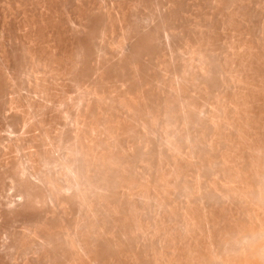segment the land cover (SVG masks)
Listing matches in <instances>:
<instances>
[{
    "label": "rangeland",
    "instance_id": "374dc122",
    "mask_svg": "<svg viewBox=\"0 0 264 264\" xmlns=\"http://www.w3.org/2000/svg\"><path fill=\"white\" fill-rule=\"evenodd\" d=\"M120 1V2H119ZM147 3H146V2ZM164 1V3H162ZM165 1H167V3L165 2ZM187 1V2H186ZM189 1V2H188ZM222 2V4H221V2ZM234 3H233V2ZM241 1V0H240ZM239 0H133L132 2H131V0H86V1H84L83 2V0L81 1V0H0V80L1 79H3V80H1V82L2 83H0V87L2 86V88H0V107L2 108H0V163L1 164H3V165H1L0 164V182H1V184L4 182V184H0V213H2L3 215H1L0 214V263L1 264H4L5 262H7L6 260H8V261H11V262H7V263H9V264H24V263H22V261H25V264H27V260L28 259H30V260H28V264L30 263V264H34L35 262H36V260H35V262H33L34 260L32 259L33 257L32 256H34L35 255V257H38V255L40 256V257H38L39 258V260H42V262L40 263V261L39 260H37V262L35 263V264H37L38 262H39V264H59L60 262V264H72V262H73V264H75V263H77V264H84V262H86V260H87V264H92V263H94V262H96V261H99L100 259L102 260V259H104V258H101V257H103V255H105L104 253V251H101L103 248L101 247V249H99L100 248V246H101V243H102V246H104V250L106 249L107 250V247H108V258H107V256H106V258L104 259V262L106 263V264H114L113 262H111L110 260H113L114 261V259L116 258V261H114V262H116L115 264H122L123 262V264H125V262L126 263H128V264H138V262H141L140 260L142 259L143 261L144 260H149V262L148 263H146V261H142L144 264H155L154 263V261H157L156 262V264L158 263V264H165V260H169L170 261V263L171 264H174V262H177L176 264H178L179 262V264H185L184 262L186 261V264H188V259L187 258H190V254L188 255L187 253H189L190 251H189V249H187L186 251H185V248H184V242L186 243V239L187 238H189V237H187L186 238V233L183 231L184 229V221H183V219L184 218H182L183 217V213H184V208H185V206L187 207V206H190V207H194V208H197V209H199V208H202V204H203V208H206V206L209 204V206H210V204H212L210 207H208V209L207 210H209V208H214V212H215V210H218V211H216V212H221V210H220V208L221 209H223L222 211H225L226 213L225 214H223L224 212H222V215H221V213H220V215H221V217L220 218H224V220L223 221H225L226 219H227V211H228V213L229 214H232L233 213V216H235V218H236V216H237V219H236V221L238 222V221H242L243 219L242 218H244V220L241 222L240 221V223L238 222V226H237V224H235L236 223V221L233 223V224H231V228L230 229H228L229 228V226H230V223L229 222H225V224L224 223H220V227H219V229H222V227L224 226V225H226L225 227H226V229H227V231H225V233H224V227H223V230H222V233L221 232H219V230L217 231V232H215V233H217L218 234V236L220 235H222L223 234V238H222V236H221V238L220 237H216L215 238V243H217L216 241H218V240H216V239H222V240H220V241H218V244L217 245H215L214 247H213V253H211V255L213 256V254H214V256H213V260H212V257H210V256H208V254H206V257H205V251H204V254H202L203 252H201L200 254H202L203 256H201V255H199V256H201V257H199V260H198V257H195V261L193 260V264H218V262H217V260H216V257L218 256V255H220L222 252H219L220 250H221V248L223 249V250H221V251H223V254L224 255H226V252L227 253H230L229 252V250L230 249H228V248H231V247H229V246H232V247H236L237 246V244H232V243H234V242H237L238 241V237L241 235L242 237L246 234V233H248V230H243L241 227H244L245 229H247L248 227H247V225H249V224H251V225H253L252 224V222L249 220V219H251V218H249L248 217V210H250V207L248 206L247 207V204H243V201L242 200H238L239 198H237L236 196H235V198H233L234 196L233 195H231V198L230 199H233V200H235L236 198H237V200H236V202L237 201H239L238 203H236L235 201L232 203V201L230 200V201H227V200H224V199H227L228 198V200H229V197H225L224 199L223 198H221V200L223 199V203H222V201H220V200H218V199H216L215 197H217L218 195H216V196H211L213 193L211 192V191H213V188L215 189L217 186V182L219 181V182H221L223 179L225 180V179H228L229 177L230 178H232L233 177V175L232 174H230V168H228V170H226L227 168L224 166L223 167V165L221 164V163H219L220 161H221V159H219L218 160V158H221V153L220 152H223V151H220V150H224V152L226 151V149H227V143H223V144H225V145H223V146H221V145H219L220 143H222L223 142V140H222V142H219V143H217L218 145V148L217 149H219V150H215L216 151V153H214L215 151H214V149H213V151H212V149H209V147H206L207 145L205 144V139H207V137L208 136H210L209 134H211L210 132H212V130H213V127H210V125L212 126V124H210L211 122L208 120V118L207 117H209L208 116V114L207 113H209L210 112V114L209 115H211V110L213 109V107H214V111H213V115H216V114H218V111H216L215 112V108H217V106L218 105H222L221 107L223 108V106H225V105H227L229 102L228 101H226V99H229L230 98V96L232 95V93H233V95L232 96H235L236 95V97H237V93H239L238 94V96L239 95H241L240 94V91L239 90H237V85L240 87V90H243V86L245 85V84H243L242 83V81L244 82V80L243 79H245L246 78V80L248 81V80H251V82H248V83H250V85L252 84V82H253V80H255L256 78H257V74H258V76H261V74L262 73H264V72H260L259 71V68L258 67H260V70H261V68H262V70L264 71V64H263V62H264V60H260V59H263L264 58V39H263V35H264V30H262L264 27V0H253V1H251V0H242L241 2H240ZM262 3V5H263V7H262V5H261V3ZM125 2V4H123ZM128 2V3H127ZM141 2H142V4H141ZM144 2V3H143ZM159 2V3H158ZM175 2V3H174ZM179 2L181 3V4H179ZM185 2V3H184ZM217 4H216V3ZM228 3V5H227V3ZM239 2V3H238ZM81 3V4H80ZM132 3V4H131ZM154 3V4H153ZM170 3V4H169ZM184 3V4H183ZM192 3V4H191ZM198 3H199V5H198ZM214 3V4H213ZM218 3H219V5H218ZM225 3V4H224ZM236 3V4H235ZM153 4V5H152ZM164 4V5H163ZM167 4V5H166ZM175 4V5H174ZM177 4V5H176ZM187 4H189V5H187ZM207 4V5H206ZM210 4V5H209ZM221 4V5H220ZM234 4H235V6H234ZM259 4V5H258ZM80 5V6H79ZM84 5H85V7H84ZM141 5V6H140ZM174 5V6H173ZM204 5V6H203ZM219 7H218V6ZM237 5V6H236ZM116 6H117V9H116ZM122 6V7H121ZM128 6H130V7H128ZM134 6H136V7H134ZM160 6V7H159ZM162 6H163V8H162ZM185 6H187V7H185ZM197 6H199V7H197ZM203 6V7H202ZM210 6V7H209ZM220 6H222V7H224V8H222V7H220ZM228 6H229V8H228ZM119 7V8H118ZM138 7H140L139 9H138ZM144 7V8H143ZM150 9V8H152V9H148V8ZM157 7V8H156ZM167 7V8H166ZM180 7H182V8H180ZM239 7H240V9H239ZM244 7V8H243ZM250 9H249V8ZM262 7V8H261ZM129 11H126V9ZM155 8V9H154ZM185 8H187V9H185ZM190 8V9H189ZM196 8V9H195ZM204 8V9H203ZM212 8V9H211ZM226 8V9H225ZM232 8V9H231ZM235 8H237L236 10H235ZM248 8V9H247ZM131 9V10H130ZM145 9V10H144ZM154 9V10H153ZM169 11H168V10ZM174 9V10H173ZM177 9V10H176ZM180 9V10H179ZM183 9V10H182ZM203 9V10H202ZM229 9V10H228ZM257 9V10H256ZM259 9V10H258ZM83 10V11H82ZM136 10V11H135ZM139 10V11H138ZM148 10V11H147ZM185 10V11H184ZM187 10V11H186ZM197 10V11H196ZM223 10V11H222ZM227 10H228V12H227ZM243 12H242V11ZM256 10V11H255ZM116 11V12H115ZM124 11V12H123ZM132 11H133V13H132ZM141 11H143V12H141ZM152 11H154V12H152ZM162 11H165V12H162ZM200 11V12H199ZM238 11V12H237ZM250 11V12H249ZM120 12L122 13V15L120 14ZM140 12V13H139ZM145 12H146V14H145ZM170 12H171V14H170ZM180 12V13H179ZM193 12V13H192ZM194 12H195V14H194ZM201 12H202V14H201ZM208 12V13H207ZM210 12V13H209ZM225 12V13H224ZM230 12V13H229ZM232 12V13H231ZM233 12H234V14H233ZM235 12H236V14H235ZM251 12H253V13H251ZM89 13H91L90 15H89ZM99 13V14H98ZM116 15H118V16H116ZM136 13V14H135ZM143 15H142V14ZM166 13V14H165ZM189 13V14H188ZM207 13V14H206ZM214 14V16H213V14ZM248 15H247V14ZM263 13V14H262ZM82 14V15H81ZM110 14H111V16H112V18L113 19H111V16H110ZM129 14V15H128ZM140 14V15H139ZM166 16H165V15ZM174 14V15H173ZM177 14V15H176ZM185 14V15H184ZM190 14H191V16H190ZM199 14H201V15H199ZM245 14V15H244ZM257 14V15H256ZM103 15H105V16H103ZM116 17H115V16ZM132 15V16H131ZM146 15V16H145ZM180 15V16H179ZM186 15H188V16H186ZM230 15V16H229ZM235 15V18L233 17ZM237 15V16H236ZM261 15H262V18H261ZM84 16V17H83ZM86 16V17H85ZM95 16V17H94ZM144 16V17H143ZM148 16H149V18H148ZM151 16V17H150ZM158 16V17H157ZM165 16V17H164ZM179 16V17H178ZM197 16V17H196ZM83 17V18H82ZM94 17V18H93ZM109 17H110V19L113 21V23L112 22H109ZM119 17V18H118ZM121 17H122V20L124 19V24H122V22H121ZM124 17V18H123ZM125 17H128V19L130 20H128L127 18H125ZM141 17H143L144 19H143V21H142V18ZM154 19H153V18ZM163 17H164V19H163ZM166 17H167V19H166ZM170 17H171V20H170ZM175 17V18H174ZM177 17V18H176ZM181 17V18H180ZM183 17V18H182ZM186 17V18H185ZM205 17H206V19H205ZM209 17V18H208ZM212 17V18H211ZM229 17V18H228ZM232 17V18H231ZM238 17V18H237ZM250 17V18H249ZM81 18H82V20H81ZM89 18V19H88ZM92 18V19H91ZM101 18V19H100ZM102 18H104V19H102ZM115 18V19H114ZM116 18H118L117 20H116ZM131 18V19H130ZM137 18V19H136ZM145 18H146V20H145ZM157 18H160V20L159 19H157ZM125 19H127V20H125ZM138 19H139V21H138ZM151 19H152V21H151ZM227 19H229V21L231 20V19H233V21L231 22V24L229 23V22H227ZM247 19V20H246ZM262 19V20H261ZM90 20H92V21H90ZM96 20V21H95ZM99 20H100V22H99ZM103 20H105V21H103ZM108 20V21H107ZM110 20V21H111ZM136 20V21H135ZM147 20H148V22H147ZM153 20H156V21H153ZM163 20V21H162ZM179 20V21H178ZM186 20H188L186 23H185V21ZM194 20H196L195 22H197V20H199V22H200V24H199V22H197V25H196V23L195 24H193V22L192 21H194ZM223 20V21H222ZM246 20V21H245ZM249 20V21H248ZM82 21V22H81ZM84 21V22H83ZM98 21V22H97ZM118 21V22H117ZM129 21V22H128ZM145 21V22H144ZM171 21V22H170ZM181 21V22H180ZM204 21V22H203ZM219 21H220V23H219ZM225 21H226V24H225ZM242 21V22H241ZM255 21V22H254ZM90 22V23H89ZM103 22V23H102ZM162 24H161V23ZM208 22V23H207ZM224 24H223V23ZM249 22V23H248ZM254 22V23H253ZM89 23V24H88ZM110 23V24H109ZM127 23V24H126ZM131 23V24H130ZM132 23H133V25H132ZM138 23H139V25H138ZM146 25H145V24ZM157 23V24H156ZM166 23H168V24H166ZM171 23V24H170ZM173 23L175 24V25H173ZM176 23H178V25L176 24ZM189 23V24H188ZM201 23H202V25H201ZM230 25H229V24ZM243 25H242V24ZM256 23V24H255ZM108 24V25H107ZM116 25V26H114V25ZM122 24V25H121ZM185 24V25H184ZM187 24V25H186ZM198 24L200 25L199 27H201V28H199L198 27ZM203 24H204V26H203ZM227 24H228V26L231 28H229L228 26H227ZM254 24V25H253ZM259 24V25H258ZM261 24V25H260ZM263 24V25H262ZM89 25V26H88ZM101 25V26H100ZM125 25V26H124ZM135 25V26H134ZM144 25H145V27H146V29L144 28ZM152 25H154V26H157V27H154V26H152ZM166 27H165V26ZM189 25V26H188ZM208 25H209V27H208ZM224 25H226V26H224ZM237 25V26H236ZM239 25V26H238ZM88 26V27H87ZM91 26V27H90ZM100 26V27H99ZM104 26V27H103ZM135 28H134V27ZM138 26H139V28H138ZM141 26V27H140ZM150 28H149V27ZM175 26V27H174ZM188 26V27H187ZM193 26V27H192ZM215 26V27H214ZM222 26H223V28H222ZM232 26H233V28L234 27H236V28H234V34L236 33L235 31H237V29H238V31L237 32H239V33H236L237 35H238V37L236 36V35H234L233 34V36H235V38H238L239 40H236V41H242L243 40V38H245L243 41H245L246 40V42H243V46H244V44L245 43H247V44H245V46L243 47V46H241L242 44H240V43H242V42H237V44L238 45H233V43L235 44V38L232 36V35H230V34H232L233 33V31H232ZM245 26V27H244ZM93 27H95V28H93ZM102 27V28H101ZM117 27V28H116ZM143 27V28H142ZM160 27V28H159ZM164 27V28H163ZM181 27V28H180ZM186 27H187V29H186ZM204 27H206L207 29H209V30H205V28ZM224 27H225V31L227 30V32H225L223 29H224ZM228 27V28H227ZM245 29H244V28ZM250 27V28H249ZM257 27H258V29H257ZM89 28V29H88ZM107 28V29H106ZM127 28V30H125ZM134 28V29H133ZM167 28V29H166ZM189 28V29H188ZM197 28V29H196ZM204 28V29H203ZM227 28V29H226ZM94 31V32H96V33H92L91 31L92 30ZM97 29V30H96ZM105 29V30H104ZM109 29V30H108ZM120 29V30H119ZM122 29H124V31L126 32H124ZM143 29H145L146 30V32H144L145 30H143ZM171 29H172V33H171ZM175 29V30H174ZM177 29V30H176ZM193 29L195 30V31H193ZM198 29H200V30H198ZM214 29V30H213ZM229 29V30H228ZM243 31H242V30ZM253 29V30H252ZM99 30V31H98ZM122 30V31H121ZM141 30H143V31H141ZM148 30V31H147ZM150 30V31H149ZM152 30V31H151ZM163 30V31H162ZM168 30H169V32H170V34L168 33ZM181 30H182V32H181ZM184 30V31H183ZM203 32H202V31ZM204 30H205V33H206V35H204ZM217 30V31H216ZM224 32H223V31ZM232 32H231V31ZM241 30V31H240ZM249 30H250V32H249ZM252 30V31H251ZM81 31V32H80ZM84 31V32H83ZM102 31V32H101ZM130 31V32H129ZM133 31V32H132ZM165 31V32H164ZM167 31V32H166ZM180 31V32H179ZM199 31H201V32H199ZM214 31V32H213ZM221 31V32H220ZM230 33H229V32ZM247 31V32H246ZM257 31V32H256ZM104 32V33H103ZM106 32H107V35H106ZM128 32V33H127ZM138 32V33H137ZM144 32V33H143ZM156 32H160L159 34H157ZM175 32V33H174ZM185 32L187 33V34H185ZM197 32H199V33H197ZM249 32V33H248ZM263 32V33H262ZM75 33V34H74ZM90 36V37H87L88 35ZM130 33H133V34H130ZM138 35H137V34ZM142 33V34H141ZM149 33V34H148ZM178 33V34H177ZM183 33H184V36H183ZM200 33H201V35H200ZM208 33H211L210 35H208ZM214 35H213V34ZM224 33V34H223ZM226 33V34H225ZM246 33V34H245ZM256 33V34H255ZM261 33V34H260ZM78 34V35H77ZM91 34V35H90ZM101 34V35H100ZM105 35V36H103V35ZM127 34V35H126ZM140 34V35H139ZM162 34H163V36H162ZM165 34H167V35H165ZM174 36H172V35ZM191 36H190V35ZM194 34V35H193ZM197 34V35H196ZM219 34H220V36H219ZM242 34V35H241ZM245 34V35H244ZM75 35V36H74ZM83 35V36H82ZM85 35V36H84ZM132 35V36H131ZM135 35H136V39H134L135 38ZM144 35H146V38H145V36ZM188 35V36H187ZM212 35V36H211ZM217 35V36H216ZM227 35V36H226ZM259 35V36H258ZM79 36V37H78ZM95 36V37H94ZM97 36V37H96ZM125 36V37H124ZM130 36V37H129ZM138 36V37H137ZM148 36H149V38H148ZM174 39H172L171 37ZM179 36H180V40H178L179 39ZM193 36V37H192ZM195 36L197 37H199V39H198V37H197V39L195 38ZM206 36V37H205ZM227 38H226V37ZM233 38H232V37ZM241 36V37H240ZM250 36V37H249ZM262 36V37H261ZM87 37V38H86ZM106 37V38H105ZM124 37V38H123ZM132 37V38H131ZM155 37V38H154ZM162 37H165V38H162ZM177 37V38H176ZM182 37V38H181ZM185 37V38H184ZM205 37V38H204ZM218 37V38H217ZM243 37V38H242ZM251 37H252V39H251ZM120 38V39H119ZM162 38V39H161ZM166 38H168V40L166 39ZM171 38V39H170ZM175 38H176V40H175ZM192 38V39H191ZM200 38H204V39H200ZM214 38V39H213ZM222 38V39H221ZM233 40H232V39ZM249 38H250V40H254L253 42L254 43H258V44H256V46H253V44L254 43H252V41H250L249 42ZM87 39V40H86ZM91 41H90V40ZM95 39V40H94ZM124 39H126V40H124ZM161 39V40H160ZM170 39V40H169ZM208 39H209V41H208ZM221 39V40H220ZM230 39H231V41H230ZM89 40V41H88ZM94 40V41H93ZM101 40V41H100ZM105 40V41H104ZM120 40V41H119ZM135 40V41H134ZM151 40V41H150ZM155 40V41H154ZM158 40V41H157ZM163 40L165 41V42H163ZM179 42H178V41ZM191 40H195L194 42L193 41H191ZM198 40V41H197ZM200 40L202 41L201 42V44L199 43L200 42ZM205 40V42H203ZM218 40V41H217ZM104 41V42H103ZM122 41V42H121ZM127 41V42H126ZM130 41H131V44H130ZM139 43H138V42ZM162 43H161V42ZM184 41V42H183ZM190 41V42H189ZM213 41H214V44H213ZM234 41V42H233ZM77 42L78 43H80V44H77ZM98 42V44H96V43ZM124 42V43H123ZM156 42H160V43H156ZM183 42V43H182ZM216 42V43H215ZM232 43V45L233 46H235L234 47V49H233V47H232V45L231 44H229V43ZM248 42H249V44H251V45H249L248 44ZM86 43H89V44H86L88 47H86V45L85 44ZM90 43H93V44H91L90 45ZM104 45H103V44ZM127 43V44H126ZM133 43H135V44H133ZM154 43H156V44H158V45H156V44H154ZM172 43V44H171ZM178 43V44H177ZM189 43V44H188ZM198 44V46L200 47H196V45ZM220 43V44H219ZM23 44H24V46H23ZM84 46H83V45ZM111 44H112V46H115V47H111ZM130 44V45H129ZM138 44V45H137ZM143 44V45H142ZM152 44V45H151ZM168 46H167V45ZM188 44V45H187ZM211 44V45H210ZM15 45V46H14ZM90 45V46H89ZM101 45V46H100ZM110 47H109V46ZM121 45H122V47H121ZM126 45V46H125ZM128 45H129V47H128ZM148 45V46H147ZM154 45V46H153ZM161 45H166L165 47H166V49H165V47L164 46H161ZM176 45V46H175ZM178 45V46H177ZM180 45V46H179ZM202 45H204L203 47H201ZM213 45V46H212ZM226 45H227V47H226ZM255 45V44H254ZM257 45H258V47H257ZM108 47V48H106V47ZM117 46H119V47H117ZM124 46V47H123ZM131 46V47H130ZM139 47V48H136V47ZM147 46V47H146ZM151 48H150V47ZM160 46V47H159ZM173 48H172V47ZM175 46V47H174ZM189 46V47H188ZM190 46H191V48H190ZM210 47V49H209V47ZM212 46V47H211ZM232 48V51H231V48ZM240 46L242 47V48H240ZM248 46H250V47H252V53H254V55L253 54H251V57L253 56H257L256 57V59L254 58V60H256V62H253L252 60H249V59H251V58H249L248 56H247V58H246V55H248L249 54V56H250V53H251V51L249 50V49H251V48H247ZM8 47H10V48H8ZM20 47H21V49H20ZM24 47V48H23ZM85 47V48H84ZM93 47V48H92ZM99 47V48H98ZM102 47V48H101ZM120 47L122 48V51H121V49H120ZM126 47V48H125ZM134 47V48H133ZM153 47V48H152ZM157 49H156V48ZM162 47V48H161ZM184 47H185V49H184ZM187 47V48H186ZM194 47V48H193ZM206 47V48H205ZM208 47V48H207ZM240 49H242V50H240ZM253 47H257L256 49L255 48H253ZM119 48V49H118ZM124 48V49H123ZM160 50H159V49ZM164 48V49H163ZM180 48V49H179ZM181 48H182V50H181ZM192 48H193V50H194V52H192L193 50H192ZM204 48V49H203ZM216 48V49H215ZM237 50H236V49ZM246 48V49H245ZM262 48V49H261ZM13 49V50H12ZM24 49V50H23ZM29 49V50H28ZM75 49V50H74ZM82 51H81V50ZM85 49V50H84ZM90 49V50H89ZM92 49V50H91ZM131 49V50H130ZM140 49V50H139ZM156 49V50H155ZM163 51H162V50ZM173 49V50H172ZM175 49H177V50H175ZM184 49V50H183ZM187 49V50H186ZM196 49H198V50H196ZM200 49V50H199ZM215 49V50H214ZM220 49V50H219ZM238 49H239V51H238ZM259 49V50H258ZM19 50V51H18ZM21 50V51H20ZM81 51V52H78V51ZM88 50V51H87ZM97 50V51H96ZM104 50V51H103ZM120 50V51H119ZM128 50V51H127ZM137 50V51H136ZM158 50V51H157ZM166 50V51H165ZM170 50H171V52H170ZM190 50V51H189ZM192 50V51H191ZM207 50H208V52L209 51H211L212 52V50H214L213 52H212V55H211V52H207ZM217 50V51H216ZM245 50V51H244ZM248 50L250 51V52H248ZM254 50V51H253ZM7 51V52H6ZM14 51V52H13ZM28 51V52H27ZM29 51H31V52H29ZM76 51H77V53H76ZM85 51H87V52H85ZM103 51V52H102ZM119 51V52H118ZM133 51H136V52H133ZM141 51V52H140ZM179 51H181V52H179ZM185 51H188V52H186L185 53ZM199 51V53H195V52H198ZM202 51V52H201ZM228 53V54H226V52ZM229 51V52H228ZM248 52V53H245V52ZM18 52V53H17ZM74 52V53H73ZM97 52V53H96ZM117 52V53H116ZM125 52H127V53H125ZM146 52V53H145ZM149 52V53H148ZM151 52V53H150ZM153 52V53H152ZM158 54H160V53H162V55L160 54V55H158ZM164 52V53H163ZM169 54H168V53ZM190 52H191V54H190ZM201 52V53H200ZM203 52H206V53H203ZM218 52V53H217ZM231 52V53H230ZM238 52H240V54H241V52H242V54L240 55V54H237ZM258 52H259V54H258ZM263 52V53H262ZM29 53V54H28ZM73 53V54H72ZM81 53H82V55L84 56H82L81 55ZM86 53V54H85ZM94 53V54H93ZM101 53V54H100ZM105 53V54H104ZM123 53V54H122ZM133 53V54H132ZM148 53V54H147ZM155 53V54H154ZM175 53H176V55H175ZM179 54V56H178V54ZM193 53V54H192ZM203 53V54H202ZM208 53V54H207ZM224 53H225V55H224ZM232 53H236L237 55H238V57L239 56H241L242 57V60H245V63L243 64L242 62H244V61H242L241 60V58H239V63H241V64H243V65H245L246 63V65L245 66H247L248 65V62H250L251 61V64L253 65V63L255 64H257V61L259 60V62H261V63H259L258 62V64H257V66H256V64H255V66L256 67H254V66H249L250 68H252V69H250V68H248L247 67V69H248V71H247V69L244 71V69L245 68H243V65H241V64H239V65H241L239 68H241V69H243L242 71L238 68V70H240L241 71V73H242V75H243V71H244V73L247 71V75H249V76H247V77H244L245 76V74H244V76H242L241 78H243V79H241V83L243 84H241L240 83V80L237 78V77H240V71H239V75L238 74H235V72L237 71V69H236V67L234 66L235 65V61H234V59L233 58H231L230 56V54H232ZM243 53H245L246 55L245 56H243ZM19 54V55H18ZM75 54V55H74ZM77 54V55H76ZM100 54V55H99ZM105 56H104V55ZM117 56H116V55ZM119 54V55H118ZM145 54V55H144ZM147 54V55H146ZM157 54V55H156ZM166 54V55H165ZM185 54V55H184ZM200 54V55H199ZM206 54V55H205ZM216 54H217V56H216ZM218 54H220V55H218ZM236 54H233V55H235V57L237 56ZM258 54V55H257ZM262 54V55H261ZM15 55H18L17 57L15 56ZM68 55V56H67ZM87 55V56H86ZM101 55H103V56H101ZM115 55V56H114ZM123 55H125V56H123ZM127 55V56H126ZM137 55V56H136ZM140 56V58H139V56ZM155 55V56H154ZM169 55V56H168ZM203 55V56H202ZM208 55H210V56H208ZM213 55L214 56H216L217 57V59H216V57H213ZM226 55H228L227 57L228 58H231L232 59V61H234V63L232 64L231 62V59L230 60H228L227 61V58H226V60L224 59V57H226ZM100 56V57H99ZM108 56V57H107ZM121 56V57H120ZM147 58H146V57ZM154 56V57H153ZM160 56V57H159ZM161 56H162V58H163V60H162V62H160V60H158V59H162L161 58ZM166 56H168V57H166ZM184 56V57H183ZM192 56V57H191ZM202 56V57H201ZM221 58H220V57ZM86 57V58H85ZM110 57V58H109ZM113 57H115V58H113ZM118 57H119V59H121V60H119L118 59ZM130 57V58H129ZM136 57V58H135ZM158 57V58H157ZM179 57V58H178ZM183 57V58H182ZM190 57V58H189ZM211 57H213L212 58V60H211ZM234 57V58H235ZM245 57V58H244ZM51 58V59H50ZM58 58V59H57ZM65 58H66V60H65ZM79 58H81V59H79ZM94 58H96V59H94ZM108 58V59H107ZM123 58V59H122ZM140 60H139V59ZM150 60H149V59ZM153 58H155V59H153ZM185 58V59H184ZM195 58H197V59H195ZM203 58V59H202ZM220 58V59H219ZM237 58V57H236ZM244 58V59H243ZM249 58V59H248ZM258 58V59H257ZM76 59H77V61H76ZM100 61H99V60ZM106 59V60H105ZM114 59H115V61H114ZM118 61H117V60ZM126 59V60H125ZM131 61H130V60ZM134 59V60H133ZM145 59H147V60H144ZM170 59V60H169ZM180 59V60H179ZM182 59H183V61H182ZM187 59H188V61H187ZM191 59V60H190ZM248 61H247V60ZM17 60V61H16ZM20 60V61H19ZM33 60V61H32ZM34 60H35V62H34ZM83 60V61H82ZM85 60H87V61H85ZM110 60V61H109ZM166 60H168V61H165ZM176 60V61H175ZM177 60H178V63L180 62V64L178 65V63H177ZM194 60V61H193ZM211 60V61H210ZM222 60V61H221ZM27 61V62H26ZM59 63H58V62ZM62 61H64V62H62ZM67 61V62H66ZM93 61V62H92ZM102 61V62H101ZM112 61H114V62H112ZM127 61H128V63H127ZM165 62V67L167 68H165V70H161V68H163V65H162V63H164ZM190 61H192V63L190 62ZM197 61V62H196ZM200 61V62H199ZM202 61V62H201ZM221 61V62H220ZM223 61H226V62H223ZM229 61H231L229 64L227 63V62H229ZM247 61V62H246ZM29 62H31L30 64H29ZM71 62V63H70ZM82 62H83V64H82ZM106 62V63H105ZM150 62V63H149ZM152 62H154V63H152ZM172 62V63H171ZM184 62V63H183ZM189 62V63H188ZM199 62V63H198ZM215 62H216V65L217 66H219V68L215 65ZM253 62V63H252ZM27 63V64H26ZM35 63V64H34ZM47 63V64H46ZM63 63V64H62ZM67 63V64H66ZM70 63V64H69ZM75 63V64H74ZM88 64L87 65V67H86V64ZM99 63V64H98ZM103 63V64H102ZM108 63V65H106ZM109 63H111V64H113V65H111V64H109ZM121 63V64H120ZM124 63H126V64H124ZM141 63V64H140ZM143 63H145V64H143ZM159 63H161V65L159 64ZM169 63V64H168ZM176 63V64H175ZM195 63V64H194ZM225 63H227V64H225ZM33 64L36 66H34L33 67ZM66 65V69H65V65ZM94 64V66H92ZM101 64V65H100ZM124 64V65H123ZM129 64V65H128ZM134 64V65H133ZM155 64V65H154ZM157 64H159V65H157ZM172 64V65H171ZM184 64H186L185 66H183ZM206 64H207V66H206ZM214 64V65H213ZM230 64H232L234 67L232 68V70H233V72H234V78L236 77L238 80H239V82H238V80H237V82L239 83V84H237V85H235L236 84V82H235V84L232 82V81H234L235 79H232V78H229V76H230V74H233L232 72H230L229 71V69H230V67H231V65ZM238 64H236V66L238 65ZM250 64V63H249ZM26 65H28V66H26ZM30 65V66H29ZM72 65V66H71ZM78 65V66H77ZM104 66V67H100V66ZM110 65L112 66L111 68H110ZM116 65V66H115ZM119 65V66H118ZM123 65V66H122ZM126 65V66H125ZM139 65V66H138ZM148 65V66H147ZM156 65L159 67L160 66V68H159V70L157 69L158 67H156ZM166 65H169V66H166ZM171 65V66H170ZM176 65V66H175ZM182 65V66H181ZM195 65V66H194ZM204 65V67H206L205 69V74H207L206 76H208L209 77V79L208 78H206V80H205V78L204 77H206V76H202L203 74H204V72H201L202 71V69H200V67H202ZM209 65H211V66H209ZM224 65H226L225 67H224ZM230 65V67H227V66H229ZM64 66V67H63ZM85 66V67H84ZM133 68H132V67ZM142 66V67H141ZM147 66V67H146ZM153 66H155V67H153ZM178 66H180L179 68H178ZM199 66V67H198ZM213 66H215V67H213ZM224 67V69H223V67ZM244 66V67H245ZM79 68V70H76V69H78ZM115 67V68H114ZM151 67V68H150ZM170 67H172V68H170ZM183 67V68H182ZM184 67H186L185 69H184ZM188 67V68H187ZM226 67L227 68H229L228 69V71L230 72H228V73H226L227 72V69H226ZM71 68V69H70ZM74 69V72H73V69ZM82 68V69H81ZM107 68V69H106ZM113 68V69H112ZM117 68V69H116ZM120 68H121V70L122 71H120ZM126 68V69H125ZM143 68H144V70H143ZM150 68V69H149ZM182 68V69H181ZM199 68V69H198ZM208 68V69H207ZM213 68V69H212ZM218 68V69H217ZM27 69V70H26ZM33 69H35V70H33ZM124 69V70H123ZM137 69V70H136ZM154 71H153V70ZM156 69V70H155ZM171 70V72H168V70ZM174 69V70H173ZM188 69H189V71H188ZM209 69H211V70H209ZM217 69V70H216ZM221 69V70H220ZM234 69H236V71L234 70ZM253 69H254V73L252 72L253 71ZM256 69H257V72H256ZM21 70V71H20ZM31 70V71H30ZM59 70V71H58ZM99 72H98V71ZM109 70V71H108ZM126 70V71H125ZM133 70V71H132ZM135 70V71H134ZM142 70V71H141ZM149 70V71H148ZM153 72H152V71ZM166 70H167V72H168V74H167V72H166ZM169 70V71H170ZM175 70H176V72H175ZM180 70V71H179ZM189 72V73H186L187 71ZM223 70H226V72L225 71H223ZM250 70H251V72H250ZM28 73H27V72ZM35 71V72H34ZM57 71V72H56ZM85 71V72H84ZM96 71V72H95ZM106 71H108V72H106ZM116 71V72H115ZM119 71V72H118ZM124 71V72H123ZM140 71V72H139ZM144 71V73H142L141 74V72H143ZM148 73H147V72ZM159 71V72H158ZM161 71V72H160ZM193 71V72H192ZM217 73H216V72ZM221 71H223V72H221ZM22 72V73H21ZM55 72V73H54ZM61 72V73H60ZM63 72V73H62ZM78 74H77V73ZM98 72V73H97ZM131 72V73H130ZM151 72V74H149ZM159 73L161 76H162V74H163V76L162 77H160V75L157 73V74H155V75H153L154 73ZM163 72V73H162ZM166 72V73H165ZM192 72V73H191ZM214 75V73H216V75H212L211 73ZM221 72V73H220ZM238 72V71H237ZM236 72V73H237ZM19 73V74H18ZM27 73V74H26ZM32 73V74H31ZM47 73V74H46ZM59 73V74H58ZM65 73V74H64ZM71 73V74H70ZM74 73V74H73ZM92 73H94V74H92ZM100 73H101V75H100ZM106 73V74H105ZM121 73V74H120ZM134 75H133V74ZM146 73H147V75H146ZM181 73V74H180ZM203 73V74H202ZM257 73V74H256ZM261 73V74H260ZM23 74V75H22ZM24 74H26V75H24ZM31 76H30V75ZM36 74V75H35ZM109 74V75H108ZM134 76H132V75ZM139 74V75H138ZM169 74H171V75H169ZM173 74V75H172ZM177 74H180V76H183V77H185V76H187V77H185L184 79H183V77H178L179 75H177ZM183 74H185V76L183 75ZM189 74V75H188ZM191 74V75H190ZM194 74V75H193ZM196 74V75H195ZM223 74H224V76H223ZM227 74H229V76L227 75ZM250 74H254L253 76L252 75H250ZM260 74V75H259ZM35 75V76H34ZM38 75V76H37ZM43 75V76H42ZM48 75V76H47ZM59 75V76H58ZM99 77H97V76ZM123 77H122V76ZM126 75H127V77H126ZM156 75H157V78H156ZM165 75V76H164ZM200 75H201V78H199L200 77ZM210 75H211V77H210ZM263 76H264V74H262ZM19 76H20V78H19ZM22 76H24V77H22ZM26 76V77H25ZM33 76V77H32ZM41 76H42V78H41ZM45 76V77H44ZM108 76V77H107ZM110 76V77H109ZM136 76V77H135ZM142 76V77H141ZM148 76V77H147ZM149 76H150V78H149ZM166 76H169L168 78L166 77ZM180 79V80H178V78ZM192 78H191V77ZM199 76V77H198ZM233 76V75H232ZM252 76V77H251ZM35 77V78H34ZM47 77V78H46ZM60 77V78H59ZM80 77V78H79ZM89 77V78H88ZM94 77V78H93ZM125 77V78H124ZM165 77V78H164ZM175 77V78H174ZM192 79H190V78ZM195 77V78H194ZM204 79H203V78ZM222 77V78H221ZM223 77H225L224 79H223ZM227 77V78H226ZM248 77H249V79H248ZM18 78H19V80H18ZM24 78V79H23ZM40 78V79H39ZM71 80H70V79ZM76 80H75V79ZM108 78H109V80H108ZM112 78V79H111ZM124 78V79H123ZM137 78V79H136ZM152 78V79H151ZM160 78H162V79H160ZM173 78V79H172ZM194 78V79H193ZM218 78V79H217ZM260 78H262V77H259L258 79H260ZM264 78V77H263ZM49 80V81H47V80ZM54 79H55V81H54ZM69 81H68V80ZM87 79H89L90 80V82L88 83V81H87ZM118 79V80H117ZM123 81H122V80ZM132 79V80H131ZM136 79V80H135ZM149 79V80H148ZM156 79V81L154 82V80ZM158 79H160V80H158ZM176 79V80H175ZM182 79V80H181ZM188 79H190V81L188 80ZM197 79V80H196ZM202 81H201V80ZM210 79H211V81H210ZM230 79V80H229ZM232 79V80H231ZM5 80V81H4ZM10 80V81H9ZM35 80V81H34ZM56 80H58V81H56ZM63 80V81H62ZM66 80L68 81V82H66ZM82 80H83V82H82ZM91 80H92V82H91ZM115 80V81H114ZM135 80V81H134ZM147 80L149 81V84H148V82H147ZM151 80H152V82H151ZM186 80H188V81H186ZM194 80V81H193ZM199 80V81H198ZM214 80V81H213ZM226 80L227 81H229V82H227L228 83V85H227V83H226ZM4 81V82H3ZM31 81L33 82V83H31ZM38 81V82H37ZM51 81V82H50ZM118 81V82H117ZM121 81V83L119 84V82ZM146 81V82H145ZM168 82V84H169V87H168V85H167V82ZM174 81V83L173 84H176L177 83V81H178V83H177V89H173V86L174 85H172V82ZM182 81L184 82V83H182ZM188 83H186V82ZM194 83H193V82ZM206 81H208V82H206ZM215 81H219L220 83H218V82H215ZM236 81V80H235ZM255 81H258L257 79L255 80ZM254 81V82H255ZM260 81V80H259ZM27 82H29V83H27ZM55 84H54V83ZM61 82H63V83H61ZM103 82V83H102ZM129 84H127V83ZM143 82V83H142ZM152 84H151V83ZM159 82V83H158ZM161 82H162V84H161ZM192 82V83H191ZM196 82V83H195ZM201 82H202V84H201ZM226 83L225 85H224V83ZM253 82V83H254ZM5 83V84H4ZM14 83V84H13ZM31 83V84H30ZM49 83H51V84H49ZM131 83V84H130ZM153 83H154V85H153ZM156 83V84H155ZM163 83H165V85H163ZM171 83V84H170ZM208 83H209V85H208ZM221 83H223V84H221ZM245 83V82H244ZM248 83H246V85H247V87H249V85H248ZM4 85V87H3V85ZM11 84V85H10ZM13 84V85H12ZM32 86V88H31V86ZM32 84H34V85H32ZM39 84V85H38ZM61 84V85H60ZM67 84V85H66ZM80 84V85H79ZM101 84V85H100ZM103 84H106V85H103ZM122 84V85H121ZM127 84V85H126ZM134 84V85H133ZM136 84V85H135ZM144 84H145V86H144ZM146 84H147V86L149 87V88H147L146 87ZM158 84V85H157ZM161 84V85H160ZM181 84V85H180ZM182 84H184V86H185V88H187V89H185L184 88V86L182 85ZM191 84H193V85H191ZM206 84V85H205ZM229 84H231V85H229ZM233 84V85H232ZM254 84H259V83H257V82H255ZM254 84H252L251 86H253ZM52 85V86H51ZM55 85V86H54ZM66 85V86H65ZM71 85H72V87H74V88H72L71 87ZM79 85V86H78ZM81 85H83V86H81ZM88 85V86H87ZM108 85V86H107ZM116 85V86H115ZM130 85H132V86H135V87H133L134 88V90H133V88H132V86H130ZM152 85V86H151ZM157 85V86H156ZM160 85V86H159ZM171 85V86H170ZM198 85H199V87L200 88H198ZM208 85V86H207ZM214 85V86H213ZM218 85V86H217ZM224 85V86H223ZM236 86V89H235V86ZM241 85V86H240ZM44 88H43V87ZM76 86V87H75ZM81 86V87H80ZM89 86H90V88H89ZM93 86V87H92ZM96 86V87H95ZM107 86V87H106ZM124 86V87H123ZM136 86H137V88H136ZM159 86V88H157ZM165 86V87H164ZM181 86V87H180ZM210 86V87H209ZM214 88H216V89H214ZM219 86H221V88L219 87ZM226 86V87H225ZM229 86V88L231 87V86H233L234 87V91H236L235 93H234V91H232L233 90V88L231 89H229V88H227ZM250 86V87H251ZM11 87V88H10ZM46 87V88H45ZM62 87V88H61ZM68 87V88H67ZM78 87H80L79 89H78ZM84 87V88H83ZM110 87V88H109ZM142 87H143V89H142ZM144 87H146V88H144ZM155 87V88H154ZM197 88V89H195V88ZM204 87V88H203ZM224 87V88H223ZM242 87V88H241ZM246 87V86H245ZM245 87H244V89H245ZM246 87V91L248 90V88ZM35 88V89H34ZM70 88H71V90L73 91H71L70 90ZM105 88V89H104ZM131 88H132V91H131ZM154 88V89H153ZM166 88V89H165ZM169 88H170V90H169ZM180 88V89H179ZM188 88H189V90L190 91H192V93L191 92H189V90H188ZM206 88H208L209 89V93H208V91H206V90H208V89H206ZM220 88V89H219ZM228 90H226V89ZM33 89V90H32ZM46 89H48V90H46ZM51 89V90H50ZM75 89V90H74ZM77 89V90H76ZM82 89V90H81ZM85 91H84V90ZM91 89V90H90ZM113 89H114V91H113ZM128 92V93H126V91ZM136 89H138V90H136ZM150 89V90H149ZM159 89V90H158ZM165 89V90H164ZM182 89H184V90H182ZM201 89H203V90H201ZM204 89H206L205 91H204ZM212 89V90H211ZM214 89V90H213ZM239 89V88H238ZM250 90L252 89V88H249ZM255 89V88H254ZM254 89H252V90H254ZM3 90V91H2ZM6 90V91H5ZM10 90H12V91H10ZM34 90H36V92L34 93L33 91ZM42 90V91H41ZM55 90V91H54ZM90 92V93H88V91ZM121 91L120 93H119V91ZM138 92V91H140V92H146V93H140V92H136V91ZM153 90V91H152ZM157 90H158V92H157ZM174 90V91H173ZM179 92H178V91ZM186 90V91H185ZM194 90H196V91H194ZM199 91V93H198V91ZM201 90V91H200ZM219 90H222V92L220 91V92H218ZM249 90V92H251ZM5 91V92H4ZM40 91V92H39ZM71 91V92H70ZM78 91V92H77ZM87 91V92H86ZM124 91V92H123ZM165 91H168V94H167V92H165ZM171 91H173V92H171ZM177 91V93L174 95V93ZM183 91H184V94H183ZM189 93H191V94H193V91L197 94V96H194L195 95V93L193 94V97L191 98V94H189ZM203 91V92H202ZM229 91H231V92H229ZM245 91V92H246ZM255 91V93H257L258 91H257V89L256 90H254ZM254 91H253V93H254ZM53 92V93H52ZM61 92V93H60ZM76 92V93H75ZM80 92V93H79ZM84 92V93H83ZM86 92V93H85ZM92 92V93H91ZM101 92V93H100ZM106 92V93H105ZM110 92V93H109ZM116 92H117V94H116ZM134 92V93H133ZM153 92V93H152ZM160 92V93H159ZM170 92V93H169ZM182 92V93H181ZM187 92V93H186ZM202 92V93H201ZM223 92H227V95H228V97L225 95V93H223ZM5 93V95H3ZM45 93V94H44ZM50 93V94H49ZM71 93V94H70ZM94 93H96L97 95H95ZM119 93V94H118ZM125 93L126 94H128L127 96H125V97H123V95H125ZM130 93H132V94H130ZM136 93V94H135ZM148 93V94H147ZM205 93V94H204ZM206 93L208 94V96H210V97H208V96H206ZM210 93L211 94H213V95H210ZM215 93V94H214ZM221 93H223V94H221ZM241 93H243V91L241 92ZM252 93V92H251ZM252 93V94H253ZM54 94H56V95H54ZM57 94H59L58 96H57ZM65 94V95H64ZM79 94V95H78ZM91 94H93V95H91ZM110 94H111V96H112V98H111V96H110ZM137 94H139V95H137ZM142 94V95H141ZM143 94H144V96H143ZM151 94H153V95H151ZM155 94V95H154ZM171 94V95H170ZM178 94V95H177ZM187 94V95H186ZM188 94H189V96H188ZM203 94H204V96H203ZM247 96H248V93H245ZM71 95V96H70ZM114 95V96H113ZM130 95V96H129ZM137 95V96H136ZM163 97H162V96ZM172 95H173V97H172ZM220 95L221 96H223V98H225V99H223L222 97H220ZM230 95V96H229ZM6 96V98H4ZM93 96H96V97H93ZM105 96V97H104ZM119 96H121L122 97V99L124 98L125 100L127 99L128 100V102H131V101H133L134 99V103H136V105H137V107H136V105H134V104H132V103H128L127 102V100L125 101L124 99L122 100H119V99H117V98H119ZM143 97V98H141V97ZM148 96V97H147ZM155 96V97H154ZM157 96V97H156ZM158 96H159V98H158ZM165 96V97H164ZM167 96V97H166ZM175 96H177V97H175ZM184 98H186V99H184V100H182L183 99V97ZM186 96V97H185ZM203 98H202V97ZM207 98H206V97ZM212 96V97H211ZM215 96L220 100V101H218V99H216L215 98ZM246 96V97H247ZM250 96L251 97H249V100H251L252 99V95L250 94ZM45 97V98H44ZM51 97V98H50ZM53 97V98H52ZM58 97V98H57ZM84 97V98H83ZM87 97V98H86ZM101 97V98H100ZM117 97V98H116ZM134 97V98H133ZM139 98V101H138V98ZM145 97V98H144ZM151 97V98H150ZM161 97V98H160ZM189 97V98H188ZM197 97V98H196ZM201 97V99H203V100H201V99H199ZM220 97V98H219ZM3 100H2V99ZM39 98H41V99H39ZM49 98V99H48ZM67 98V99H66ZM79 98H81V99H79ZM98 98V100L99 101H97L96 99ZM100 98V99H99ZM102 98H103V102H102ZM130 98V99H129ZM132 98V99H131ZM165 98H166V100H165ZM171 98V99H170ZM176 98V99H175ZM179 98V99H178ZM188 98V99H187ZM192 100H191V99ZM196 98V99H195ZM205 98V99H204ZM209 98V99H208ZM210 98H212L213 99V101H211L210 100ZM238 98V97H237ZM240 98V97H239ZM242 98V97H241ZM240 98V99H241ZM244 98H245V96H244ZM243 98V99H244ZM56 99V100H55ZM65 99V100H64ZM90 99V100H89ZM105 99H106V101H105ZM111 99L113 100V102H114V104H113V102L111 101ZM136 99H137V101H136ZM146 99V100H145ZM156 99V100H155ZM162 101H161V100ZM164 99V100H163ZM170 99V100H169ZM208 99V100H207ZM216 99V100H215ZM222 99V100H221ZM230 99H232V97L230 98ZM229 99V100H230ZM263 99H264V97H263ZM6 100V101H5ZM51 100V101H50ZM55 100V101H54ZM68 100V101H67ZM80 100V101H79ZM84 100V101H83ZM110 100V101H109ZM115 100H117V101H115ZM143 101V103H142V101ZM152 100V101H151ZM153 100H154V102H153ZM171 100H174V101H171ZM179 100L181 101V102H179ZM189 100V104L191 105V104H195V106H197V105H201V107L203 108V107H205L206 105V109L204 108V109H202V112L199 114V111L201 110V109H199V111L198 110H195V111H192V112H194V113H192L191 111V113L188 111H185V110H182L181 108H179V107H182V105L184 104V102H185V104H186V102ZM194 100L197 102H194ZM201 100V102L202 103H205V106H203V104L201 103V102H199ZM207 100V102H205V101ZM214 100L215 101H217V102H215L214 103ZM233 100H235L234 98H233ZM232 100V102L234 103V101ZM46 101V102H45ZM86 101V102H85ZM91 103H90V102ZM94 101V102H93ZM97 103H96V102ZM136 101V102H135ZM145 101H147V103L145 102ZM158 101H160L159 103H161V104H159L158 103ZM169 101V102H168ZM173 102V103H171V102ZM184 101V102H183ZM191 101V102H190ZM204 101V102H203ZM222 101V102H221ZM252 101V100H251ZM45 102V103H44ZM52 102H54V103H52ZM64 102V103H63ZM75 102H76V104H75ZM83 102V103H82ZM102 102V103H101ZM118 102H120V103H118ZM149 102V103H148ZM180 104H182V105H180L179 106V103ZM192 102H194V103H192ZM209 102V103H208ZM211 102V103H210ZM213 102V103H212ZM219 102H220V104H219ZM223 102H228L227 104H222ZM232 102L231 103H229L230 104V106L232 105ZM236 102V101H235ZM255 102V101H254ZM264 103V100L263 101H261V103ZM3 103V104H2ZM61 103V104H60ZM63 103V104H62ZM99 103L101 104V105H99ZM110 103V104H109ZM144 103H146V104H148V105H145ZM157 103V104H156ZM164 103H166V105L164 104ZM171 103V104H170ZM200 103V104H199ZM216 103H218V105L215 107V104ZM257 103V104H256ZM258 103H260V102H255V103H253V104H255L256 105V107L254 108V107H252L253 109V111H251L250 112V114L252 113V112H254L253 114H259L260 113V111H261V113H262V111H264V109L262 110L261 108H262V104L259 106L258 105ZM40 104V105H39ZM52 104H54V105H52ZM60 104V105H59ZM81 104V105H80ZM102 104H104V105H102ZM113 104V105H112ZM119 104V105H118ZM123 104H126V105H123ZM130 105L131 106V108L132 109H136V111L135 110H133L132 111V113H130L129 111L128 112H126L127 110H128V105ZM140 104V105H139ZM152 105V106H150V105ZM156 106H155V105ZM167 104H170V105H167ZM172 104H174V105H172ZM188 104V103H187ZM197 104V105H196ZM213 105V107H212V105ZM252 104V103H251ZM2 105V106H1ZM59 107H57V106ZM78 105V106H77ZM132 105H134V106H132ZM143 105H145V106H143ZM163 107V110H164V108L166 107L167 109H169V110H167L166 108H165V110L163 111L162 110V107ZM175 105H178V106H176L175 107ZM254 105V106H255ZM46 106V107H45ZM54 106V107H53ZM81 106H83V107H81ZM90 106V107H89ZM97 106H98V108H97ZM102 106V107H101ZM106 107V109L104 108V107ZM108 106V107H107ZM113 106V107H112ZM116 106H118V107H116ZM123 106V107H122ZM127 108H126V107ZM129 106V107H130ZM139 106H141L142 108L140 109V107ZM149 106V107H148ZM157 106H158V109H157ZM169 106V107H168ZM172 106V107H171ZM187 106V105H186ZM185 106V107H186ZM209 106H211V107H209ZM219 106V107H220ZM260 108H259V107ZM263 106H264V104H263ZM44 107V108H43ZM86 107V108H85ZM89 108V110H87L88 108ZM100 107V108H99ZM122 108V110H120L121 108ZM139 107V108H138ZM145 107V108H144ZM148 107V109H150V110H148V109H146ZM156 109H155V108ZM183 108V109H186V108ZM199 106H197V108H198ZM207 107H209V108H207ZM231 107H233V106H231ZM231 107H230V110H231ZM39 108V109H38ZM56 108V109H55ZM61 108H63V109H61ZM82 108V109H81ZM91 108H93V109H91ZM104 108V109H103ZM118 110H120V111H118ZM124 108V109H123ZM130 108V109H131ZM153 108V109H152ZM160 108V109H159ZM179 108V109H178ZM224 108H229V106L227 107H224ZM223 108V109H224ZM37 109H38V111H37ZM40 109H42V110H40ZM55 109V110H54ZM58 109V110H57ZM60 109V110H59ZM73 109H75V110H73ZM101 109V110H100ZM103 109V110H102ZM110 109V110H109ZM131 109V110H132ZM155 109V110H154ZM172 109V110H171ZM174 109V110H173ZM177 109L178 110H180L181 111V113H182V115L183 116H181V114L177 111ZM211 109V110H210ZM2 110V111H1ZM49 110V111H48ZM51 110V111H50ZM68 110V111H67ZM84 110H86V111H84ZM114 112H113V111ZM116 110V111H115ZM124 110V112H122ZM138 110V111H137ZM141 110H143L142 112L143 113H145V114H143L142 112H140ZM157 110V111H156ZM172 112H171V111ZM175 110H176V112H175ZM205 110V111H204ZM209 111V112H207V111ZM217 110H218V108H217ZM219 110H222L221 108H219ZM255 110V111H254ZM257 110H260V111H257ZM57 113H56V112ZM59 111V112H58ZM71 111V112H70ZM81 112V114H80V112ZM84 111V112H83ZM89 111V112H88ZM92 111V112H91ZM98 111V112H97ZM102 111V112H101ZM105 111V112H104ZM112 111V112H111ZM117 111L119 112V114H117ZM147 111V112H146ZM149 111V112H148ZM151 111V112H150ZM157 112V114L156 113H153V112ZM167 111H170V112H168L167 113ZM183 111V112H182ZM198 111V112H197ZM204 111V112H203ZM37 114H35V113ZM54 112V113H53ZM61 112V113H60ZM68 112H70V113H72V115L71 114H69ZM74 112V113H73ZM76 112V113H75ZM83 112V113H82ZM87 112V113H86ZM91 112V113H90ZM100 112V113H99ZM214 112L216 113V114H214ZM220 112V114H218L219 116L221 115V113L223 112V110L222 111H219ZM258 112V113H257ZM24 113V114H23ZM28 115H27V114ZM98 113V114H97ZM109 113V114H108ZM114 113V114H113ZM123 114V116H121L120 117V115H122ZM128 113H130L129 115H128ZM140 113V114H139ZM148 113V114H147ZM153 113V114H152ZM160 113V114H159ZM165 114L166 116L164 117V115L163 114ZM171 115H170V114ZM172 113H174V114H172ZM184 113V114H183ZM186 113H188V114H186ZM189 113H190V115H189ZM199 114V116L198 115H196V114ZM206 113V114H205ZM32 114V115H31ZM35 114V115H34ZM53 114V115H52ZM60 114L62 115L61 117H60ZM86 114V115H85ZM91 114L92 115H94V116H92V118L95 120V122L97 123H95L94 122V120L91 118ZM102 114V115H101ZM126 114V115H125ZM137 114V115H136ZM150 114V115H149ZM162 114V115H161ZM178 114V115H177ZM193 114V116H191ZM201 114H203V115H201ZM25 115V117H23ZM48 115V116H47ZM85 117H84V116ZM97 115V116H96ZM148 115H149V117H148ZM155 115V116H154ZM157 115H160V116H157ZM172 115H174V116H172ZM176 115V116H175ZM187 115H189V116H187ZM196 115V116H195ZM206 115V116H205ZM263 115H264V112H263ZM34 116V117H33ZM37 118H36V117ZM78 116V117H77ZM107 117V118H105V117ZM108 116H110V118H112V119H114V120H112V119H109L108 118ZM125 116V117H124ZM133 116V117H132ZM144 118H143V117ZM147 117V119H145L146 117ZM151 116V117H150ZM154 116V117H153ZM168 116H170V117H168ZM181 116V117H180ZM186 116H187V118H186ZM2 117V118H1ZM28 117V118H27ZM77 117V118H76ZM120 119H119V118ZM131 117H132V121H133V123H131V126L130 127H128L129 125H130V123L129 122H131L130 121V119H131ZM135 117H137V119L135 118ZM155 117L157 118V120H160L159 122L157 121L156 122V119H155ZM162 117V118H161ZM173 117V118H172ZM189 117H192L191 119L189 118ZM196 117V118H195ZM203 117V118H202ZM23 118H27L28 120L29 119H31L30 120V126L28 127V124H26V123H29L28 121H27V119H26V121H25V119H23ZM33 118V119H32ZM35 118V119H34ZM40 118V119H39ZM49 118V119H48ZM57 118V119H56ZM59 118V119H58ZM104 118L106 119V120H104ZM123 118V119H122ZM130 118V119H129ZM142 120H141V119ZM152 120H151V119ZM160 118V119H159ZM164 118V119H163ZM167 118H170V119H168L167 120ZM180 118V119H179ZM182 118V119H181ZM203 120H202V119ZM205 118V119H204ZM264 118V117H263ZM51 119V120H50ZM68 119V120H67ZM74 119V120H73ZM110 120V121H108V120ZM116 119V120H115ZM125 119V120H124ZM136 119V120H135ZM144 119V120H143ZM148 119L150 120V121H148ZM154 119V120H153ZM188 119H189V121H188ZM193 119V120H192ZM195 119V120H194ZM76 120L78 121V122H76ZM86 120V121H85ZM89 120V121H88ZM93 120V121H92ZM117 120H119V123H118V121ZM121 120H122V122H121ZM126 120H128V121H126ZM145 120H146V122H145ZM166 120V121H165ZM193 122H192V121ZM202 120V121H201ZM207 120V121H206ZM4 123H3V122ZM24 121H25V123H24ZM66 121V122H65ZM85 121V122H84ZM88 121V122H87ZM100 121H101V123H100ZM105 121H106V123H105ZM108 121V122H107ZM112 121V122H111ZM114 121H117V122H114ZM137 121V122H136ZM139 121V122H138ZM141 121H142V123H141ZM181 121V122H180ZM182 121H184V122H182ZM191 121V122H190ZM195 121V122H194ZM197 121V122H196ZM198 121H201V124H200V122L198 123ZM45 123V125H47V126H45L44 125V123ZM63 122V124H60V123H62ZM73 122V123H72ZM91 122V123H90ZM94 122V123H93ZM114 123V124H112L111 125V123ZM122 123V125H124V124H128L125 128H127V129H125V130H127L126 131V133H125V130L123 129V127H122V125H121V123ZM123 122H126V123H123ZM135 122V123H134ZM144 122V123H143ZM149 122H151V123H149ZM155 122V123H154ZM163 122V123H162ZM166 122V123H165ZM175 122V123H174ZM179 122V123H178ZM264 121H262V123H263ZM22 123H24V124H22ZM56 123V124H55ZM66 123V124H65ZM70 123V124H69ZM78 123H79V125H78ZM117 123H118V125L119 126H121V129H123V130H120V131H118V136H119V134H127V135H123L122 137H121V135H120V139H119V137H118V140H117V134H116V130L115 129H118L119 130V126L117 125ZM148 123H149V125H148ZM183 123H184V125H183ZM192 123V124H191ZM206 123H208L207 125H206ZM26 124V125H25ZM81 124V125H80ZM88 124H90L89 126H88ZM95 124V126L94 127H96L97 126V129L96 128H93V129H96V130H98V131H100V132H97L96 130L94 131L93 129H92V126ZM106 124V125H105ZM109 124V125H108ZM135 124V125H134ZM140 124V125H139ZM157 124H159V125H157ZM162 124V125H161ZM166 124H167V126H166ZM169 124V125H168ZM173 124V125H172ZM1 125H3V126H1ZM7 125H8V127H7ZM63 125H65V126H63ZM87 125V126H86ZM108 125V126H107ZM133 125L135 126V128L133 127ZM136 125H138V127H136ZM143 125V126H142ZM147 125V126H146ZM153 125H155V126H153ZM173 127H175L176 129H177V132H175L176 130H175V128L173 129V128H171V129H173V130H171L170 129V127L171 126ZM182 125H183V128L181 129V127H182ZM186 125V126H185ZM188 125V126H187ZM193 125V126H192ZM201 128H199L198 126ZM10 126V127H9ZM27 126V127H26ZM78 126V127H77ZM81 126H83L84 127V129L86 128V130H88V129H92L93 130V132L94 133H92L91 131H83L84 129H83V127H81ZM101 126H102V128H101ZM109 126H112L113 127V129H114V126H118V128L116 127L114 130H112L111 129V131H109L108 129H109ZM142 126V127H141ZM146 126V128H144ZM150 126V127H149ZM163 126H165L164 128H163ZM179 126V127H178ZM185 126V127H184ZM190 126H192V127H190ZM194 126H196V127H194ZM87 127H88V129H87ZM91 127V128H90ZM162 127V128H161ZM168 129H167V128ZM198 127V128H197ZM206 127V128H205ZM24 128H26V129H24ZM34 128V129H33ZM42 128V129H41ZM47 128V129H46ZM59 128V129H58ZM75 128V129H74ZM81 128H82V130H81ZM108 128V129H107ZM131 128H134V129H132L131 130ZM137 128H139V129H137ZM157 128V129H156ZM185 128V129H184ZM204 128H205V130H204ZM208 128H210V130L208 129ZM211 128H212V130H211ZM40 129V130H39ZM52 129V130H51ZM53 129H55V130H53ZM61 129V130H60ZM69 129V130H68ZM78 129V130H77ZM136 129V130H135ZM146 129H147V132H146ZM156 129V133H155V130ZM197 129V130H196ZM25 130V131H24ZM42 130V131H41ZM48 130V132H46V131ZM50 130H51V132H50ZM65 130V131H64ZM70 130H71V133H70ZM73 130V131H72ZM76 130V131H75ZM109 131V133L108 132H106L105 133V131ZM153 132H151V131ZM178 130L180 131V133L178 132ZM193 130V131H192ZM202 131V132H204V131H206V132H204V133H201L200 131ZM204 130V131H203ZM229 130V132L228 133H230V131L232 130V129H227V131ZM36 131H38V132H36ZM41 131V132H40ZM45 133H44V132ZM52 131H55V132H52ZM57 131V132H56ZM58 131H59V133H58ZM78 131V132H77ZM102 131V132H101ZM128 131H130V132H128ZM133 131V132H132ZM158 131H160V132H158ZM167 131H169L167 134H166V132ZM171 131H173V132H175L174 134H173V132H172V136H173V142L175 143V141H176V145H174V147L175 146H177V144H179L180 146H179V150H181L182 152H186L187 153V151L189 152L188 153V155H192V158L191 159H187L186 157H184L185 158V160H184V158H182V164L184 165V168H182L183 167V165L182 166H180L181 167V171H178L179 173L181 172V174H183L182 176H181V174H180V176L178 175L179 173H177V175H178V177L177 178H179L180 179V177H181V179L183 180H181L180 179V181H179V179H177V178H175L174 180V182H173V184H172V187H171V191H170V193L168 194V195H166L165 196V193L162 191V186H163V183L162 182H160V180L158 179L159 177H158V175L159 174H156L155 175V177H153L152 178V175L154 176V174L157 172V173H159L160 171H158V170H160V164L162 163L163 165L164 164H166V163H168L170 160L172 161V159H171V157H170V154L171 155H173V152H172V150L170 151L167 147H165L164 148V146H166L165 145V143L162 141V140H164V139H162L163 138V136H164V134H165V136H170V132ZM183 131V132H182ZM190 131H192V132H190ZM195 131V132H194ZM198 131H199V133L200 134H198ZM210 131V132H209ZM226 131V132H227ZM25 132V133H24ZM32 132V133H31ZM35 132H36V136H35ZM43 132V133H42ZM66 134H65V133ZM81 132H83V133H81ZM84 132L86 133V134H84ZM99 133V134H101V136H95L96 138L94 139V140H96L97 139V137H100V141H102V142H100L99 140H97V141H95V142H92V144H95V143H101V144H99L100 146H101V148H100V146L97 148V147H95L94 145V147L96 148V150H94V151H90L91 153H89L88 152V149L90 150V148H91V143L90 142H87V143H89V144H87L86 142H85V140H87L88 141V139H86L88 136V134H89V137L91 136V134L93 135H95V133ZM120 132V133H119ZM139 133L140 132V135H138L137 133ZM144 132V133H143ZM146 132V133H145ZM158 132V133H157ZM164 132V134H162ZM193 132H194V134H193ZM23 133V134H22ZM28 133V134H27ZM34 133V134H33ZM39 133V134H38ZM47 133V135H45ZM56 133V134H55ZM70 133V134H69ZM77 133H81V134H84V135H86V136H84L85 138V140L84 139H82L83 137H81V134H79L80 135V139L78 138L79 137V135H76ZM96 133V134H97ZM115 133L116 134V136H113V134ZM135 133V134H134ZM142 133V134H141ZM187 133V134H186ZM189 133V134H188ZM191 133H192V135H191ZM231 133H232V131H231ZM42 134V135H41ZM75 136H73V135ZM98 134V135H99ZM106 134V135H105ZM107 134H109V135H111L112 134V139L109 137V138H107L106 136H109V135H107ZM148 134H149V136H148ZM152 134H153V136H152ZM162 134V135H161ZM177 134H178V136H177ZM179 134H180V136H179ZM204 134V136H202ZM233 134H234V130H233ZM26 135V136H25ZM49 135V136H48ZM51 135H52V137H51ZM55 135H58L57 137L59 138H57ZM65 135L67 136V137H65ZM72 135V136H71ZM132 135V136H131ZM135 137H134V136ZM143 135V136H142ZM184 135V136H183ZM201 137H200V136ZM207 135V137H205ZM44 136H45V138L46 139H44ZM50 137V138H48V137ZM59 136H61V137H59ZM78 136V137H77ZM83 136V135H82ZM128 136V137H127ZM141 136V137H140ZM148 136V137H147ZM151 136V137H150ZM159 136V137H158ZM162 136V137H161ZM172 136H170L171 138H172ZM177 137V138H175V137ZM188 136V137H187ZM38 137H39V139H38ZM94 137V136H93ZM107 139H106V138ZM123 137H125V138H123ZM127 137V138H126ZM130 137V138H129ZM131 137H132V139L133 140H131ZM143 137H145V138H143ZM158 137L159 139H156V138ZM181 137H182V139H181ZM189 139H187V138ZM190 137V138H189ZM194 137V138H193ZM197 137V138H196ZM198 137H200V138H198ZM203 137V138H202ZM43 138V141L41 140ZM48 138V139H47ZM54 138H56V139H54ZM61 138V139H60ZM63 138V139H62ZM71 138V140L69 141V139ZM72 138H73V140H72ZM76 138V139H75ZM92 138V137H91ZM91 138H90V140H91ZM122 138V139H121ZM128 138H129V140H128ZM137 138V140H135L134 141V139H136ZM139 138H140V140L142 139H146V142H149V143H146L144 140L142 141V142H140V140H139ZM154 138V139H153ZM186 140H185V139ZM202 138V139H201ZM209 138V137H208ZM37 139V140H36ZM50 139V140H49ZM51 139H52V141H51ZM67 139H68V141H67ZM80 140L81 141V139H82V143H84V144H82L81 142H75V141H77V140ZM109 139H111V141H113L112 143L110 142V140ZM153 141H151V140ZM175 139H177V140H175ZM191 139H194V141L193 140H191ZM47 140V141H46ZM49 140V141H48ZM56 140V141H55ZM103 140H105V141H103ZM107 140H109V141H107ZM115 140V141H114ZM119 140H120V142H119ZM121 140H122V142H123V144H120V143H122L121 142ZM149 140V141H148ZM159 140H161L162 141V143H160L161 141H159ZM183 140V141H182ZM200 140V141H199ZM41 141H42V143H41ZM55 141V142H54ZM63 143H62V142ZM72 141H74L76 144L77 143H79V147H80V144H81V147L79 148L74 142H72ZM92 141H93V138H92ZM117 141H118V143L121 145V147H122V145L124 146V144H126V146H127V149H125V147L126 146H124V148H121L120 147V145H118V143H117ZM124 141L126 142V143H124ZM157 141L159 142V143H157ZM180 143H179V142ZM182 141V142H181ZM186 143H185V142ZM190 141V142H189ZM197 142V143H195V144H197L196 146H195V144H193V142ZM204 141V142H203ZM220 141V140H219ZM50 142V143H49ZM52 142V143H51ZM66 142H68V144L66 143ZM106 143L107 144V142H109L108 144V147H107V145H106V149L104 148V151L106 152V150H108V149H111L108 153L109 154H112L114 151V154L116 153V155L117 154H122V155H117L116 157H114V156H112V155H109V156H111V157H108V158H106V154L105 153H103L104 151L103 150H98V149H102V147H103V143ZM140 144L139 146H138V150H136V147H137V144L138 143ZM156 142V143H155ZM192 142V143H191ZM201 142V143H200ZM204 144H203V143ZM227 142V141H226ZM39 143V144H38ZM61 143V144H60ZM71 143V144H70ZM76 145L75 147H78V148H75V147H72L71 148V146L72 145H74V144ZM104 143V144H105ZM115 143V144H114ZM117 143V144H116ZM130 143H131V146H133V150H134V146H136L135 147V150H136V152H135V150L133 151L134 153H131L132 151H128V149L130 148L131 149V147H129L130 146ZM133 143H135L134 145H132ZM190 144V148H188L187 147V144ZM41 144V145H40ZM50 144V145H49ZM55 146H54V145ZM60 146H59V145ZM70 144V145H69ZM111 144V145H110ZM128 144H129V146H128ZM148 144V145H147ZM154 144V145H153ZM158 144L160 145V146H158ZM164 144V145H163ZM181 144H182V147H181ZM186 144V145H185ZM188 144V145H189ZM194 146H193V145ZM43 145V146H42ZM46 145V146H45ZM56 145H58V146H56ZM67 145H69L68 147H67ZM83 145H87V146H83ZM90 145V146H89ZM97 145V144H96ZM116 145V146H115ZM145 145L146 147L144 148L143 146ZM149 145H153V147L155 146V145H157V146H155L154 148L152 147V150L150 149L151 147L149 146ZM50 146V147H49ZM65 146V147H64ZM109 146H111L110 148H109ZM112 146H115V147H117V149H113V147ZM118 146H119V148H118ZM193 147V149H192V147ZM204 146L206 147V148H208V149H206V148H204ZM224 146H226L225 147V149L223 148ZM39 147H41V148H39ZM64 147V148H63ZM67 147V148H66ZM84 147H87L85 150H84ZM93 147V148H94ZM114 147V148H115ZM150 147V148H149ZM178 147V146H177ZM182 149H181V148ZM194 147H195V149H194ZM46 148V149H45ZM62 148V149H61ZM76 149V152H74V154H75V158H77V160H75L74 162H73V160H74V157H72L74 154H73V152H72V150L71 149ZM82 148V149H81ZM121 148V149H120ZM147 148V149H146ZM159 148H160V150H159ZM162 148V149H161ZM164 148V149H163ZM167 148V149H166ZM200 148V149H199ZM221 148V149H220ZM26 149H27V151H26ZM49 149V150H48ZM52 149V150H51ZM53 149H55L56 151H54ZM66 149V150H65ZM74 149V150H75ZM81 151H80V150ZM123 149H125V150H123ZM131 149V150H132ZM141 149V150H140ZM155 149V150H154ZM156 149H157V151H156ZM166 149V150H165ZM186 149V150H185ZM188 149V150H187ZM189 149H191V150H189ZM216 149V148H215ZM47 150V151H46ZM62 150H64L63 152H62ZM69 150V151H68ZM80 152L79 154H78V151ZM93 150V149H92ZM99 151V152H101L100 154H102L103 156H105V158L103 157V156H101L100 157V161L98 160L97 162L96 161H94L93 162V160H92V163L93 164H99V162H101L100 164H101V166L102 167H109V169L107 168H100L101 166H100V164L98 165L99 167H95V165H93L94 167H95V169H96V171H94V167L92 168L91 166H90V164H88L89 162H90V160H91V158H90V156H92V154L95 152V151ZM112 150H114V151H112ZM125 151V152H122V151ZM127 150V151H126ZM143 150V151H142ZM145 150V151H144ZM168 150H169V152H168ZM195 152H194V151ZM201 150V151H200ZM207 152H206V151ZM210 150V151H209ZM44 151H46V152H44ZM48 151L51 153V155H50V153H48ZM54 151V152H53ZM59 151V152H58ZM61 151V152H60ZM83 151V152H82ZM85 151H87L88 152V154H90V156H89V161H88V159H86L85 157H82L83 155H81V153H84ZM97 151V152H98ZM103 151V152H102ZM121 151V152H120ZM150 151V152H149ZM152 151V152H151ZM167 151V152H166ZM178 151V150H177ZM204 153H203V152ZM211 151H212V153H211ZM217 151H218V153H217ZM220 151V152H219ZM68 152V153H67ZM87 152H85V153H87ZM97 152H95V153H97ZM118 152V153H117ZM129 154H132V155H129ZM142 152H143V154H142ZM154 152V153H153ZM157 152V153H156ZM159 152V153H158ZM163 152V153H162ZM165 152V153H164ZM170 152H172V153H170ZM198 152V153H197ZM47 153V154H46ZM70 153V154H69ZM95 153H94V155H95ZM107 153V154H108ZM123 153H126L127 155H125V154H123ZM137 153V154H136ZM139 153H141V154H139ZM150 153V154H149ZM152 153H153V155H152ZM186 153H184L183 155H185ZM194 153H195V155H194ZM220 153V154H219ZM39 154V155H38ZM63 156H62V155ZM76 154H77V156H79V157H76ZM99 153H97L96 154V156L98 155ZM139 154V155H138ZM144 154L146 155V156H144ZM148 154V155H147ZM161 154H162V156H161ZM217 154V155H216ZM37 155H38V157H37ZM48 156L49 158H47V157H45V156ZM53 155H55V159H57L58 161H56L54 158H53ZM57 155V156H56ZM59 155V156H58ZM61 155V156H60ZM68 155V156H67ZM123 155H125V156H128V157H125V156H123ZM151 155V156H150ZM156 155L158 156V157H156ZM168 155V156H167ZM202 155V156H201ZM207 156V157H204V156ZM208 155H211V156H208ZM43 156V157H42ZM85 156V155H84ZM118 156H119V159H118ZM122 156V157H121ZM133 156H135V158L133 157ZM136 156H138L137 158H136ZM143 156V157H142ZM161 156V157H160ZM165 156H167V157H165ZM195 156V157H194ZM198 156V157H197ZM200 156H201V158H200ZM59 159H58V158ZM63 157V158H62ZM68 157V158H67ZM84 158V160H82V158ZM87 157V156H86ZM104 158V160L105 161H111V162H105L104 160L103 161H101L102 159L101 158ZM125 159H124V158ZM130 157V158H129ZM133 157V158H132ZM140 157H142V158H140ZM202 157H204V158H202ZM210 157V158H209ZM214 157V158H213ZM215 157H216V159H215ZM21 158V159H20ZM29 160H27V159ZM33 160V161H31V159ZM38 158V159H37ZM41 158V159H40ZM46 158V159H45ZM50 158H52V159H50ZM63 159V161H62V159ZM67 158V159H66ZM70 158H72V159H70ZM81 158V159H80ZM88 158V157H87ZM109 158H112L113 160H117V162L116 163H114V161L113 160H111V159H109ZM117 158V159H116ZM124 159L123 161H121V159ZM126 158H128V159H130V160H133L134 162H130V161H128V159H126ZM150 158V159H149ZM151 158H152V161H151ZM161 158H163V160H161ZM168 158V159H167ZM197 158V159H196ZM208 158L209 159H213V161H207L208 160ZM20 159V160H19ZM22 159H26L27 161L25 162V160L24 161H22L21 162V160ZM81 160V162L83 161H85V160H87L88 161V163H87V161H85L84 163L82 162V164H81V162H78V161H80ZM108 159V160H107ZM135 159H137V160H135ZM170 159V160H169ZM199 159V160H198ZM203 160V161H201V160ZM215 159V160H214ZM36 160H38L37 162H36ZM40 160H43V161H40ZM44 160H45V162H44ZM46 160H48V161H46ZM125 160H126V162H125ZM154 160V161H153ZM159 160V161H158ZM160 160L162 161V162H160ZM181 160V159H180ZM186 160H187V162H186ZM191 160H194V161H192V162H190ZM197 160H198V162H197ZM218 160V161H217ZM11 161H13V162H11ZM15 161V162H14ZM52 161V162H51ZM64 163V165H66L65 166V168L64 167H62L63 166V163ZM68 161H70V163H68ZM127 161L130 163V165H132L133 167H129L130 165H129V163H127ZM157 161V162H156ZM168 161V162H167ZM170 161V162H171ZM201 161V162H200ZM207 161V162H206ZM25 162V163H24ZM32 162V163H31ZM41 162V163H40ZM43 162V163H42ZM48 162V163H47ZM61 162V163H60ZM67 162V163H66ZM72 162H73V164L75 163V166L78 164V166H81V167H78V166H76L77 168H79V169H77L73 164H72ZM106 163L105 165H104V163ZM123 162V163H122ZM138 163V164H140L141 162V164H144V166H143V168L142 167H140V166H142V165H138V164H136V163ZM145 162V163H144ZM164 162V163H163ZM205 162V163H204ZM214 162H215V164H214ZM216 162H218L219 163V165L218 164H216ZM13 163V164H12ZM16 163V164H15ZM34 163V164H33ZM38 163V164H37ZM52 163V164H51ZM59 167H61V169H63V170H61L60 169V167L59 168H55V164ZM59 163H60V165H59ZM66 163V164H65ZM103 163V164H102ZM108 163H109V165H108ZM113 163V164H112ZM128 165H127V164ZM149 163V164H148ZM190 163L192 164H195V166L193 165V168L191 167V165H190ZM199 165H198V164ZM201 163V164H200ZM207 163V164H206ZM211 163H212V166H210L211 165ZM8 164V165H7ZM23 164H26V165H23ZM32 164V165H31ZM41 164V165H40ZM43 164V165H42ZM47 164V166H45ZM68 164H70V166L68 165ZM86 164V166H84ZM113 165L112 166V169L110 168L111 167V165ZM118 164V165H117ZM121 164V165H120ZM122 164H125V167H123V165ZM146 164H148V166H146ZM159 164V165H158ZM161 164V165H162ZM210 164V165H209ZM17 165V166H16ZM21 165H23V167L20 166ZM29 165V166H28ZM30 165H31V167H30ZM34 165H36V166H34ZM40 165V166H39ZM54 165V166H53ZM71 165H73V167L71 166ZM96 165V166H97ZM104 165V166H103ZM115 165H117L116 166V168H115ZM127 165V166H126ZM135 165H137V166H139L138 168V171H136V169H134V168H136L135 167ZM157 166V167H154V166ZM190 165V166H189ZM205 165V166H204ZM206 165H207V167L208 166H210V167H212V168H209L208 167V169H207V167H206ZM217 165V166H216ZM4 168H3V167ZM9 168H8V167ZM10 166H11V168H10ZM13 166V167H12ZM27 166V167H26ZM32 166H34V167H32ZM43 166V167H42ZM50 166V168H48ZM71 168V170L69 169V167ZM89 166H90V168H89ZM189 166V167H188ZM198 166L200 167V170H199V168H198ZM201 166H203V167H201ZM220 167V170L222 169V170H224V171H220V170H218L219 169V167ZM6 167V168H5ZM30 167V168H29ZM39 169V171L38 170H36L37 168ZM42 167V168H41ZM45 167H46V169H47V172H46V169H45ZM54 167V170H52V168ZM66 167H68L67 169H69L68 171H66L67 169H66ZM89 169H88V168ZM119 167V168H118ZM124 168V170L126 169V167H127V170H125V171H127V172H125L124 170L122 171V169ZM128 167H129V169H128ZM148 167V168H147ZM150 167H153V171L155 172H153L152 171V168L151 169H149ZM158 167H160V168H158ZM189 169H188V168ZM215 167V168H214ZM218 167V168H217ZM12 168H14L13 169V172H16V174L15 173H13L12 172ZM20 168V169H19ZM25 168V169H24ZM29 168V169H28ZM33 168L35 169V170H33ZM75 168H76V171H75ZM84 168V169H83ZM86 168H87V170H88V172L90 173V175H95L94 176V178L92 177V176H90L88 173L86 174ZM100 168V169H99ZM113 168L115 169V170H117V169H120V168H122V169H120V170H117V171H115V170H113ZM131 168H133V170H131ZM143 170H142V169ZM156 168H157V170H156ZM196 168H197V170H196ZM202 168V169H201ZM224 168V169H223ZM3 169H4V171L5 172H3ZM11 169V171L9 172V170ZM42 169H44L43 170V172H42ZM51 169V170H50ZM64 169H65V171H64ZM90 169H92V171H94L95 173H93ZM106 169V170H105ZM149 169V170H148ZM194 169V171H192ZM205 169V171H203ZM206 169H207V171H206ZM212 169V170H211ZM2 170V171H1ZM14 170H16V171H14ZM25 171V172H21V171ZM59 170V171H58ZM130 170V171H129ZM136 172H135V171ZM141 170L143 171L142 173H141ZM151 170V171H150ZM179 170H180V168H179ZM182 170H184L185 172H186V174H185V172H183ZM191 170V171H190ZM197 172H196V171ZM198 170H199V173H198ZM202 170V173H204V174H202V173H200V171ZM208 170H209V172H208ZM212 172H211V171ZM215 170H217V172H219V173H216V171ZM50 171V172H49ZM54 171V172H53ZM61 171V172H60ZM70 171L72 172L71 174H69L70 173ZM73 171H75V172H73ZM84 171V172H83ZM97 171H98V173L99 174H101L100 176H101V178H100V176L98 175V173H97ZM99 171H102L101 173L99 172ZM103 171H105V172H103ZM109 171V172H108ZM120 171V172H119ZM144 171H145V173H144ZM151 172L152 174H148L149 172ZM190 171V172H189ZM213 171H214V173H213ZM225 171L227 172V171H229L228 173H226L225 174ZM248 171V172H247ZM7 172V173H6ZM31 174H30V173ZM37 172H39V174L37 173ZM46 172V173H45ZM53 172V173H52ZM57 172V173H56ZM58 172H60L59 174H58ZM63 172V173H62ZM67 172H69V173H67ZM106 172H107V174H106ZM119 172V174L121 173V176L119 175V177H124L125 176V174H127L126 175V177L128 178H126L125 180H124V183H125V181L126 180H128V181H126V183H128L129 181V184H130V186H129V184H124V183H122V180H121V178H119L118 176H117V173ZM137 173V177L135 176V174ZM175 172V171H174ZM183 172V173H182ZM188 172H189V174H188ZM191 172H192V174H191ZM246 172L247 173H249L248 175H250L251 173H253V174H251L250 175V182H251V180L253 179L252 177V175H254V172H252L250 169H248V170H246ZM10 173V174H9ZM25 173V174H24ZM26 173L27 174H29L28 175V177H27V175H26ZM34 173V174H33ZM50 173H51V176H50ZM68 176V178H67V176H65V174ZM76 173H78L77 174V176H76V174L74 175V174ZM83 173V174H82ZM93 173V174H92ZM103 173H105L106 174V177H105V175L103 174ZM110 175H113V178L117 181V179L116 178H118V179H120V180H118V181H120L119 182V184L120 183H122V184H124L125 186L126 185H128V186H126V189H125V186H123L122 184V186L120 187V189L122 188V187H124V188H122V189H125V190H122L121 189V191H124V193H122V192H120V189H119V194H121L122 196H124V197H122L121 195L119 196V194L118 193H116V195H115V193H114V191H116L115 189L113 190V188L115 187H117V189H118V187L120 186L119 184H118V181H117V183H115L116 181L115 180H113V179H111L112 178V176H109V174ZM124 173V174H123ZM139 173V174H138ZM145 175H144V174ZM206 173H207V175H209V176H211V177H207V175H206ZM218 174V175H216V174ZM222 173V174H221ZM12 175V174H14L12 177L11 176H8V175ZM41 174H42V177H41ZM52 174H54L55 176H52ZM57 174V175H56ZM73 174V175H72ZM102 174H103V177H102ZM148 174V175H147ZM193 174H195V176H192ZM197 174V175H196ZM199 174H200V176L202 177L203 175L205 176H203L202 178H201V181L202 182H200L199 184L197 183H194L195 181H196V179H193V180H195L194 182L190 179V177H197L198 176V178L200 177L199 176ZM211 174V175H210ZM213 174H215L216 175V178L214 177V175ZM230 174V175H229ZM3 175V176H2ZM23 175V176H22ZM33 175V176H32ZM34 175H37V176H34ZM50 177H49V176ZM80 175H81V177H80ZM84 175H86V176H90V177H92L91 179H89L90 177H86V179H85V177H84ZM109 176V178H108V176ZM124 175V176H123ZM131 175V176H130ZM139 175H144L143 177L141 176H139ZM147 175V176H146ZM185 175H187V178L185 177ZM213 175V176H212ZM221 175H223L222 177H221ZM1 176H2V178H1ZM6 176V177H5ZM15 176H16V178H15ZM26 176V177H25ZM47 177V179H44V178H46ZM62 176H63V178H62ZM74 176V177H73ZM99 176V177H98ZM130 176V177H129ZM146 176V177H145ZM149 176V177H148ZM151 176V177H150ZM228 176V178H226V177ZM10 177V179H8ZM31 177V178H30ZM53 177V179H51ZM65 177V178H64ZM71 179H70V178ZM75 177H76V179H75ZM96 177H98V178H96ZM105 177V178H104ZM145 177V178H144ZM151 178L152 180V182L151 181H149V180H146V178ZM156 177H157V179H156ZM208 179H210L211 181H212V183L214 184L213 185V187H212V190H211V184H210V182H207V183H209V184H207L206 185V182L205 181H210V180H208ZM219 177V178H218ZM4 178H6V181H8V182H6L5 181V179ZM14 179V182H13V179ZM28 178H30V179H28ZM33 178H35V179H33ZM38 178L40 179L41 178V182H40V180H38ZM50 178V179H49ZM58 178V179H57ZM79 178V179H78ZM102 178H104V185H106V187L103 185V184H100L101 182H102ZM106 178L107 179H109V180H111V181H107V183L105 184V181H106ZM132 179V180H130V179ZM133 178H135L134 180H133ZM140 178H141V180H143V183L141 182V180H140ZM147 178V179H148ZM155 178V179H154ZM212 178L214 179V180H212ZM222 178V179H221ZM252 178V179H251ZM22 181H21V180ZM26 179V180H25ZM42 179L44 180V182L42 181ZM62 179V180H61ZM65 179H67V180H65ZM71 180V182H73L74 180H76V181H74L73 183H75V182H77L78 183V185H76V184H73V183H70L69 181ZM81 179V180H80ZM85 179V180H84ZM87 179H89L88 181H89V183L91 182V183H93V182H95V180L96 181H98L99 183H97V182H95V183H93V184H91V185H93V188H91L92 189V191H93V189H95V188H97V185L99 186L98 188H99V191H100V189L102 190L103 188H101L100 187V185L103 187L104 186V188L106 189H108V187H107V185H109V187H111V190L113 191H111L110 190V188H109V190L107 191L108 192V194L110 193V196H111V194H113V196L115 197H113L114 198V200H115V202H114V200H113V198L111 197L110 198V196L108 195V194H106L105 195V193H106V191H105V189H103V191H105V193L104 194H102L103 193V191H101L102 193H100V196H104V198L102 197H100L101 198V200L102 199H104V201L106 200H109V198L110 199H112V200H110L108 203H110V204H108L107 203V205H106V203L102 200V203L104 202V204L106 205V207L109 209L110 208V212H111V208L113 207V205H115V204H117L118 205V207H117V210L114 212L113 211V209L114 208H116V206L117 205H115L113 208H112V211H113V214L114 213H117L118 212V209L119 210H121V207L123 208L124 206H122L121 204H123V202L124 201H127L126 203H124L123 205H128L126 208H128V207H131L130 209H132V210H130L129 209V211H128V209H127V212H130V211H134V212H138L139 211V213H137V215H140L141 216V218H140V216L139 217H136V219L138 220V218H140L141 219V221L140 220H138V221H140V222H136V219L134 218V220H132V218H131V216L132 215H130L129 213L127 214V216H126V208L124 207L123 209L125 210H123V212H119V213H117V215H116V217L118 218V220L120 221V219H122V214H124L125 212V214H124V216H126L125 218L127 219V220H129V225H132L131 227H135L136 228V226H138V227H141L143 224H145V221L146 220H144V221H142L143 219H144V217L147 219V223H146V225H148V223H149V225H151V226H148V227H146V228H148V229H150V230H148V234H146L148 237H150L151 235H153V233L152 232H154V234H156V236L155 235H153L152 237H150V238H148L147 236H146V239L148 238L149 240H150V242L148 241V239L146 240V239H144V237H145V233L147 232V231H145L146 230V228H145V225L144 226H142L141 228H145V230H143L142 229V232H141V229L140 228H138V230H137V228H136V230H135V228H131L128 224H127V222L125 221L126 219H124L123 218V221L121 222L120 221V223H122L121 225H122V227L120 226V229L123 231L124 230V226H126L127 227V225H128V229H127V231H129V234H131V236H132V234L133 233H136V231L137 232H139L138 234L140 235H138L137 237H134V236H129V235H126V234H128V232H126L125 230H126V228H125V230H124V232H122L120 229H118V227H119V225H117V224H119L118 222L119 221H117V220H115L116 218H114L113 217V215H111V216H109L110 215V213H108L107 211H108V209L106 210L105 208H104V210H103V208L102 207H105V205L104 204H101V200H100V198L98 197V189H97V191H95V193L94 192H92L91 190V192L92 193H94V194H91V192L89 193V190H88V187H90V186H88V184H87V186L85 185V187H84V185L83 184H85V183H87L88 181H87ZM92 179H93V181H92ZM98 179V180H97ZM101 179V180H100ZM154 179V180H153ZM184 179H187V181H185ZM200 179V178H199ZM220 179V180H219ZM2 180H3V182H2ZM17 180V181H16ZM21 182H20V181ZM33 182H32V181ZM37 180V181H36ZM61 180V181H60ZM84 181V182H82L81 184H79L80 182H78V181ZM113 180V181H112ZM138 180V181H137ZM139 180H140V182L142 183V184H140V186H139ZM145 180V181H144ZM188 180H191V183H188V182H190V181H188ZM224 180L221 182V183H219L218 182V190H219V192L221 191V188L223 189V191H221L222 192V194H225V195H228V193L230 192V190H229V188L226 186V184H225V186H223L224 184ZM230 180V179H229ZM36 181V182H35ZM38 181H39V183H38ZM50 182V185L51 184H54V186L53 185H51V188H49L50 187V185H48V183ZM60 181V182H59ZM87 181V182H86ZM137 181V182H136ZM150 183L151 182V186L153 187L155 184H156V182L158 183V185H157V189L155 188L156 187V185H155V187H153L152 189H151V186H150V184L148 183V182ZM204 181V182H203ZM214 181H215V183H214ZM14 184H13V183ZM23 182V183H22ZM25 182V183H24ZM29 183V185H28V183ZM45 182L47 183V184H45ZM63 182V183H62ZM67 182V183H66ZM110 182H112L111 183V185L109 184ZM113 182L115 183L114 184V187H113ZM134 182L135 184H132V183ZM176 182V183H175ZM180 182H182V184H180ZM183 182L185 183V185L183 184ZM198 182V181H197ZM252 182L254 183V181L252 180ZM41 183H44L43 185L41 184ZM56 183V184H55ZM64 183H66V184H64ZM103 183V182H102ZM147 183L149 184V187H146L147 186ZM154 183V184H153ZM194 183V184H193ZM206 185V187L204 186V184ZM7 184V186H8V184H9V188L8 187H6L5 185ZM13 184V185H12ZM20 184V185H19ZM25 184V185H24ZM27 184V185H26ZM34 186H33V185ZM38 184V185H37ZM58 184V185H57ZM62 184H64V185H62ZM68 184V185H67ZM71 184H73V186L71 185ZM100 184V185H99ZM146 186H145V185ZM174 184H176L175 186H174ZM181 185V187L179 186V189H178V185ZM187 184H189V185H187ZM190 184H192V185H190ZM201 184H203V187H205V189H201L202 188V185ZM216 184V185H215ZM11 185V186H10ZM16 185V187L14 188V186ZM22 185V186H21ZM42 185V186H41ZM49 187H48V186ZM57 185V192L59 191V189H60V187H63V190H62V192H61V190L59 191V192H61V194H56L54 191H56V186ZM61 185V186H60ZM65 185H67V187H65ZM70 185V186H69ZM82 185V187H84L85 189H84V191H83V188L81 187V190L83 191L82 192V194H81V190H79L80 188H78V186H81ZM94 185H96V187L94 186ZM118 185V186H117ZM133 187H132V186ZM144 185V186H143ZM228 185V184H227ZM12 186H13V188L15 189L14 190V192H15V195H14V192H11L12 191ZM27 186V187H26ZM38 186V187H37ZM40 186H41V188H40ZM44 186V187H43ZM58 186H60V187H58ZM69 186V187H68ZM71 186H72V188L75 190H72V188H71ZM75 186V187H74ZM142 186V187H141ZM189 187V189L188 190H186L188 187ZM194 186H198L197 188L198 189H200V191L202 190V194L201 193H199V191H197L198 189H196ZM199 186L201 187V188H199ZM207 186L208 187H210L209 189L207 188ZM7 188V190L6 191H9V192H7L6 193V191H5V193H6V195L4 196V194L5 193H2V192H4V190ZM24 187V188H23ZM25 187H26V189H25ZM31 187V188H30ZM35 187V188H34ZM47 187V188H46ZM87 187V188H86ZM92 187V186H91ZM95 187V188H94ZM139 187V188H138ZM147 189H146V188ZM175 187V189H173ZM185 187V188H184ZM187 187V188H186ZM191 187V188H190ZM193 187V188H192ZM219 187H220V189H219ZM16 188H18V189H16ZM36 188H38V189H36ZM43 188V189H42ZM44 188H46V189H53V190H49L50 192V194L49 193H47L48 192V190H47V192H45V189ZM68 189V190H66V193H67V191H69L70 190V192H68L69 194L70 193H72L73 191V194L74 193H76V194H72V198H71V196L69 197V200H67L68 199V197L67 196H69V195H67L65 192H64V190L65 189ZM75 188H78V190L76 191V189ZM129 188V189H128ZM136 188V189H135ZM137 188L138 189H140V191L141 192H143V194L142 195H144V196H142L141 197V193H139L140 191L138 190L137 191ZM150 188V189H149ZM225 188H227L228 189V191L227 190H225ZM3 189V190H2ZM8 189H10V190H8ZM20 189V190H19ZM41 190V192H39L40 190ZM130 190L128 193H127V191L128 190ZM132 189V190H131ZM143 189H145L146 191L147 190H149L150 191V193H149V191H147L148 192V194H146V191H145V193H144V190ZM154 189H155V191H156V193H158V195H159V197H160V199H159V197H158V195L156 194V195H153V194H155V193H152V192H155L154 191ZM159 189H160V192H159ZM194 189V191H197V192H195V194L197 195V197H196V195L192 192V190ZM209 190V193L211 192L212 194L211 195H209V193L207 192V195L205 196V193H206V191L207 190ZM26 191V192H23V191ZM28 190V191H27ZM32 190V191H31ZM38 190V191H37ZM44 190V191H43ZM72 190V191H71ZM86 190H88L87 191V193H86ZM134 190H136L138 193H135L136 191H134ZM176 191V194H175V192L174 191ZM178 190H180V191H178ZM206 190V191H205ZM211 190V191H210ZM111 191V192H110ZM126 191V192H125ZM131 191H133V193L131 192ZM152 191V192H151ZM183 191V192H182ZM184 191H186V192H184ZM205 191V192H204ZM19 192V193H18ZM26 193V194H23V193ZM27 192H28V194H27ZM51 192H54V194H56V196L58 195V197H56L55 196V198L56 199H59L58 201H57V205H55V200L53 201V202H55L54 204H53V202H52V200H53V198H52V195H54L53 193H52V195H51ZM58 192V193H59ZM65 194H64V193ZM97 192V193H96ZM180 192H182V193H180ZM191 192V193H190ZM214 192V191H213ZM11 193V195H10V197H9V194ZM16 193H18V195L16 194ZM37 193V194H36ZM62 193L64 194V195H62ZM78 193H79V195H78ZM89 194L88 196H90L91 197V195H93L92 196V201H90L92 204H95V205H97L98 204V200H100V204L101 205H97V206H95V205H93V206H91L90 205V202H88L89 201V199H90V197H88L87 195H85V194ZM128 195H127V194ZM130 193H132V195L131 196H133V197H131L130 196ZM134 193H135V195L136 194H139L138 195V197L137 198H135V195H134ZM161 193V194H160ZM171 193H173V195L175 196H173V195H171V196H169ZM231 193V192H230ZM1 194H3V196L1 195ZM12 194H13V196H12ZM23 194V197L24 198H22L21 196H19V195H22ZM45 194H49V198H48V200L50 201V198H52V200L50 201V203H51V205H49V206H52V204H53V206H54V208H53V206L52 207H49L48 205H45L46 203L48 204L49 202H48V200H47V198H46V196L47 195H45ZM84 194V195H83ZM91 194V195H90ZM102 194V195H101ZM145 194H146V198L148 199H145L144 197H145ZM152 194V195H151ZM181 196H180V195ZM185 194V195H184ZM188 194V195H187ZM189 194L192 196V194H193V196L191 197H188L189 196ZM216 194V193H215ZM44 195V196H43ZM51 195V196H50ZM61 195V196H60ZM67 195V196H66ZM71 195V194H70ZM82 195H83V197H82ZM94 195H97V196H94ZM151 195V196H150ZM176 195H177V197H176ZM194 195H195V197H194ZM199 195H201V196H199ZM203 195L207 198V199H205V197L202 199V201L200 202L199 201V199H198V197L200 198H202L203 197ZM214 195V194H213ZM39 196V197H38ZM42 196V197H41ZM60 196V197H59ZM63 196H66L67 197V199L65 198V197H63ZM81 198H83L84 200H86V201H84V202H86V204L87 203H89V206H91V208H93L94 206V211L97 209L98 211V213H97V216H98V214H99V210H100V212H101V214H99V215H101V216H99V217H97L96 215H94L93 213H94V211H93V209H92V213H91V208H90V210H89V208H88V206L86 207L84 204H83V199H81V201H80V203H79V200H77L78 202H76L75 200V198L77 197V199L79 198V197ZM85 196H87L88 197V199H86V197ZM108 196V197H107ZM118 198H117V197ZM128 196H130L129 197V199H127L128 198ZM141 198H143V199H141ZM150 198V201H149V198ZM156 198H155V197ZM187 198H186V197ZM209 196H211V197H213V198H215L214 200H213V198H212V200H211V197L209 198ZM1 197H3V201L1 200ZM5 197V198H4ZM9 197V198H8ZM17 197V198H16ZM21 197V198H20ZM44 197V198H43ZM99 199H98V198ZM120 197H121V199H120ZM125 197H127L126 199H125ZM151 197H152V199H151ZM162 197H164L163 199V201H162ZM169 197H174V198H171V199H177V200H174V201H172V203H171V200H170V198ZM9 200H8V199ZM12 198V199H11ZM13 198H15V199H13ZM19 198L21 199V200H19ZM26 198V199H25ZM34 198V199H33ZM35 198H36V201H35ZM41 200H40V199ZM64 199V203L63 202H61V204L63 203V205H60V202L59 201H61L60 199ZM79 198V199H80ZM122 198H124V199H122ZM138 198H140V199H138ZM169 199V200H167V199ZM195 198V199H194ZM200 198V199H201ZM5 199H6V202H8V204L5 202ZM28 199V201H26ZM46 199V200H45ZM66 199V200H65ZM71 199V200H70ZM72 199H74L73 200V204L74 203H77V204H80V209H84V208H82V207H86V211L85 210H80L79 209V205H77V204H74V206L75 207H77V208H75L74 206H73V204L71 203V201H72ZM120 199V200H119ZM132 199H137L136 201H133L132 202ZM153 199H155V201H157L158 202V200L157 199H159V202L161 201V203H159V204H157V202H153L154 200ZM210 200V202L211 203H209V200ZM13 200V201H12ZM22 200H25V201H23V203L25 204L26 202V204L24 205L23 203L21 204V202H22ZM40 200V201H39ZM88 200V201H87ZM98 201V202H96V201ZM124 200V201H123ZM131 200V201H130ZM138 200H139V202H138ZM140 200L141 201H143V202H140ZM145 200H147L148 201V203H147V201H146V203L144 202ZM152 200V201H151ZM183 200L185 201V202H183ZM189 200V201H188ZM196 200H197V202H196ZM216 200L218 201V202H216ZM16 201H18L17 203H16ZM44 201V202H43ZM63 201V200H62ZM67 201H69V203L71 204H67V205H65L66 203L65 202H67ZM121 201V203H119ZM123 201V202H122ZM165 201H167V202H165ZM179 201V202H178ZM186 201H188V202H186ZM191 201H195L194 203H195V205H193L194 203H191ZM199 201V202H198ZM204 201V202H203ZM215 201V202H214ZM221 203H220V202ZM225 201H226V203H225ZM242 201V202H241ZM5 202V203H4ZM11 202V204H9ZM15 202V203H14ZM20 202V203H19ZM29 202V203H28ZM30 202H32V203H30ZM59 202V203H58ZM96 202V203H95ZM111 202H113V203H111ZM132 202V203H131ZM156 204V206H154V204ZM165 202V203H164ZM182 202V203H181ZM207 202V203H206ZM227 202H228V204H227ZM229 202H231L232 203V205H231V207H230V205H229ZM12 203H14V204H12ZM49 203V204H50ZM68 203V202H67ZM151 203V204H150ZM164 203V204H163ZM168 203H170V205L168 204ZM180 203V204H179ZM190 203V205H187V204H189ZM200 203V204H199ZM206 203V206L204 205ZM216 203V204H215ZM217 203L218 204H220V206H217ZM227 204V207H225L226 205L225 204ZM234 203H236L235 205H234ZM241 203H242V206H241ZM35 206H34V205ZM37 204V205H36ZM40 204V205H39ZM59 204V205H58ZM84 206H83V205ZM130 204V205H129ZM135 204H137L136 205V207H135ZM161 204V205H160ZM186 204V205H185ZM221 204H224L225 206H223V205H221ZM238 204H240V205H238ZM2 205V206H1ZM3 205H4V207H3ZM15 205H18L17 207L15 206ZM29 205V206H28ZM69 205H70V208H68L69 207ZM132 205H134V208H133V206ZM141 205V206H140ZM149 205V206H148ZM151 205V206H150ZM158 205H160V206H164L162 209H160L161 207H159ZM170 206V207H168L167 208V206ZM199 205V207H196V206H198ZM215 205V206H214ZM229 205V206H228ZM238 205V206H237ZM246 205V206H245ZM8 206V207H7ZM11 206V207H10ZM15 206V207H14ZM19 206H21L22 208H23V206L25 207V206H28V207H25V208H21V207H19ZM39 206V207H38ZM41 206L42 207H44V208H41ZM58 207L59 209H60V207L61 206H63V207H61V210L63 209V208H65L64 206H68V207H66V210L65 209H63V211H60L58 208L56 209V207ZM99 206V207H98ZM100 206H101V209H100ZM121 206V207H120ZM139 206L141 207V208H144V209H141V208H139ZM148 206V207H147ZM154 206V207H153ZM177 206H180V207H177ZM234 208H233V207ZM240 206V207H239ZM2 207V208H1ZM30 207V208H29ZM51 208L50 210H51V212H52V217H50V216H48L47 217V214L49 213V208ZM150 207V208H149ZM151 207H153L154 209H152L151 210ZM156 207V208H155ZM157 207H159V209L157 208ZM176 207V208H175ZM217 207V208H216ZM218 207H220V208H218ZM223 207V208H222ZM247 207V208H246ZM11 208V209H10ZM14 208V209H13ZM26 208H27V211H29V212H26V214H23L24 213V211H26ZM33 208V209H32ZM37 208V209H36ZM136 208H138L139 210H136ZM165 208V209H164ZM167 208V209H166ZM174 208V209H173ZM183 208V209H182ZM227 208V209H226ZM237 208V209H236ZM242 208V209H241ZM245 210H244V209ZM4 209H5V211H4ZM9 209V210H8ZM12 209H13V211H12ZM17 209H20V212H18L17 211ZM41 209H45L46 211V213H44V211L43 210H41ZM49 211H48V210ZM52 209H53V211H52ZM55 209V210H54ZM74 209H75V211H77V212H75L74 211ZM134 209V210H133ZM141 209V210H140ZM156 209H157V211H156ZM171 209V211H169ZM176 209H178V210H176ZM230 209H232V213H231V210ZM238 209H240V210H238ZM11 210V211H10ZM15 210V211H14ZM33 210V211H32ZM38 210H39V213H36V211L38 212ZM57 210V211H56ZM68 210V211H67ZM69 210H71L70 212H69ZM73 210V211H72ZM106 210V211H105ZM142 210H144V212H142ZM163 210H165V211H163ZM173 210V211H172ZM180 210V211H179ZM212 210V209H211ZM210 210V211H211ZM234 210H235V212H234ZM8 211V212H7ZM32 211V212H31ZM41 211V212H40ZM43 211V212H42ZM68 213H67V212ZM82 211V212H81ZM90 211V212H89ZM103 211V212H102ZM122 211V210H121ZM154 211H156L157 212V214H155V212ZM159 211V212H158ZM166 211L169 213H166ZM175 211H176V213H175ZM239 211V212H238ZM7 212V213H6ZM10 212H11V216H10ZM23 212V213H22ZM48 212V213H47ZM57 212V213H56ZM58 212H60V214L58 213ZM74 212V213H73ZM83 212H85V214L87 215H89V216H91V214L92 215H94V216H92V217H89V216H87L86 217V215L85 214H83ZM88 212V213H87ZM104 212H107L106 214L104 213ZM147 212H148V214H147ZM178 212H180L179 214H178ZM242 212V213H241ZM247 212V213H246ZM16 213H18V215L16 214ZM41 213H44V214H46V215H39V214H41ZM56 215H55V214ZM65 213V214H64ZM73 213V214H72ZM81 213V214H80ZM90 213V214H89ZM104 213V214H103ZM122 213V214H121ZM132 213V212H131ZM141 213H142V215H141ZM151 213H152V215H151ZM161 213V214H160ZM166 213V214H165ZM4 214H6V215H4ZM13 214V215H12ZM23 216H25V215H27V216H21V215ZM30 214V215H29ZM34 214H37V216L36 215H34ZM54 214V215H53ZM62 215L61 217L59 216L58 217V215ZM64 214V215H63ZM69 214V215H68ZM71 214H72V216H71ZM96 214V213H95ZM107 214H108V216H107ZM120 214V215H119ZM154 214V215H153ZM236 214H240L239 215V217H238V215H236ZM243 214H245L247 217H245V215H243ZM31 215H32V217H31ZM69 216L68 218H71V220L70 219H67V216ZM78 215V216H77ZM83 215H85V216H83ZM103 215L105 216V217H103ZM118 215L120 216V217H118ZM137 216L136 215V213H134L133 214V217H135V216ZM156 215V216H155ZM160 215V216H159ZM177 215V216H176ZM223 215H225V216H223ZM16 216V217H15ZM35 216V217H34ZM40 216L42 217V218H40ZM47 217V219H46V217ZM56 217V218H54V217ZM75 216V217H74ZM83 216V217H82ZM122 216V217H121ZM130 218H129V217ZM152 216V217H151ZM155 216V217H154ZM159 218H158V217ZM175 216H176V218H175ZM182 216V217H181ZM241 216H242V218H241ZM4 217V218H3ZM7 217V219H9V220H7V219H5ZM19 217H20V219H19ZM21 217H22V219H21ZM27 217H29V221L31 220V222H29L28 221V218ZM31 217V218H30ZM38 217V218H37ZM43 217H45L44 219H43ZM50 217V218H49ZM63 217H64V219H63ZM81 217V218H80ZM86 217V218H85ZM94 217L96 218L95 219V221L97 220V222L99 223V225H98V223L96 222H93V220H94ZM100 217H102V218H104V219H108V221L109 222H111V221H113V222H111V223H109L108 221H106L107 223H109L110 224V227L108 228V227H106L107 226V224L105 225V222H103L104 221V219H100V221H99V218ZM107 217V218H106ZM110 217H112V218H110ZM165 217V218H164ZM169 217H171V218H169ZM173 217V218H172ZM18 218V220H16ZM27 218V219H26ZM40 218V219H39ZM57 218H59L60 220H63V221H61L62 223H60V220L59 219H57ZM62 218V219H61ZM73 218V219H72ZM88 218H91V220L89 219L88 220ZM129 218V219H128ZM156 220H155V219ZM163 218V220H161ZM219 218V219H220ZM247 218V219H246ZM1 219H3L2 221H1ZM13 219H14V221H13ZM33 219H36V220H34L33 221ZM48 221H46V220ZM49 219H50V221H49ZM51 219H53V220H51ZM55 219V220H54ZM67 219V220H66ZM80 219V220H79ZM81 219L83 220V221H81ZM87 219V223L86 224H89V225H86L85 223H84V221ZM93 219V220H92ZM113 219V220H112ZM150 219H154L153 221L152 220H150ZM158 219V220H157ZM160 219V220H159ZM166 219V220H165ZM170 221H169V220ZM171 219H174V220H171ZM177 219L178 220H181V223L182 224H180V225H178L176 222H179V221H177ZM18 221L19 223H17L16 221ZM20 220V221H19ZM23 222H22V221ZM39 220H41L40 221V224H39ZM43 220L44 221H46V223H44L43 222ZM65 220V221H64ZM70 220V221H69ZM75 220V221H74ZM77 220H79V221H77ZM103 220V221H102ZM133 222H132V221ZM221 220V222H223L222 221V219H220ZM247 220V221H246ZM6 221H8V222H6ZM52 221H57V222H55V224L56 225H54V222L52 223ZM69 221V222H68ZM73 221V222H72ZM80 221H81V223H84L85 225H86V227H85V229H84V225L82 224L81 225V223H80ZM151 221V222H150ZM159 221V223H157ZM169 223H168V222ZM226 221H228V219L226 220ZM249 221V222H248ZM11 222V223H10ZM26 222H28V223H26ZM38 222V223H37ZM42 222H43V224H42ZM50 222V229L49 228H45V230L46 229H48V230H44L43 229V227L42 226H44V224H47V223H49ZM63 222H65V223H63ZM72 223V226H71V223ZM93 222V224H97L96 225V227L97 226H100V224L103 222L104 223V229H105V231L103 230V224H102V227L99 229L98 227V231H97V228L95 229V227L94 226H92L91 227V223ZM134 222H136V225H133V223ZM155 222H156V224H155ZM160 222H161V224H160ZM245 223V225H244V223ZM9 223V224H8ZM31 223H33V224H35V225H32ZM37 223V224H36ZM58 223H60V224H58ZM70 224V225H68V224ZM76 223H80V225H81V229H80V227H79V224H76ZM115 224L114 226H111L112 224ZM125 225H124V224ZM141 224V226H140V224ZM153 223V224H152ZM165 225H164V224ZM169 225H168V224ZM173 223V224H172ZM174 223H175V225H174ZM226 223H229V225L227 226V224ZM242 223V224H241ZM248 223V224H247ZM15 224V225H14ZM22 224V225H21ZM38 224H39V226H38ZM41 224H42V226H41ZM52 224H53V226H52ZM62 224V225H61ZM76 224V225H75ZM108 224V225H109ZM137 224H139V225H137ZM223 224V225H222ZM234 224L239 228L240 227V230H243V231H241V234L239 233V232H234V230L235 231H237V230H239L237 227H234ZM240 224L241 225H243V226H240ZM247 224V225H246ZM13 225V228L11 227ZM17 225V226H16ZM21 227H20V226ZM36 225H37V227H36ZM57 225H58V227H57ZM70 227V229H71V232L73 233V231L75 230V232L74 233H76V231L79 229L80 231H81V235H83V234H86L85 236L83 235V237H86L87 238V240H88V242L90 241V243H89V247L90 248H88V249H90V252H93V254H95V252L97 253V254H100L101 252H102V254H100V255H102V256H98L97 254H95L93 257H95V259H97V258H100V259H97L96 261L94 260V258H92V260H94V261H91V263L89 262L88 263V261H90V259H91V257L89 258V256H87V255H85V254H88L89 253V250H87V252L86 253H84V254H82L81 253V255H79V259H78V256L75 254V253H72L71 251H73V250H69L70 249V247H69V249L67 248L68 247V245L66 244V243H63V242H65V237L63 236V235H65V234H67V230H69V228L67 227ZM76 227H75V226ZM153 225V226H152ZM160 225V226H159ZM168 225V226H167ZM173 225H174V227H173ZM178 227H177V226ZM183 225V226H182ZM46 227H48L49 225H45ZM62 226V227H61ZM63 226H64V228H63ZM78 226V227H77ZM116 226V228H115V230H114V227ZM222 226V227H221ZM4 229H2V228ZM6 229H5V228ZM15 227V228H14ZM28 229H27V228ZM42 229H41V228ZM53 227H55V229L53 228ZM57 227V228H56ZM61 227V228H60ZM74 227L75 228H78V229H74ZM88 227H90V230H92V232L94 231V233H92L89 229H88ZM124 227V228H123ZM130 227V228H129ZM149 227H151V228H153V229H151V228H149ZM155 227H157V228H155ZM159 227V228H158ZM167 227V228H166ZM177 227V228H176ZM183 227V228H182ZM252 227H254V225L252 226ZM252 227H250L251 229H252ZM20 228H22V229H25V230H22V229H20ZM31 228H32V230H31ZM34 228V229H33ZM37 228H39V229H37ZM53 228V230H55V233L53 232H51L52 229ZM58 228H60V229H58ZM62 228H63V230H62ZM65 228H68V229H65ZM93 228V229H92ZM109 230H108V229ZM113 228V229H112ZM164 228H165V230H164ZM170 229V231H171V229L173 230L174 228V230L173 231H168L169 229ZM179 228H181V229H179ZM233 228V229H232ZM234 228H237V229H234ZM12 231H11V230ZM18 229V230H17ZM20 229V230H19ZM40 229H41V232H40ZM57 229H58V233H57ZM65 229V230H64ZM74 229V230H73ZM83 229L85 230V232L87 231V230H89L87 233H85V232H83ZM103 231H102V230ZM108 231H107V230ZM118 229V232L116 231ZM158 229V230H157ZM161 229H163V230H161ZM168 229V230H167ZM231 229L233 230V234H235V237L236 238H238L237 239V241H236V239H234V238H231V237H234V235L233 234H231ZM8 230V231H7ZM15 230V231H14ZM19 231V232H17V231ZM45 231V233H44V231ZM100 230L103 232V234H102V232H100ZM110 230H111V233H110ZM130 230L132 231V232H130ZM134 230H135V232H134ZM156 230V231H155ZM239 230V231H240ZM21 231V232H20ZM37 233H36V232ZM47 231H50V234H46L47 233ZM66 233H65V232ZM70 231V230H69ZM97 231V232H96ZM112 231H113V233H116L115 234V236H117V234L119 233V236L118 237H120L121 236V239L120 238H117V237H115L114 239H116L117 241L115 242V240H114V242H113V240H111L112 242H113V245L114 244H116V245H114V246H116V248H114V249H112L114 246L112 245V242L110 241L109 243H106V242H108L110 239H112L113 238V235L114 234H112ZM116 231V232H115ZM120 231V232H119ZM143 231H145V233H143ZM152 231V232H151ZM163 231V232H162ZM168 231V233H170V235L168 234V233H166L167 235H165V232H167ZM176 231H178V232H176ZM180 231H182V232H180ZM244 231L246 232L244 235L242 234V233H244ZM6 232V233H5ZM15 232V233H14ZM17 232V233H16ZM34 232V233H33ZM89 232H91L92 233V235L93 234H95V235H93V236H96V237H94L93 238V236L91 237V233H89ZM99 232H100V234H99ZM124 233L123 234V236H122V233ZM173 232V233H172ZM175 232V233H174ZM180 232V233H179ZM184 232V233H183ZM230 232V233H229ZM12 233H14V236H13V234ZM18 233H21V234H18ZM26 235H25V234ZM30 234V237H29V234ZM36 233V234H35ZM41 233V234H40ZM49 233V232H48ZM71 233V234H72ZM73 233V234H74ZM96 233H98V235H105L106 233H107V235H109L110 236V234H111V238L109 237V236H107V238L108 239H106L105 237L106 236H99V237H101L100 239H103V241H104V243H106V244H103V241L102 240H100L99 239V237H98V239H97V241H102L101 243H97L98 245H100V246H98L97 244H96V238H97V235H96ZM108 233H110V234H108ZM144 234V236H143V234ZM152 233V234H151ZM159 233V234H158ZM161 233V234H160ZM221 233V234H220ZM7 234V235H6ZM10 234V235H9ZM16 234V235H15ZM32 234V235H31ZM34 234H35V236H36V238H32L33 236H34ZM39 234V235H38ZM42 234H45V235H43L42 236ZM53 234V235H52ZM56 234V235H55ZM78 234H80L79 233V231L76 233V235H77V237L79 236ZM88 234H89V236H88ZM151 234V235H150ZM164 234V235H163ZM179 235V237H178V235ZM224 234H225V236L226 235H228V234H231V237H230V235H228L229 237H228V239L224 236ZM237 234H239V235H237ZM3 235H4V237H3ZM8 235H9V237H8ZM23 236V237H21V236ZM28 235V236H27ZM38 235V236H37ZM41 235V236H40ZM47 235V236H46ZM60 236V238H59V236ZM64 237V240H63V238H62V236ZM69 235H70V232H69ZM75 234H74V237L76 236ZM80 235V236H81ZM124 235H126V236H128L127 238L126 237H124ZM133 235H135V234H133ZM137 235V234H136ZM135 235V236H136ZM159 235V236H158ZM162 235V236H161ZM175 237H174V236ZM233 235V236H232ZM20 236V237H19ZM40 236V237H39ZM48 236H52L53 237V240H52V238L50 237V238H47ZM58 238H57V237ZM66 236H68V234L66 235ZM72 236V235H71ZM80 236H79V238H80ZM143 236V237H142ZM170 236H171V238H170ZM188 236V235H187ZM216 236V235H215ZM238 236V237H237ZM240 236V237H241ZM12 237H14L15 239L18 237L19 238V240H18V238L15 240L14 238L12 239ZM26 237H27V239H26ZM29 237V238H28ZM39 237V238H38ZM44 237V238H43ZM45 237H46V240L47 241H45ZM56 239H55V238ZM73 237V238H74ZM76 237V238H77ZM83 237H81V239L80 240H82L83 239ZM91 238V239H88V238ZM141 237L143 238V240L141 239ZM156 237H157V239L158 238H161L162 237V239H156ZM164 237H168V238H170L171 239V241L173 240V243L172 242H169L170 241V239H166V240H164ZM174 237V238H173ZM185 237V238H184ZM224 237H225V239L226 240H224ZM241 237V238H242ZM8 238V239H7ZM22 238H23V241H24V239H25V243H26V245H25V243L22 241ZM43 238V239H42ZM93 238V239H92ZM105 238V239H104ZM134 238H136V240H139V239H137V238H140L142 241H145V243L144 242H142L141 240H139V241H135V239ZM154 238V239H153ZM173 238V239H172ZM175 238H177L176 240H175ZM5 239V240H4ZM10 239V240H9ZM30 239V240H29ZM39 239V240H38ZM48 239H51V241L50 240H48ZM54 239H55V242H54ZM61 240V242H62V240H63V242L61 243V244H57V243H59V241ZM95 239V240H94ZM129 239H132V241H134V244L136 243V242H139V243H136L135 245L138 247V244L141 246L142 244H141V242L143 243V245H144V247H140L139 246V248H135L136 250L138 249V250H140L139 252H137V254L138 253H143V251H144V253H145V251H146V255L143 253V254H140V255H136V251L134 252V254L133 255H136V256H134L133 257V255L131 254L132 253V251H134V250H132L131 249V247H133L131 244H133V242H131L130 243V240ZM134 239V240H133ZM152 239V240H151ZM181 239V240H180ZM4 240V242L2 243V241ZM7 240V241H6ZM10 242H9V241ZM12 240V241H11ZM15 240V241H14ZM28 240H29V242H28ZM34 240H36V241H34ZM56 240H57V242H56ZM79 239L77 238V241H78ZM105 240H106V242H105ZM119 240H120V242H119ZM123 240V241H122ZM125 240V241H124ZM190 240V238L188 239V241ZM228 240L229 241H232V240H234L233 242H230V244H229V246L227 247V245H228V243H226L225 244V242H228ZM19 241H21L20 243H19V245H18V243L17 242H19ZM49 241V242H48ZM76 241V242H77ZM121 241L122 242H126L127 244H126V246H125V248H128V244L129 245H131V247L129 246V249H128V251L127 250H125L123 247V245H124V243H121ZM128 241V242H127ZM151 241H152V243H153V241H154V243L152 244L151 243ZM155 241H157V242H155ZM159 241V242H158ZM166 241V242H165ZM175 241V242H174ZM180 241L183 243H180ZM221 241H225L224 242V246H223V243L221 242ZM7 242V243H6ZM11 242H13V243H11ZM15 242H16V244H15ZM22 242L24 243V244H22ZM29 243V245L30 246H33V247H30L29 245H28V243ZM34 242V245L32 244V243ZM37 242H38V244H37ZM52 242H53V244H52ZM176 242H178V243H176ZM1 243H2V245H1ZM8 243H10V244H8ZM48 243H50V244H48ZM78 244L79 243H81L80 241L79 242H77ZM117 243H120V244H117ZM148 243V244H147ZM150 243V244H149ZM158 243V244H157ZM161 243V244H160ZM169 243H171L172 244V246H171V244H169ZM191 243V242H190ZM5 244V245H4ZM11 246L12 248H13V246L15 245L16 246V248L18 247V249H16L15 248V246H14V248L16 249V250H14V248H13V250H11L10 248H9V246ZM14 244V245H13ZM36 244V245H35ZM44 244V245H43ZM52 244V245H51ZM65 244V245H64ZM98 246V248H97V246ZM123 244V245H122ZM155 244V245H154ZM157 244V245H156ZM168 246H167V245ZM176 244V245H175ZM178 244V245H177ZM222 244V245H221ZM37 245H38V247H37ZM52 246V247H50V246ZM53 245L55 246V247H53ZM60 245H62V247H63V245H64V247L62 248V247H60ZM109 245V246H108ZM121 245H122V247H121ZM142 245V246H143ZM146 245V246H145ZM152 246V247H150V246ZM162 247H161V246ZM180 245V246H179ZM181 245H182V247H181ZM188 245H189V242H188ZM193 245H194V241H193ZM236 245V246H235ZM6 246V247H5ZM8 246V247H7ZM25 247V249H23L24 247ZM27 246V247H26ZM40 246H42V247H40ZM46 246L47 247H49V249L47 250V248H46ZM58 247V249H57V247ZM65 246H66V248H65ZM112 248H111V247ZM169 247V249H167L166 247ZM176 246V247H175ZM190 246V245H189ZM216 246H218V247H220V246H222L221 248H218V247H216ZM225 246H226V248H225ZM21 247H23V248H21ZM30 247V248H29ZM106 247V248H105ZM135 247V246H134ZM155 247V248H154ZM163 247H164V249H163ZM179 247V248H178ZM186 247V246H185ZM217 248V250H215L216 248ZM2 248H3V250H2ZM8 248H9V251H8ZM33 249V248H35V249H31L29 252H28V250L27 249ZM52 248V249H51ZM54 248H56V249H54ZM61 248H62V250H61ZM111 248V249H110ZM119 248H123L124 249V252H125V254H127L126 252H128V257H126L127 255H125L124 253H121V252H123V251H121L120 249V251L118 250ZM142 249V251H141V249ZM145 250H144V249ZM150 249V251H151V253H150V251H149V249ZM154 248V249H153ZM174 249V251H173V249ZM175 248L177 249H180L179 251L178 250H175ZM183 248H184V252H183ZM22 249V250H21ZM37 249V250H36ZM43 250L42 252L41 251H39V250ZM46 249V250H45ZM51 249V250H50ZM54 249V250H53ZM64 249V250H63ZM66 249H68V250H66ZM117 249V250H116ZM122 249V250H123ZM148 249V250H147ZM152 249V250H151ZM156 249V250H155ZM167 249V250H166ZM200 249V248H199ZM224 249H225V251L226 252H224ZM232 249V248H231ZM236 249V248H235ZM5 250V251H4ZM17 250H19V253L21 252V254H19L18 252H17ZM21 250V251H20ZM57 252H56V251ZM113 250V251H112ZM130 250H132V251H130ZM154 250V251H153ZM165 250L167 251V254H166V252H165ZM233 250H234V248H233ZM232 250V252H234ZM4 252V255H7V256H3V252ZM13 251H15L16 252V254H15V252H13ZM25 251L27 252V253H25ZM35 252V253H33V252ZM46 251V252H45ZM48 251H52V253L54 254V255H51L52 253L50 252V254H48L49 252ZM55 251V252H54ZM58 251H59V253H58ZM61 251H63V252H61ZM69 253H71L72 255L74 254V256L73 257H71L72 255L71 254H68V257L69 258H71V259H68V260H66L68 257H67V252ZM100 251V252H99ZM109 251H111V252H109ZM115 251L118 253V251L120 252V253H118V256H117V253L115 254ZM148 251V252H147ZM156 251H157V254H155L156 253ZM159 251H160V253H161V251H162V253L161 254H159ZM171 251L173 252V253H171ZM188 251V252H187ZM202 251V250H201ZM2 252V253H1ZM8 252H9V254L10 253H12V254H8ZM30 252H32V253H30ZM37 252V253H36ZM40 254H39V253ZM66 253V257H65V253ZM74 252V251H73ZM104 252V253H103ZM112 252L114 253V256H115V258H114V256H113V254H112ZM153 252H155V253H153ZM168 252H170V253H168ZM180 253V256L179 255H177V253ZM199 252H200V250H199ZM217 252V253H216ZM230 253V254H232V256H233V253ZM24 253V254H23ZM30 253V254H29ZM45 253V254H44ZM56 253V254H55ZM62 253H64V256H63V254ZM109 253H111V255L112 256H110V254ZM148 253V254H147ZM175 253V254H174ZM186 254V255H184V254ZM216 253V254H215ZM220 253V254H219ZM236 253H237V251H236ZM236 253H234V257L235 258H237V260H239L238 259V257H237V255H238V253H237V255L235 256V254ZM23 254V258L25 259H23L22 258V255ZM25 254H26V256H29V257H26L25 258ZM32 254V255H31ZM34 254V255H33ZM42 254V255H41ZM44 254V255H43ZM48 254V255H47ZM89 254H91V253H89ZM120 254H121V256L123 257V259H122V257L120 256ZM123 254V255H122ZM151 254H155L154 256L153 255H151ZM159 254V255H158ZM181 254H182V256H181ZM218 254V255H217ZM223 254H221L220 256H223ZM12 255V258L10 257ZM15 255V256H14ZM18 255H19V259H18ZM55 255H58V257L60 256V257H62V259L61 258H56L55 257ZM70 255V256H69ZM129 255H130V258H129ZM141 255H143V256H146L147 258H149V259H146V257H142ZM149 257H148V256ZM156 255H158V256H156ZM161 255V256H160ZM163 255V256H162ZM164 255H167L168 257H170L171 258V256L170 255H172L173 257H172V259L170 260V258H168L167 256H164ZM216 255V256H215ZM228 255V254H227ZM14 256V257H13ZM50 256V257H49ZM54 256V257H53ZM75 256L77 257L76 259H74L75 258ZM81 256V257H80ZM85 256H87L86 258H85V260L83 261V263H82V257L84 258ZM98 256V257H97ZM104 256V257H105ZM138 256V257H137ZM141 256V257H140ZM155 256L156 257H158L159 258V256L162 258V257H164L162 260H159V259H161V258H155ZM177 258H176V257ZM185 256H187V258L185 257ZM239 256V255H238ZM2 257V258H1ZM15 257L17 258V261L15 262ZM34 257V258H35ZM46 257V259H44ZM110 257H112V259H109ZM117 257L122 261V262H120V260H117ZM131 257H132V259H131ZM151 257H153V258H151ZM165 257H167V258H165ZM178 257H181V258H183V259H181V258H179V259H181V261H179V260H177L178 259ZM203 257H205V259L203 258ZM219 257V256H218ZM240 257V256H239ZM4 258H7V259H4ZM21 258V259H20ZM54 258V259H53ZM64 258H66V259H64ZM80 258H81V260H80ZM88 258H89V260H88ZM114 258V259H113ZM125 258H127V260L125 259ZM136 258H138V262L136 263V261H137V259ZM139 258H141V259H139ZM194 258V257H193ZM207 258V259H206ZM209 258V259H208ZM10 259H12V260H10ZM32 259V260H31ZM43 259H44V261H43ZM52 259H53V261H52ZM107 259V260H106ZM109 259V260H108ZM129 259H131V260H129ZM134 259H136V260H134ZM154 259V261L153 262H151L152 260ZM186 259V260H185ZM200 259H201V261H200ZM212 260V262H211V260ZM20 260V261H19ZM51 260V261H50ZM60 260V261H59ZM70 260V261H69ZM72 260V261H71ZM74 260V261H73ZM100 260V261H101ZM129 260V261H128ZM175 260V261H174ZM185 260V261H184ZM199 262H198V261ZM204 260H206L207 262H209L208 260H210V263H207L206 261H205V263H204ZM2 261V262H1ZM14 261V262H13ZM46 261V262H45ZM55 261V262H54ZM58 261V262H57ZM108 261H109V263H108ZM119 263H118V262ZM131 261H134V262H131ZM173 261V262H172ZM179 261V262H178ZM184 261V262H183ZM197 261V262H196ZM21 262V263H20ZM70 262V263H69ZM103 262V260L101 261V262H96V264L98 263V264H101ZM111 262V263H110ZM141 262V264H143ZM160 262H163V263H160ZM196 262V263H195ZM202 262V263H201ZM217 262V263H216ZM105 263H103V264H105ZM166 263H167V261H166ZM170 263H168V264H170ZM6 264V263H5ZM86 264V263H85ZM95 264V263H94ZM140 264V263H139Z\"/></svg>",
    "mask_w": 264,
    "mask_h": 264
},
{
    "label": "bare ground",
    "instance_id": "6f19581e",
    "mask_svg": "<svg viewBox=\"0 0 264 264\" xmlns=\"http://www.w3.org/2000/svg\"><path fill=\"white\" fill-rule=\"evenodd\" d=\"M81 1H82V0H81ZM84 1H86V0H83V2H84ZM122 1H123V0H122ZM126 1H127V0H126ZM132 1H133V0H131V2H132ZM149 1H150V0H149ZM154 1H155V0H154ZM158 1H159V0H158ZM176 1H177V0H176ZM239 1H240V0H239ZM241 1H242V0H241ZM241 1H240V2H241ZM251 1H253V0H251ZM257 1H258V0H257ZM119 2H120V1H119ZM145 2H146V1H145ZM165 2L167 3V1H165ZM186 2H187V1H186ZM188 2H189V1H188ZM220 2H221V1H220ZM232 2H233V1H232ZM259 2H260V1H259ZM127 3H128V2H127ZM143 3H144V2H143ZM146 3H147V2H146ZM158 3H159V2H158ZM162 3H164V1H163ZM174 3H175V2H174ZM184 3H185V2H184ZM184 3H183V4H184ZM215 3H216V2H215ZM226 3H227V2H226ZM233 3H234V2H233ZM238 3H239V2H238ZM260 3H261V2H260ZM80 4H81V3H80ZM123 4H125V2H124ZM131 4H132V3H131ZM141 4H142V2H141ZM153 4H154V3H153ZM153 4H152V5H153ZM169 4H170V3H169ZM179 4H181V3L179 2ZM191 4H192V3H191ZM213 4H214V3H213ZM216 4H217V3H216ZM221 4H222V2H221ZM221 4H220V5H221ZM224 4H225V3H224ZM235 4H236V3H235ZM235 4H234V6H235ZM163 5H164V4H163ZM166 5H167V4H166ZM174 5H175V4H174ZM174 5H173V6H174ZM176 5H177V4H176ZM187 5H189V4H187ZM198 5H199V3H198ZM206 5H207V4H206ZM209 5H210V4H209ZM218 5H219V3H218ZM218 5H217V6H218ZM227 5H228V3H227ZM258 5H259V4H258ZM261 5H262V3H261ZM79 6H80V5H79ZM140 6H141V5H140ZM189 6H190V5H189ZM203 6H204V5H203ZM203 6H202V7H203ZM236 6H237V5H236ZM84 7H85V5H84ZM121 7H122V6H121ZM128 7H130V6H128ZM134 7H136V6H134ZM159 7H160V6H159ZM185 7H187V6H185ZM197 7H199V6H197ZM209 7H210V6H209ZM218 7H219V6H218ZM220 7H222V6H220ZM262 7H263V5H262ZM262 7H261V8H262ZM118 8H119V7H118ZM136 8H137V7H136ZM139 8H140V7H138V9H139ZM143 8H144V7H143ZM147 8H148V7H147ZM156 8H157V7H156ZM162 8H163V6H162ZM166 8H167V7H166ZM180 8H182V7H180ZM222 8H224V7H222ZM228 8H229V6H228ZM243 8H244V7H243ZM248 8H249V7H248ZM248 8H247V9H248ZM116 9H117V6H116ZM125 9H126V8H125ZM140 9H141V8H140ZM148 9H149V8H148ZM150 9H152V8H150ZM150 9H149V10H150ZM154 9H155V8H154ZM154 9H153V10H154ZM185 9H187V8H185ZM189 9H190V8H189ZM195 9H196V8H195ZM203 9H204V8H203ZM203 9H202V10H203ZM211 9H212V8H211ZM225 9H226V8H225ZM231 9H232V8H231ZM236 9H237V8H235V10H236ZM239 9H240V7H239ZM249 9H250V8H249ZM130 10H131V9H130ZM144 10H145V9H144ZM167 10H168V9H167ZM173 10H174V9H173ZM176 10H177V9H176ZM179 10H180V9H179ZM182 10H183V9H182ZM228 10H229V9H228ZM228 10H227V12H228ZM256 10H257V9H256ZM256 10H255V11H256ZM258 10H259V9H258ZM263 10H264V9H263ZM82 11H83V10H82ZM126 11H128V10L126 9ZM135 11H136V10H135ZM138 11H139V10H138ZM147 11H148V10H147ZM168 11H169V10H168ZM184 11H185V10H184ZM186 11H187V10H186ZM196 11H197V10H196ZM222 11H223V10H222ZM241 11H242V10H241ZM115 12H116V11H115ZM123 12H124V11H123ZM128 12H129V11H128ZM141 12H143V11H141ZM152 12H154V11H152ZM162 12H165V11H162ZM199 12H200V11H199ZM237 12H238V11H237ZM242 12H243V11H242ZM249 12H250V11H249ZM132 13H133V11H132ZM139 13H140V12H139ZM143 13H144V12H143ZM179 13H180V12H179ZM192 13H193V12H192ZM207 13H208V12H207ZM207 13H206V14H207ZM209 13H210V12H209ZM224 13H225V12H224ZM229 13H230V12H229ZM231 13H232V12H231ZM251 13H253V12H251ZM90 14H91V13H89V15H90ZM98 14H99V13H98ZM114 14H115V13H114ZM120 14L122 15L121 12H120ZM135 14H136V13H135ZM141 14H142V13H141ZM145 14H146V12H145ZM165 14H166V13H165ZM165 14H164V15H165ZM170 14H171V12H170ZM188 14H189V13H188ZM194 14H195V12H194ZM201 14H202V12H201ZM201 14H199V15H201ZM212 14H213V13H212ZM233 14H234V12H233ZM235 14H236V12H235ZM246 14H247V13H246ZM262 14H263V13H262ZM81 15H82V14H81ZM115 15H116V14H115ZM115 15H114V16H115ZM128 15H129V14H128ZM139 15H140V14H139ZM142 15H143V14H142ZM171 15H172V14H171ZM173 15H174V14H173ZM176 15H177V14H176ZM184 15H185V14H184ZM244 15H245V14H244ZM247 15H248V14H247ZM256 15H257V14H256ZM103 16H105V15H103ZM110 16H111V14H110ZM116 16H118V15H116ZM116 16H115V17H116ZM131 16H132V15H131ZM145 16H146V15H145ZM165 16H166V15H165ZM165 16H164V17H165ZM179 16H180V15H179ZM179 16H178V17H179ZM186 16H188V15H186ZM190 16H191V14H190ZM213 16H214V14H213ZM229 16H230V15H229ZM236 16H237V15H236ZM83 17H84V16H83ZM83 17H82V18H83ZM85 17H86V16H85ZM94 17H95V16H94ZM94 17H93V18H94ZM143 17H144V16H143ZM143 17H141V18H142V21H143V19H144ZM150 17H151V16H150ZM157 17H158V16H157ZM164 17H163V19H164ZM196 17H197V16H196ZM233 17L235 18V15H234ZM82 18H81V20H82ZM118 18H119V17H118ZM118 18H116V20H117ZM123 18H124V17H123ZM125 18L128 19V17H125ZM148 18H149V16H148ZM152 18H153V17H152ZM174 18H175V17H174ZM176 18H177V17H176ZM180 18H181V17H180ZM182 18H183V17H182ZM185 18H186V17H185ZM208 18H209V17H208ZM211 18H212V17H211ZM228 18H229V17H228ZM231 18H232V17H231ZM237 18H238V17H237ZM249 18H250V17H249ZM261 18H262V15H261ZM88 19H89V18H88ZM91 19H92V18H91ZM100 19H101V18H100ZM102 19H104V18H102ZM109 19H110V17H109ZM111 19H113L112 16H111ZM111 19H110V20H111ZM114 19H115V18H114ZM127 19H125V20H127ZM130 19H131V18H130ZM136 19H137V18H136ZM153 19H154V18H153ZM157 19L160 20V18H157ZM166 19H167V17H166ZM205 19H206V17H205ZM110 20H109V22H112V23H113L114 20H113V21H112V20L110 21ZM120 20H121V22H122V21L124 22V19L122 20V17H121ZM128 20H129V19H128ZM145 20H146V18H145ZM170 20H171V17H170ZM246 20H247V19H246ZM246 20H245V21H246ZM261 20H262V19H261ZM90 21H92V20H90ZM95 21H96V20H95ZM103 21H105V20H103ZM107 21H108V20H107ZM129 21H130V20H129ZM129 21H128V22H129ZM135 21H136V20H135ZM138 21H139V19H138ZM151 21H152V19H151ZM153 21H156V20H153ZM162 21H163V20H162ZM178 21H179V20H178ZM184 21H185V20H184ZM187 21H188V20H186L185 23H186ZM195 21H196V20H194V21H192V22H193V24L196 23V25H197V22H199V20H197V22H195ZM222 21H223V20H222ZM232 21H233V19H231L230 21H229V19H227V22H229L230 24H231ZM248 21H249V20H248ZM81 22H82V21H81ZM83 22H84V21H83ZM97 22H98V21H97ZM99 22H100V20H99ZM117 22H118V21H117ZM123 22H122V24L125 23V22H124V23H123ZM144 22H145V21H144ZM147 22H148V20H147ZM170 22H171V21H170ZM180 22H181V21H180ZM194 22H195V23H194ZM203 22H204V21H203ZM241 22H242V21H241ZM254 22H255V21H254ZM254 22H253V23H254ZM89 23H90V22H89ZM89 23H88V24H89ZM102 23H103V22H102ZM160 23H161V22H160ZM207 23H208V22H207ZM219 23H220V21H219ZM222 23H223V22H222ZM229 23H228V24H229ZM248 23H249V22H248ZM109 24H110V23H109ZM122 24H121V25H122ZM126 24H127V23H126ZM130 24H131V23H130ZM144 24H145V23H144ZM156 24H157V23H156ZM161 24H162V23H161ZM166 24H168V23H166ZM170 24H171V23H170ZM176 24L178 25V23H176ZM188 24H189V23H188ZM199 24H200V22H199ZM199 24H198V27L200 26ZM223 24H224V23H223ZM225 24H226V21H225ZM228 24H227V26H228ZM230 24H229V25H230ZM241 24H242V23H241ZM255 24H256V23H255ZM107 25H108V24H107ZM113 25H114V24H113ZM132 25H133V23H132ZM138 25H139V23H138ZM145 25H146V24H145ZM145 25H144V28L146 29ZM173 25H175V24L173 23ZM179 25H180V24H179ZM179 25H178V26H179ZM184 25H185V24H184ZM186 25H187V24H186ZM201 25H202V23H201ZM231 25H232V24H231ZM242 25H243V24H242ZM253 25H254V24H253ZM258 25H259V24H258ZM260 25H261V24H260ZM262 25H263V24H262ZM88 26H89V25H88ZM88 26H87V27H88ZM100 26H101V25H100ZM100 26H99V27H100ZM114 26H116V25H114ZM124 26H125V25H124ZM134 26H135V25H134ZM134 26H133V27H134ZM152 26H154V25H152ZM164 26H165V25H164ZM180 26H181V25H180ZM188 26H189V25H188ZM188 26H187V27H188ZM203 26H204V24H203ZM224 26H226V25H224ZM236 26H237V25H236ZM238 26H239V25H238ZM90 27H91V26H90ZM103 27H104V26H103ZM140 27H141V26H140ZM148 27H149V26H148ZM154 27H157V26H154ZM165 27H166V26H165ZM174 27H175V26H174ZM187 27H186V29H187ZM192 27H193V26H192ZM208 27H209V25H208ZM214 27H215V26H214ZM228 27H229V26H228ZM228 27H227V28H228ZM230 27H231V26H230ZM230 27H229V28H230ZM244 27H245V26H244ZM244 27H243V28H244ZM263 27H264V26H263ZM93 28H95V27H93ZM101 28H102V27H101ZM116 28H117V27H116ZM134 28H135V27H134ZM134 28H133V29H134ZM138 28H139V26H138ZM142 28H143V27H142ZM149 28H150V27H149ZM159 28H160V27H159ZM163 28H164V27H163ZM180 28H181V27H180ZM199 28H201V27H199ZM204 28H205V30H209V29H207L206 27H204ZM204 28H203V29H204ZM222 28H223V26H222ZM227 28H226V29H227ZM232 28H233V26H232ZM234 28H236V27H234ZM234 28L232 29L233 33L230 34V35H232V36H233V34H234ZM249 28H250V27H249ZM88 29H89V28H88ZM106 29H107V28H106ZM145 29H143V30H145ZM166 29H167V28H166ZM188 29H189V28H188ZM196 29H197V28H196ZM196 29H195V30H196ZM201 29H202V28H201ZM230 29H231V28H230ZM244 29H245V28H244ZM257 29H258V27H257ZM91 30H92V29H91ZM96 30H97V29H96ZM104 30H105V29H104ZM108 30H109V29H108ZM119 30H120V29H119ZM122 30L124 31V29H122ZM122 30H121V31H122ZM125 30H127V28H126ZM143 30H141V31H143ZM174 30H175V29H174ZM176 30H177V29H176ZM195 30L193 29V31H195ZM198 30H200V29H198ZM205 30H204V35H206V33H207V32L205 33ZM213 30H214V29H213ZM223 30L225 31V27H224ZM223 30H222V31H223ZM228 30H229V29H228ZM241 30H242V29H241ZM241 30H240V31H241ZM252 30H253V29H252ZM252 30H251V31H252ZM262 30H264V28H263ZM98 31H99V30H98ZM147 31H148V30H147ZM149 31H150V30H149ZM151 31H152V30H151ZM162 31H163V30H162ZM183 31H184V30H183ZM201 31H202V30H201ZM201 31H199V32H201ZM216 31H217V30H216ZM224 31H223V32H224ZM230 31H231V30H230ZM232 31H231V32H232ZM237 31H238V29H237ZM237 31H235V32H236V33H239V32H237ZM242 31H243V30H242ZM80 32H81V31H80ZM83 32H84V31H83ZM91 32L93 33L94 31L92 30ZM101 32H102V31H101ZM124 32H125V31H124ZM129 32H130V31H129ZM132 32H133V31H132ZM144 32H146V30H145ZM144 32H143V33H144ZM164 32H165V31H164ZM166 32H167V31H166ZM179 32H180V31H179ZM181 32H182V30H181ZM199 32H197V33H199ZM202 32H203V31H202ZM213 32H214V31H213ZM220 32H221V31H220ZM225 32H227V30H226ZM228 32H229V31H228ZM246 32H247V31H246ZM249 32H250V30H249ZM249 32H248V33H249ZM256 32H257V31H256ZM263 32H264V31H263ZM263 32H262V33H263ZM94 33H96V32H94ZM103 33H104V32H103ZM125 33H126V32H125ZM127 33H128V32H127ZM137 33H138V32H137ZM137 33H136V34H137ZM156 33L159 34L160 32H156ZM168 33L170 34L169 30H168ZM171 33H172V29H171ZM174 33H175V32H174ZM229 33H230V32H229ZM236 33H235L234 35H236V36L238 37L239 34L237 35ZM74 34H75V33H74ZM86 34H87V33H86ZM130 34H133V33H130ZM141 34H142V33H141ZM148 34H149V33H148ZM177 34H178V33H177ZM185 34H187V33L185 32ZM210 34H211V33H208V35H210ZM212 34H213V33H212ZM223 34H224V33H223ZM225 34H226V33H225ZM245 34H246V33H245ZM245 34H244V35H245ZM255 34H256V33H255ZM260 34H261V33H260ZM77 35H78V34H77ZM87 35H88V34H87ZM90 35H91V34H90ZM100 35H101V34H100ZM102 35H103V34H102ZM106 35H107V32H106ZM126 35H127V34H126ZM137 35H138V34H137ZM139 35H140V34H139ZM165 35H167V34H165ZM171 35H172V34H171ZM189 35H190V34H189ZM193 35H194V34H193ZM196 35H197V34H196ZM200 35H201V33H200ZM213 35H214V34H213ZM241 35H242V34H241ZM74 36H75V35H74ZM82 36H83V35H82ZM84 36H85V35H84ZM103 36H105V35H103ZM131 36H132V35H131ZM144 36H145V38H146V35H144ZM162 36H163V34H162ZM172 36H173V35H172ZM183 36H184V33H183ZM187 36H188V35H187ZM190 36H191V35H190ZM201 36H202V35H201ZM211 36H212V35H211ZM216 36H217V35H216ZM219 36H220V34H219ZM226 36H227V35H226ZM226 36H225V37H226ZM232 36H231V37H232ZM258 36H259V35H258ZM263 36H264V35H263ZM78 37H79V36H78ZM87 37H90V36L88 35ZM87 37H86V38H87ZM94 37H95V36H94ZM96 37H97V36H96ZM124 37H125V36H124ZM124 37H123V38H124ZM129 37H130V36H129ZM137 37H138V36H137ZM170 37H171V36H170ZM173 37H174V36H173ZM192 37H193V36H192ZM197 37H198V36H197ZM197 37L195 36L196 39H197ZM199 37H200V36H199ZM199 37H198V39H199ZM205 37H206V36H205ZM205 37H204V38H205ZM233 37L235 38V36H233ZM233 37H232V38H233ZM240 37H241V36H240ZM249 37H250V36H249ZM261 37H262V36H261ZM105 38H106V37H105ZM131 38H132V37H131ZM148 38H149V36H148ZM154 38H155V37H154ZM162 38H165V37H162ZM162 38H161V39H162ZM171 38H172V37H171ZM171 38H170V39H171ZM176 38H177V37H176ZM176 38H175V40H176ZM181 38H182V37H181ZM184 38H185V37H184ZM204 38H200V39H204ZM217 38H218V37H217ZM226 38H227V37H226ZM232 38H231V39H232ZM238 38H239V37H238ZM238 38H235V41H236V40H239ZM242 38H243V37H242ZM245 38H246V37H245ZM245 38H243V40H244ZM119 39H120V38H119ZM134 39H136V35H135V38H134ZM161 39H160V40H161ZM166 39L168 40V38H166ZM170 39H169V40H170ZM172 39H173V38H172ZM191 39H192V38H191ZM213 39H214V38H213ZM221 39H222V38H221ZM221 39H220V40H221ZM231 39H230V41H231ZM251 39H252V37H251ZM263 39H264V37H263ZM86 40H87V39H86ZM89 40H90V39H89ZM89 40H88V41H89ZM94 40H95V39H94ZM94 40H93V41H94ZM124 40H126V39H124ZM173 40H174V39H173ZM178 40H180V36H179V39H178ZM178 40H177V41H178ZM232 40H233V39H232ZM243 40H242V41H243ZM90 41H91V40H90ZM100 41H101V40H100ZM104 41H105V40H104ZM104 41H103V42H104ZM119 41H120V40H119ZM134 41H135V40H134ZM150 41H151V40H150ZM154 41H155V40H154ZM157 41H158V40H157ZM191 41H193V40H191ZM194 41H195V40H194ZM194 41H193V42H194ZM197 41H198V40H197ZM208 41H209V39H208ZM217 41H218V40H217ZM242 41H236L235 44L233 43V42H234V41H233L232 43H233V45H238L237 42L239 43V42H242ZM250 41H252V40H250V38H249V42H250ZM253 41H254V40H253ZM253 41H252V43H254ZM121 42H122V41H121ZM126 42H127V41H126ZM137 42H138V41H137ZM160 42H161V41H160ZM160 42H156V43H160ZM163 42H165V41L163 40ZM178 42H179V41H178ZM183 42H184V41H183ZM183 42H182V43H183ZM189 42H190V41H189ZM201 42H202V41L200 40L199 43L201 44ZM203 42H205V40H204ZM243 42H246V40L243 41ZM243 42L240 43V44H242L241 46H243ZM249 42H248V44H249ZM95 43H96V42H95ZM123 43H124V42H123ZM138 43H139V42H138ZM156 43H154V44H156ZM161 43H162V42H161ZM215 43H216V42H215ZM232 43L230 42L229 44L232 45ZM258 43H259V42H258ZM258 43H257V42L254 43L255 45L253 44V46H256V44H258ZM77 44H80V43L77 42ZM84 44H85V43H84ZM86 44H89V43H86ZM86 44H85V45H86ZM91 44H93V43H90V45H91ZM96 44H98V42H97ZM102 44H103V43H102ZM126 44H127V43H126ZM130 44H131V41H130ZM130 44H129V45H130ZM133 44H135V43H133ZM171 44H172V43H171ZM177 44H178V43H177ZM188 44H189V43H188ZM188 44H187V45H188ZM196 44H197V43H196ZM213 44H214V41H213ZM219 44H220V43H219ZM245 44H247V43H245ZM245 44H244V46H245ZM82 45H83V44H82ZM90 45H89V46H90ZM103 45H104V44H103ZM129 45H128V47H129ZM131 45H132V44H131ZM137 45H138V44H137ZM142 45H143V44H142ZM151 45H152V44H151ZM156 45H158V44H156ZM166 45H167V44H166ZM166 45H165V46H166ZM210 45H211V44H210ZM214 45H215V44H214ZM233 45H232V47H233V49H234L235 46H233ZM249 45H251V44H249ZM14 46H15V45H14ZM23 46H24V44H23ZM83 46H84V45H83ZM100 46H101V45H100ZM108 46H109V45H108ZM125 46H126V45H125ZM147 46H148V45H147ZM147 46H146V47H147ZM153 46H154V45H153ZM161 46H164V45H161ZM165 46H164V47H165ZM167 46H168V45H167ZM175 46H176V45H175ZM175 46H174V47H175ZM177 46H178V45H177ZM179 46H180V45H179ZM203 46H204V45H202L201 47H203ZM212 46H213V45H212ZM212 46H211V47H212ZM241 46H240V48H242ZM244 46H243V47H244ZM86 47H88V46L86 45ZM105 47H106V46H105ZM109 47H110V46H109ZM111 47H115V46H112V44H111ZM117 47H119V46H117ZM121 47H122V45H121ZM121 47H120V49H121V51H122V48H121ZM123 47H124V46H123ZM130 47H131V46H130ZM139 47H140V46H139ZM139 47L137 46L136 48H139ZM149 47H150V46H149ZM159 47H160V46H159ZM171 47H172V46H171ZM188 47H189V46H188ZM196 47H197V48L199 47L198 44L196 45ZM208 47H209V46H208ZM208 47H207V48H208ZM226 47H227V45H226ZM229 47H230V46H229ZM257 47H258V45H257ZM257 47H256V48H257ZM8 48H10V47H8ZM23 48H24V47H23ZM84 48H85V47H84ZM92 48H93V47H92ZM98 48H99V47H98ZM101 48H102V47H101ZM106 48H108V47H106ZM125 48H126V47H125ZM133 48H134V47H133ZM150 48H151V47H150ZM152 48H153V47H152ZM155 48H156V47H155ZM161 48H162V47H161ZM172 48H173V47H172ZM186 48H187V47H186ZM190 48H191V46H190ZM193 48H194V47H193ZM193 48H192V50H193ZM199 48H200V47H199ZM205 48H206V47H205ZM230 48H231V47H230ZM238 48H239V47H238ZM240 48H239V49H240ZM247 48H251V49H249V50L251 51L250 56H249V54H248V55L245 54V53L250 52L249 50H248V52L246 51L245 53H243V56L246 55V58H247V56H248L249 58H251V59L248 58L249 60H252V59L254 60V58L256 59L257 56H254V57L252 56V57H251V54L254 55V53H252V47L248 46ZM253 48H255V47H253ZM256 48H255V49H256ZM20 49H21V47H20ZM118 49H119V48H118ZM123 49H124V48H123ZM156 49H157V48H156ZM156 49H155V50H156ZM158 49H159V48H158ZM163 49H164V48H163ZM165 49H166V47H165ZM179 49H180V48H179ZM184 49H185V47H184ZM184 49H183V50H184ZM203 49H204V48H203ZM209 49H210V47H209ZM215 49H216V48H215ZM215 49H214V50H215ZM235 49H236V48H235ZM239 49H238V51H239ZM245 49H246V48H245ZM261 49H262V48H261ZM12 50H13V49H12ZM23 50H24V49H23ZM28 50H29V49H28ZM74 50H75V49H74ZM80 50H81V49H80ZM84 50H85V49H84ZM89 50H90V49H89ZM91 50H92V49H91ZM130 50H131V49H130ZM139 50H140V49H139ZM159 50H160V49H159ZM161 50H162V49H161ZM172 50H173V49H172ZM175 50H177V49H175ZM181 50H182V48H181ZM186 50H187V49H186ZM192 50H191V51H192ZM194 50H195V49H194ZM194 50H193L192 52H194ZM196 50H198V49H196ZM199 50H200V49H199ZM214 50H212V52H213ZM219 50H220V49H219ZM236 50H237V49H236ZM240 50H242V49H240ZM258 50H259V49H258ZM18 51H19V50H18ZM20 51H21V50H20ZM77 51H78V50H77ZM77 51H76V53H77ZM81 51H82V50H81ZM81 51H78V52H81ZM87 51H88V50H87ZM87 51H85V52H87ZM96 51H97V50H96ZM103 51H104V50H103ZM103 51H102V52H103ZM119 51H120V50H119ZM119 51H118V52H119ZM127 51H128V50H127ZM136 51H137V50H136ZM136 51H133V52H136ZM157 51H158V50H157ZM162 51H163V50H162ZM165 51H166V50H165ZM189 51H190V50H189ZM216 51H217V50H216ZM231 51H232V48H231ZM233 51H234V50H233ZM233 51H232V52H233ZM244 51H245V50H244ZM253 51H254V50H253ZM6 52H7V51H6ZM13 52H14V51H13ZM27 52H28V51H27ZM29 52H31V51H29ZM140 52H141V51H140ZM170 52H171V50H170ZM179 52H181V51H179ZM186 52H188V51H185V53H186ZM201 52H202V51H201ZM201 52H200V53H201ZM207 52H208V50H207ZM209 52H211V51H209ZM209 52H208V53H209ZM212 52H211V55H212ZM225 52H226V51H225ZM228 52H229V51H228ZM17 53H18V52H17ZM73 53H74V52H73ZM73 53H72V54H73ZM96 53H97V52H96ZM116 53H117V52H116ZM125 53H127V52H125ZM145 53H146V52H145ZM148 53H149V52H148ZM148 53H147V54H148ZM150 53H151V52H150ZM152 53H153V52H152ZM156 53H157V52H156ZM163 53H164V52H163ZM167 53H168V52H167ZM195 53H199V51H198V52H195ZM203 53H206V52H203ZM203 53H202V54H203ZM208 53H207V54H208ZM217 53H218V52H217ZM230 53H231V52H230ZM262 53H263V52H262ZM28 54H29V53H28ZM85 54H86V53H85ZM93 54H94V53H93ZM100 54H101V53H100ZM100 54H99V55H100ZM104 54H105V53H104ZM104 54H103V55H104ZM122 54H123V53H122ZM132 54H133V53H132ZM147 54H146V55H147ZM154 54H155V53H154ZM157 54H158V53H157ZM157 54H156V55H157ZM160 54L162 55V53H160ZM160 54H158V55H160ZM168 54H169V53H168ZM177 54H178V53H177ZM190 54H191V52H190ZM192 54H193V53H192ZM226 54H228V53L226 52ZM233 54H236V53H232V54H230V55H231L230 57L233 58L234 61L236 62L234 66L236 67V69H237L238 72L236 71V69H234V70L237 72V73L235 72V74H238V75H239V71H240V70H241V71L243 70V69H241V68H239V67L245 63V60H242V57H241V56L238 57L237 54H240V52H238V53L236 54V55H237V56H236L237 58H236L235 55H233ZM241 54H242V52H241ZM241 54H240V55H241ZM258 54H259V52H258ZM258 54H257V55H258ZM263 54H264V53H263ZM18 55H19V54H18ZM18 55H15V56L17 57ZM74 55H75V54H74ZM76 55H77V54H76ZM81 55H82V53H81ZM83 55H84V54H83ZM83 55H82V56H83ZM103 55H101V56H103ZM115 55H116V54H115ZM115 55H114V56H115ZM118 55H119V54H118ZM144 55H145V54H144ZM165 55H166V54H165ZM175 55H176V53H175ZM184 55H185V54H184ZM199 55H200V54H199ZM205 55H206V54H205ZM218 55H220V54H218ZM224 55H225V53H224ZM261 55H262V54H261ZM67 56H68V55H67ZM86 56H87V55H86ZM104 56H105V55H104ZM116 56H117V55H116ZM123 56H125V55H123ZM126 56H127V55H126ZM136 56H137V55H136ZM138 56H139V55H138ZM154 56H155V55H154ZM154 56H153V57H154ZM168 56H169V55H168ZM168 56H166V57H168ZM178 56H179V54H178ZM202 56H203V55H202ZM202 56H201V57H202ZM208 56H210V55H208ZM216 56H217V54H216ZM216 56L213 55V57H216ZM227 56H228V55H226V57H224V59L226 60V58H227V61H228V60H230L231 58H228ZM83 57H84V56H83ZM99 57H100V56H99ZM107 57H108V56H107ZM120 57H121V56H120ZM145 57H146V56H145ZM147 57H148V56H147ZM147 57H146V58H147ZM159 57H160V56H159ZM179 57H180V56H179ZM179 57H178V58H179ZM183 57H184V56H183ZM183 57H182V58H183ZM191 57H192V56H191ZM213 57H211V60H212ZM219 57H220V56H219ZM234 57H235V58H234ZM85 58H86V57H85ZM109 58H110V57H109ZM113 58H115V57H113ZM129 58H130V57H129ZM135 58H136V57H135ZM139 58H140V56H139ZM139 58H138V59H139ZM157 58H158V57H157ZM161 58H162V56H161ZM189 58H190V57H189ZM220 58H221V57H220ZM220 58H219V59H220ZM239 58H241V60L244 61V62H242L243 64L239 63V61H238ZM244 58H245V57H244ZM244 58H243V59H244ZM50 59H51V58H50ZM57 59H58V58H57ZM79 59H81V58H79ZM94 59H96V58H94ZM107 59H108V58H107ZM118 59H119V57H118ZM122 59H123V58H122ZM148 59H149V58H148ZM150 59H151V58H150ZM150 59H149V60H150ZM153 59H155V58H153ZM184 59H185V58H184ZM195 59H197V58H195ZM202 59H203V58H202ZM216 59H217V57H216ZM257 59H258V58H257ZM65 60H66V58H65ZM98 60H99V59H98ZM105 60H106V59H105ZM116 60H117V59H116ZM119 60H121V59H119ZM125 60H126V59H125ZM129 60H130V59H129ZM133 60H134V59H133ZM139 60H140V59H139ZM143 60H144V59H143ZM145 60H147V59H145ZM145 60H144V61H145ZM158 60H160V62H162L163 58H162V59H158ZM169 60H170V59H169ZM179 60H180V59H179ZM190 60H191V59H190ZM211 60H210V61H211ZM213 60H214V59H213ZM213 60H212V61H213ZM217 60H218V59H217ZM246 60H247V59H246ZM253 60H252V61H253ZM260 60L262 61V60H264V58H263V59H260ZM16 61H17V60H16ZM19 61H20V60H19ZM32 61H33V60H32ZM76 61H77V59H76ZM82 61H83V60H82ZM85 61H87V60H85ZM99 61H100V60H99ZM109 61H110V60H109ZM114 61H115V59H114ZM114 61H112V62H114ZM117 61H118V60H117ZM130 61H131V60H130ZM164 61H165V60H164ZM164 61H163V62H164ZM166 61H168V60H166ZM166 61H165V62H166ZM175 61H176V60H175ZM182 61H183V59H182ZM187 61H188V59H187ZM193 61H194V60H193ZM221 61H222V60H221ZM221 61H220V62H221ZM231 61H232V59H231ZM231 61H229V62H227V63L229 64ZM234 61H232L231 63L233 64ZM247 61H248V60H247ZM247 61H246V62H247ZM26 62H27V61H26ZM34 62H35V60H34ZM57 62H58V61H57ZM62 62H64V61H62ZM66 62H67V61H66ZM87 62H88V61H87ZM92 62H93V61H92ZM101 62H102V61H101ZM165 62L162 63V65H163V64L165 65ZM190 62L192 63V61H190ZM196 62H197V61H196ZM199 62H200V61H199ZM199 62H198V63H199ZM201 62H202V61H201ZM223 62H226V61H223ZM253 62H256V60H254ZM253 62H252V63H253ZM258 62H259V60L257 61V64H258ZM30 63H31V62H29V64H30ZM58 63H59V62H58ZM64 63H65V62H64ZM70 63H71V62H70ZM70 63H69V64H70ZM105 63H106V62H105ZM127 63H128V61H127ZM149 63H150V62H149ZM152 63H154V62H152ZM171 63H172V62H171ZM177 63H178V60H177ZM183 63H184V62H183ZM188 63H189V62H188ZM227 63H225V64H227ZM238 63L241 64V65H239ZM249 63H250V64H249ZM259 63H261V62H259ZM26 64H27V63H26ZM31 64H32V63H31ZM34 64H35V63H34ZM34 64H33V67L35 66ZM46 64H47V63H46ZM62 64H63V63H62ZM66 64H67V63H66ZM74 64H75V63H74ZM82 64H83V62H82ZM85 64H86V63H85ZM98 64H99V63H98ZM102 64H103V63H102ZM109 64H111V63H109ZM120 64H121V63H120ZM124 64H126V63H124ZM124 64H123V65H124ZM140 64H141V63H140ZM143 64H145V63H143ZM159 64L161 65V63H159ZM159 64H157V65H159ZM168 64H169V63H168ZM175 64H176V63H175ZM179 64H180V62L178 63V65H179ZM194 64H195V63H194ZM228 64H227V65H228ZM232 64H230L231 67H230V65L227 66V67H230V69L226 67L227 72H226V70H223V71H225L226 73H228V72L231 70L230 72H232L233 74H230V76H229V74H227V75L229 76V78H232V77H233L232 79H235L237 76L234 78L235 75H234V72H233V70H232V68H233L234 66H233ZM236 64H238V65L236 66ZM246 64H247V63H246ZM246 64H245V65H246ZM255 64H256V63H255ZM255 64L253 63V65H252V64H251V61H250V62H248V65H247V66L243 65V68H245L244 71L247 69V67L250 68L249 66H254V67H256L257 64H256V66H255ZM263 64H264V62H263ZM64 65H65V64H64ZM87 65H88V64H86V67H87ZM100 65H101V64H100ZM106 65H108V63H107ZM111 65H113V64H111ZM111 65H110V68L112 67ZM123 65H122V66H123ZM128 65H129V64H128ZM133 65H134V64H133ZM154 65H155V64H154ZM157 65H156V67H158ZM162 65H161V66H162ZM164 65H163V68H161V70H165L166 67H165ZM171 65H172V64H171ZM171 65H170V66H171ZM185 65H186V64H184L183 66H185ZM213 65H214V64H213ZM215 65H216V62H215ZM26 66H28V65H26ZM29 66H30V65H29ZM71 66H72V65H71ZM77 66H78V65H77ZM92 66H94V64H93ZM115 66H116V65H115ZM118 66H119V65H118ZM125 66H126V65H125ZM138 66H139V65H138ZM147 66H148V65H147ZM147 66H146V67H147ZM166 66H169V65H166ZM175 66H176V65H175ZM181 66H182V65H181ZM194 66H195V65H194ZM206 66H207V64H206ZM209 66H211V65H209ZM216 66H217V65H216ZM225 66H226V65H224V67H225ZM244 66H245V67H244ZM35 67H36V66H35ZM35 67H34V68H35ZM63 67H64V66H63ZM84 67H85V66H84ZM94 67H95V66H94ZM100 67H104V66L102 65V66H100ZM131 67H132V66H131ZM141 67H142V66H141ZM153 67H155V66H153ZM164 67H165V68H164ZM179 67H180V66H178V68H179ZM198 67H199V66H198ZM211 67H212V66H211ZM213 67H215V66H213ZM217 67L219 68V66H217ZM222 67H223V66H222ZM224 67H223V69H224ZM235 67H234V68H235ZM237 67H238L240 70H238ZM77 68H78V67H77ZM79 68H80V67H79ZM79 68L76 69V70H79ZM114 68H115V67H114ZM132 68H133V67H132ZM150 68H151V67H150ZM150 68H149V69H150ZM159 68H160V66H159L157 69L159 70ZM170 68H172V67H170ZM182 68H183V67H182ZM182 68H181V69H182ZM185 68H186V67H184V69H185ZM187 68H188V67H187ZM205 68H206V67H204V65H203L202 67H200V69H202L201 72H204V74L202 73V74H203L202 76H206V75H207V74H205V70H206ZM218 68H217V69H218ZM252 68H253V67H252ZM252 68H250V69H252ZM258 68H259V71H260V72H261V71L264 72V71L262 70V68H261V70H260V67H258ZM65 69H66V65H65ZM70 69H71V68H70ZM72 69H73V68H72ZM81 69H82V68H81ZM106 69H107V68H106ZM112 69H113V68H112ZM116 69H117V68H116ZM125 69H126V68H125ZM166 69H167V68H166ZM198 69H199V68H198ZM207 69H208V68H207ZM212 69H213V68H212ZM217 69H216V70H217ZM228 69H229V71H228ZM26 70H27V69H26ZM33 70H35V69H33ZM123 70H124V69H123ZM136 70H137V69H136ZM143 70H144V68H143ZM152 70H153V69H152ZM152 70H151V71H152ZM155 70H156V69H155ZM169 70H170V69H169ZM169 70H168V72H171V70H170V71H169ZM173 70H174V69H173ZM209 70H211V69H209ZM220 70H221V69H220ZM20 71H21V70H20ZM30 71H31V70H30ZM58 71H59V70H58ZM97 71H98V70H97ZM108 71H109V70H108ZM108 71H106V72H108ZM120 71H122L121 68H120ZM125 71H126V70H125ZM132 71H133V70H132ZM134 71H135V70H134ZM141 71H142V70H141ZM148 71H149V70H148ZM153 71H154V70H153ZM153 71H152V72H153ZM179 71H180V70H179ZM186 71H187V70H186ZM188 71H189V69H188ZM188 71H187L186 73H189ZM223 71H221V72H223ZM241 71H240V73H241ZM244 71H243V75H242V73H241V74H240V77H237V78L240 80V83H241V79H243V78H241V77L244 76V74H245L244 77L249 76V75L246 74L247 71H248V69H247V71H246L245 73H244ZM26 72H27V71H26ZM34 72H35V71H34ZM56 72H57V71H56ZM73 72H74V69H73ZM84 72H85V71H84ZM95 72H96V71H95ZM98 72H99V71H98ZM98 72H97V73H98ZM115 72H116V71H115ZM118 72H119V71H118ZM123 72H124V71H123ZM139 72H140V71H139ZM146 72H147V71H146ZM158 72H159V71H158ZM158 72H157V73H158ZM160 72H161V71H160ZM166 72H167V70H166ZM166 72H165V73H166ZM168 72H167V74H168ZM175 72H176V70H175ZM192 72H193V71H192ZM192 72H191V73H192ZM215 72H216V71H215ZM221 72H220V73H221ZM230 72H229V73H230ZM250 72H251V70H250ZM252 72L254 73V69H253ZM256 72H257V69H256ZM21 73H22V72H21ZM27 73H28V72H27ZM27 73H26V74H27ZM54 73H55V72H54ZM60 73H61V72H60ZM62 73H63V72H62ZM76 73H77V72H76ZM130 73H131V72H130ZM142 73H144V71L141 72V74H142ZM147 73H148V72H147ZM147 73H146V75H147ZM157 73L155 72L153 75H155V74H157ZM162 73H163V72H162ZM210 73H211V72H210ZM216 73H217V72H216ZM216 73H214V75H216ZM223 73H224V72H223ZM257 73H258V72H257ZM257 73H256V74H257ZM18 74H19V73H18ZM26 74H24V75H26ZM31 74H32V73H31ZM46 74H47V73H46ZM58 74H59V73H58ZM64 74H65V73H64ZM70 74H71V73H70ZM73 74H74V73H73ZM77 74H78V73H77ZM92 74H94V73H92ZM105 74H106V73H105ZM120 74H121V73H120ZM132 74H133V73H132ZM132 74H131V75H132ZM149 74H151V72H150ZM158 74H159V73H158ZM180 74H181V73H180ZM180 74H177V75H179L178 77H180V78L183 77V76H180ZM211 74H212V73H211ZM260 74H261V73H260ZM260 74H259V75H260ZM262 74H264V73H262ZM262 74H261V76H258V74H257V78H256V79H257L258 81H255V80H256V79H255V80H253V82L255 81V82L259 83V84H254L255 82H254V83L252 82V84H254L253 86H251L252 84L250 85V83H248V82H251V80H248V81H247L246 78L243 79L244 82H245V83H244V82L242 81V83L245 84V85L243 86V90H240V87L237 85V84H239V83H238L239 80H238L237 78L235 79L236 81H235V80L232 81L234 84H235V82H236L235 85H237V90L240 91V94H241V95L238 96L239 93H237V97H238V98H237L236 95H235V96H232V95H233V93H232L231 96L229 95L230 98L232 97V99H230V98H229L230 100H229V99H226V101H228V102L230 101L229 103L232 102L233 98L235 99V100H233L234 103L232 102V105H231V106H233V107H231L230 104H229L228 102H223V103H222L223 105L228 103L227 105L223 106V108L226 107V106H227V107L229 106V108H224V109H223V108L221 107L222 105L220 106V105H218V103H216V104H215V107L218 105V106H217L218 110H217V108H215V109H216L215 112L218 111V114H220L219 111H222V110H223V112L221 113L220 116H219L218 114H216L217 112H216V113L214 112V114H216V115H213V114H212L213 111H214V107H213L214 104H213V105L211 104L212 107H213L212 110L210 109V110H211V115H209L210 112L206 110L207 112H209V113H207L208 116H209V117H207V118H208V120L211 122L210 124H212V126L210 125V127H213V130H212V128H211L212 132L209 131V132L211 133V134H209L210 136H208L209 138L207 137V135L205 136V137H207V139H205V140H206V141H205V144L207 145L206 147H209V149H212V151H213V149H214V151H215V150H219V149H217V148H218V146H217L218 144H217V143L222 142V140H223V142L220 143L219 145L223 146V145H225V144H223V143H227L226 145H227L228 147H227L226 151H225V152H224V150H220V151H223V152H220V151H219L222 155H221V158H218V160L221 159V161H220L219 163H221V164L223 165V167L225 166L226 168H227V167L230 168V169H229V170H230V174H232L233 177H232V178H230V177L228 178V176H227V177L225 176V177L228 178V179H225V180L223 179V180H224V183H223L224 185H223V186H225V184H226V186L229 188V190H230V192H231V193H230V192L228 191V189L225 188V190H227V191L229 192L228 195H225V194H222V192H221V191H223L222 188H221V191H220V192H219V190L217 189V188H218V182H219V181L216 183L217 185L215 184L217 187H216L215 189L213 188V191H214V192L211 191V190H212V187H213L214 184H213L212 181L210 180L211 178H210V179L207 178L209 175H207V173H206V175H207L206 178H207L208 180H210V181H205V182H206V185L209 184V183H207V182H210V184L212 183V184H211V190H210V191H211L214 195H213L211 192L209 193V190L206 189L207 191L205 190V191H206L205 196L207 195V192L209 193V195L212 194L211 196H216V195H218V196L215 197V198L218 199V200H220V201H222V203L224 202L223 199H224L225 197H229V200H228V198H227V199H224V200H227V201H230V200H231V201H232L233 199H230V198H231V195L234 196L233 198H235V196H236L237 198H239L238 200H242V201H243V204H247V207H248V206L250 207V210L247 211V212H248V217L251 218V219H249V220H250V221L252 222V224L254 225V227H252L253 225H251V224L247 225V224H248V223H247V224H246L247 227L249 226L247 229H245V228H246L245 226H244L245 228H244V227H241L243 230H248V233H246V232L244 231V233H242V234H243V235H244L245 233H246V234H245L243 237L240 235L242 238H241L240 236H239V237L237 236L239 239L235 237V234H233V230H232L233 228L231 229V231H232L231 234H233L234 237H231V234H228V235H230L231 238L236 239V241H237V239H238L237 242L232 243V244H237V246H236V245H235L236 247L229 246L230 242H233L234 240H232V241H229V240H228V242L221 241V242L223 243V246H224L226 243H228V245L226 244L227 247L229 246V247L232 248V249H231V248H228V249H230V250H229L230 253L232 252L233 248H234V250H233L234 252H232V253H233V256H232V254L227 253L228 251L226 250V251H227V252H226L225 249H224V252H226V255H224V254H223V251H221V250H223V249H222L223 247H222V246H220V247L216 246V247H218V248H221V247H222L221 250H220L219 252H222L221 254H223V256H220V255H221L220 253H219L220 255L217 254V255L219 256V257H218V256L216 257V260H217L218 264H264V122L262 123V121H264V118H263V117H264V115H263V112H264V111H262V113H261L260 110H257V111H260L259 114H253L254 112H252V113L250 114V112L253 111V110H252V109H253L252 107H254V108L256 107V105L253 104V103H255V102H260V103H261V101L264 100V99H263V97H264V78H263V77H264V76H263ZM22 75H23V74H22ZM29 75H30V74H29ZM35 75H36V74H35ZM35 75H34V76H35ZM100 75H101V73H100ZM108 75H109V74H108ZM133 75H134V74H133ZM133 75H132V76H133ZM138 75H139V74H138ZM151 75H152V74H151ZM159 75H160V74H159ZM169 75H171V74H169ZM172 75H173V74H172ZM183 75L185 76V74H183ZM188 75H189V74H188ZM190 75H191V74H190ZM193 75H194V74H193ZM195 75H196V74H195ZM212 75H213V74H212ZM214 75H213V76H214ZM232 75H233V76H232ZM250 75L253 76L254 74H250ZM30 76H31V75H30ZM37 76H38V75H37ZM42 76H43V75H42ZM42 76H41V78H42ZM47 76H48V75H47ZM58 76H59V75H58ZM96 76H97V75H96ZM121 76H122V75H121ZM162 76H163V74H162ZM162 76L160 75V77H162ZM164 76H165V75H164ZM223 76H224V74H223ZM252 76H251V77H252ZM22 77H24V76H22ZM25 77H26V76H25ZM32 77H33V76H32ZM44 77H45V76H44ZM97 77H98V76H97ZM107 77H108V76H107ZM109 77H110V76H109ZM122 77H123V76H122ZM126 77H127V75H126ZM133 77H134V76H133ZM135 77H136V76H135ZM141 77H142V76H141ZM147 77H148V76H147ZM166 77L168 78L169 76H166ZM176 77H177V76H176ZM178 77H177V78H178ZM185 77H187V76H185ZM185 77H183V79H184ZM190 77H191V76H190ZM190 77H189V78H190ZM198 77H199V76H198ZM210 77H211V75H210ZM249 77H250V76H249ZM249 77H248V79H249ZM259 77H262V78L258 79ZM0 78H1V77H0ZM19 78H20V76H19ZM19 78H18V80H19ZM34 78H35V77H34ZM46 78H47V77H46ZM59 78H60V77H59ZM79 78H80V77H79ZM88 78H89V77H88ZM93 78H94V77H93ZM98 78H99V77H98ZM124 78H125V77H124ZM124 78H123V79H124ZM149 78H150V76H149ZM156 78H157V75H156ZM164 78H165V77H164ZM174 78H175V77H174ZM191 78H192V77H191ZM191 78H190V79H191ZM194 78H195V77H194ZM194 78H193V79H194ZM199 78H201V75H200ZM202 78H203V77H202ZM204 78H205V80H206V78L209 79L208 76H206V77H204ZM204 78H203V79H204ZM221 78H222V77H221ZM224 78H225V77H223V79H224ZM226 78H227V77H226ZM23 79H24V78H23ZM39 79H40V78H39ZM42 79H43V78H42ZM69 79H70V78H69ZM74 79H75V78H74ZM76 79H77V78H76ZM76 79H75V80H76ZM111 79H112V78H111ZM136 79H137V78H136ZM136 79H135V80H136ZM151 79H152V78H151ZM160 79H162V78H160ZM160 79H158V80H160ZM172 79H173V78H172ZM190 79H188V80L190 81ZM217 79H218V78H217ZM232 79H231V80H232ZM1 80H3V79H1ZM1 80H0V83H2ZM46 80H47V79H46ZM67 80H68V79H67ZM67 80H66V82L69 81V80H68V81H67ZM70 80H71V79H70ZM108 80H109V78H108ZM117 80H118V79H117ZM121 80H122V79H121ZM131 80H132V79H131ZM135 80H134V81H135ZM148 80H149V79H148ZM148 80H147V82H148V84H149V81H148ZM175 80H176V79H175ZM178 80H180V79L178 78ZM181 80H182V79H181ZM188 80H186V81H188ZM191 80H192V79H191ZM196 80H197V79H196ZM200 80H201V79H200ZM229 80H230V79H229ZM237 80H238V82H237ZM259 80H260V81H259ZM4 81H5V80H4ZM4 81H3V82H4ZM9 81H10V80H9ZM34 81H35V80H34ZM34 81H33V82H34ZM47 81H49V80H47ZM54 81H55V79H54ZM56 81H58V80H56ZM62 81H63V80H62ZM87 81H88V83L90 82L89 79H87ZM114 81H115V80H114ZM122 81H123V80H122ZM155 81H156V79L154 80V82H155ZM160 81H161V80H160ZM186 81H185V82H186ZM193 81H194V80H193ZM193 81H192V82H193ZM198 81H199V80H198ZM201 81H202V80H201ZM210 81H211V79H210ZM213 81H214V80H213ZM33 82L31 81V83H33ZM37 82H38V81H37ZM50 82H51V81H50ZM82 82H83V80H82ZM91 82H92V80H91ZM117 82H118V81H117ZM145 82H146V81H145ZM151 82H152V80H151ZM151 82H150V83H151ZM166 82H167V81H166ZM192 82H191V83H192ZM206 82H208V81H206ZM215 82L220 83L219 81H215ZM227 82H229V81L226 80V83H227ZM27 83H29V82H27ZM31 83H30V84H31ZM53 83H54V82H53ZM61 83H63V82H61ZM102 83H103V82H102ZM120 83H121V81L119 82V84H120ZM126 83H127V82H126ZM142 83H143V82H142ZM158 83H159V82H158ZM173 83H174V81L172 82V85H174V86H173V89L175 90V89L178 88V87H177V83H178V81H177L176 84H173ZM182 83H184V82L182 81ZM186 83H187V82H186ZM188 83H189V82H188ZM188 83H187V84H188ZM193 83H194V82H193ZM195 83H196V82H195ZM223 83H224V82H223ZM223 83H221V84H223ZM226 83H224V85H225ZM242 83H241V84H242ZM246 83H248L249 87H247ZM4 84H5V83H4ZM13 84H14V83H13ZM13 84H12V85H13ZM30 84H29V85H30ZM49 84H51V83H49ZM54 84H55V83H54ZM127 84H128V83H127ZM127 84H126V85H127ZM130 84H131V83H130ZM151 84H152V83H151ZM155 84H156V83H155ZM161 84H162V82H161ZM161 84H160V85H161ZM170 84H171V83H170ZM189 84H190V83H189ZM201 84H202V82H201ZM203 84H204V83H203ZM203 84H202V85H203ZM243 84H242V85H243ZM2 85H3V84H2ZM10 85H11V84H10ZM32 85H34V84H32ZM38 85H39V84H38ZM60 85H61V84H60ZM66 85H67V84H66ZM66 85H65V86H66ZM79 85H80V84H79ZM79 85H78V86H79ZM100 85H101V84H100ZM103 85H106V84H103ZM121 85H122V84H121ZM128 85H129V84H128ZM133 85H134V84H133ZM135 85H136V84H135ZM153 85H154V83H153ZM157 85H158V84H157ZM157 85H156V86H157ZM160 85H159V86H160ZM163 85H165V83H163ZM167 85H168V87H169L168 82H167ZM180 85H181V84H180ZM182 85L184 86V84H182ZM191 85H193V84H191ZM202 85H201V86H202ZM205 85H206V84H205ZM208 85H209V83H208ZM208 85H207V86H208ZM224 85H223V86H224ZM227 85H228V83H227ZM229 85H231V84H229ZM232 85H233V84H232ZM235 85H234V86H235ZM30 86H31V85H30ZM51 86H52V85H51ZM54 86H55V85H54ZM81 86H83V85H81ZM81 86H80V87H81ZM87 86H88V85H87ZM107 86H108V85H107ZM107 86H106V87H107ZM115 86H116V85H115ZM130 86H132V85H130ZM144 86H145V84H144ZM148 86H149V85H148ZM148 86H147V84H146V87H147V88H149ZM151 86H152V85H151ZM159 86H158L157 88H159ZM170 86H171V85H170ZM201 86H200V87H201ZM213 86H214V85H213ZM213 86H212V87H213ZM217 86H218V85H217ZM240 86H241V85H240ZM245 86L248 88L247 91H246V87H245ZM250 86H251V87H250ZM3 87H4V85H3ZM42 87H43V86H42ZM71 87H72V85H71ZM75 87H76V86H75ZM80 87H78V89H79ZM92 87H93V86H92ZM95 87H96V86H95ZM123 87H124V86H123ZM133 87H135V86H132V88H133ZM146 87H144V88H146ZM164 87H165V86H164ZM180 87H181V86H180ZM200 87H199V85H198V88H200ZM209 87H210V86H209ZM219 87L221 88V86H219ZM225 87H226V86H225ZM244 87H245V89H244ZM0 88H2V86H1ZM10 88H11V87H10ZM31 88H32V86H31ZM43 88H44V87H43ZM45 88H46V87H45ZM61 88H62V87H61ZM67 88H68V87H67ZM72 88H74V87H72ZM83 88H84V87H83ZM89 88H90V86H89ZM109 88H110V87H109ZM132 88H131V91H132ZM136 88H137V86H136ZM154 88H155V87H154ZM154 88H153V89H154ZM184 88H185V86H184ZM194 88H195V87H194ZM203 88H204V87H203ZM213 88H214V87H213ZM220 88H219V89H220ZM223 88H224V87H223ZM227 88H229V86H228ZM230 88H231V89L233 88L232 91H234V90L236 89V86H235V89H234L233 86H231ZM230 88H229V89H230ZM238 88H239V89H238ZM241 88H242V87H241ZM249 88H252V89L255 88L254 90L257 89L258 92L255 93L254 90L251 89V90H252V91H251ZM34 89H35V88H34ZM104 89H105V88H104ZM142 89H143V87H142ZM165 89H166V88H165ZM165 89H164V90H165ZM179 89H180V88H179ZM185 89H187V88H185ZM195 89H197V88H195ZM206 89H208V88H206ZM206 89H204V91H205ZM214 89H216V88H214ZM214 89H213V90H214ZM225 89H226V88H225ZM32 90H33V89H32ZM46 90H48V89H46ZM50 90H51V89H50ZM70 90H71V88H70ZM74 90H75V89H74ZM76 90H77V89H76ZM79 90H80V89H79ZM81 90H82V89H81ZM83 90H84V89H83ZM90 90H91V89H90ZM90 90H89V91H90ZM124 90H125V89H124ZM133 90H134V88H133ZM136 90H138V89H136ZM136 90H135V91H136ZM143 90H144V89H143ZM149 90H150V89H149ZM158 90H159V89H158ZM158 90H157V92H158ZM169 90H170V88H169ZM174 90H173V91H174ZM182 90H184V89H182ZM188 90H189V88H188ZM201 90H203V89H201ZM201 90H200V91H201ZM211 90H212V89H211ZM226 90H227V89H226ZM237 90H236V91H237ZM249 90H250L252 93H253V91H254V93L252 94L251 92H249ZM2 91H3V90H2ZM5 91H6V90H5ZM5 91H4V92H5ZM10 91H12V90H10ZM41 91H42V90H41ZM54 91H55V90H54ZM71 91H72V90H71ZM71 91H70V92H71ZM84 91H85V90H84ZM87 91H88V90H87ZM87 91H86V92H87ZM89 91H88V93H90ZM113 91H114V89H113ZM118 91H119V90H118ZM125 91H126V90H125ZM152 91H153V90H152ZM173 91H171V92H173ZM177 91H178V90H177ZM177 91L174 93V95L177 93ZM179 91H180V90H179ZM179 91H178V92H179ZM185 91H186V90H185ZM194 91H196V90H194ZM194 91H193V94L195 93ZM197 91H198V90H197ZM206 91H208V93H209V89L206 90ZM220 91L222 92V90H219L218 92H220ZM227 91H228V90H227ZM236 91H234V93H235ZM242 91H243V93H241ZM245 91H246V92H245ZM33 92L35 93L36 90H34ZM39 92H40V91H39ZM72 92H73V91H72ZM77 92H78V91H77ZM86 92H85V93H86ZM120 92H121V91H119V93H120ZM123 92H124V91H123ZM136 92H137V91H136ZM138 92H140V91H138ZM138 92H137V93H138ZM165 92H167V94H168V91H165ZM187 92H188V91H187ZM187 92H186V93H187ZM189 92L192 93V91H190V90H189ZM189 92H188V93H189ZM202 92H203V91H202ZM202 92H201V93H202ZM229 92H231V91H229ZM52 93H53V92H52ZM60 93H61V92H60ZM75 93H76V92H75ZM79 93H80V92H79ZM83 93H84V92H83ZM91 93H92V92H91ZM100 93H101V92H100ZM105 93H106V92H105ZM109 93H110V92H109ZM119 93H118V94H119ZM126 93H128V92L126 91ZM126 93H125V95H123V97H125V96L128 95V94H126ZM133 93H134V92H133ZM140 93H146V92H143V91H142V92H140ZM152 93H153V92H152ZM159 93H160V92H159ZM169 93H170V92H169ZM181 93H182V92H181ZM191 93H189V94H191ZM196 93H197V92H196ZM196 93H195L194 96H197ZM198 93H199V91H198ZM223 93H225V92H223ZM223 93H221V94H223ZM245 93H248V96H247ZM0 94H1V93H0ZM44 94H45V93H44ZM49 94H50V93H49ZM70 94H71V93H70ZM94 94L97 95L96 93H94ZM116 94H117V92H116ZM130 94H132V93H130ZM135 94H136V93H135ZM147 94H148V93H147ZM183 94H184V91H183ZM189 94H188V96H189ZM193 94H191V98L193 97ZM199 94H200V93H199ZM204 94H205V93H204ZM204 94H203V96H204ZM214 94H215V93H214ZM250 94L252 95V99H251L252 101L249 100V97H251ZM3 95H5V93H4ZM54 95H56V94H54ZM58 95H59V94H57V96H58ZM64 95H65V94H64ZM78 95H79V94H78ZM91 95H93V94H91ZM137 95H139V94H137ZM137 95H136V96H137ZM141 95H142V94H141ZM151 95H153V94H151ZM154 95H155V94H154ZM168 95H169V94H168ZM170 95H171V94H170ZM177 95H178V94H177ZM186 95H187V94H186ZM210 95H213V94L210 93ZM225 95L228 97L227 92L225 93ZM59 96H60V95H59ZM70 96H71V95H70ZM97 96H98V95H97ZM110 96H111V94H110ZM113 96H114V95H113ZM129 96H130V95H129ZM143 96H144V94H143ZM161 96H162V95H161ZM206 96H208L207 93H206ZM206 96H205V97H206ZM213 96H214V95H213ZM244 96H245V98H244ZM246 96H247V97H246ZM93 97H96V96H93ZM104 97H105V96H104ZM127 97H128V96H127ZM140 97H141V96H140ZM140 97H139V98H140ZM147 97H148V96H147ZM154 97H155V96H154ZM156 97H157V96H156ZM162 97H163V96H162ZM164 97H165V96H164ZM166 97H167V96H166ZM172 97H173V95H172ZM175 97H177V96H175ZM182 97H183V96H182ZM185 97H186V96H185ZM189 97H190V96H189ZM189 97H188V98H189ZM201 97H202V96H201ZM201 97H200L199 99H201ZM208 97H210V96H208ZM211 97H212V96H211ZM220 97L223 98V96H221V95H220ZM220 97H219V98H220ZM239 97H240V98L242 97V98L240 99ZM4 98H6V96H5ZM44 98H45V97H44ZM50 98H51V97H50ZM52 98H53V97H52ZM57 98H58V97H57ZM83 98H84V97H83ZM86 98H87V97H86ZM100 98H101V97H100ZM100 98H99V99H100ZM111 98H112V96H111ZM113 98H114V97H113ZM113 98H112V99H113ZM116 98H117V97H116ZM133 98H134V97H133ZM137 98H138V97H137ZM139 98H138V101H139ZM141 98H143V97H141ZM144 98H145V97H144ZM150 98H151V97H150ZM158 98H159V96H158ZM160 98H161V97H160ZM173 98H174V97H173ZM188 98H187V99H188ZM191 98H190V99H191ZM193 98H194V97H193ZM196 98H197V97H196ZM196 98H195V99H196ZM202 98H203V97H202ZM206 98H207V97H206ZM215 98L218 99L216 96H215ZM243 98H244V99H243ZM1 99H2V98H1ZM39 99H41V98H39ZM48 99H49V98H48ZM66 99H67V98H66ZM79 99H81V98H79ZM112 99H111V101L113 102ZM114 99H115V98H114ZM117 99L121 100L122 97L119 96V98H117ZM123 99H124V98H123ZM123 99H122V100H123ZM129 99H130V98H129ZM131 99H132V98H131ZM170 99H171V98H170ZM170 99H169V100H170ZM175 99H176V98H175ZM178 99H179V98H178ZM184 99H186V98L183 97L182 100H184ZM204 99H205V98H204ZM208 99H209V98H208ZM208 99H207V100H208ZM211 99H212V98H210V100H211ZM216 99H215V100H216ZM223 99H225V98H223ZM2 100H3V99H2ZM55 100H56V99H55ZM55 100H54V101H55ZM64 100H65V99H64ZM89 100H90V99H89ZM96 100L99 101L98 98H97ZM124 100H125V99H124ZM126 100H127V99H126ZM126 100H125V101H126ZM134 100H135V99H134ZM134 100H133V101H134ZM145 100H146V99H145ZM155 100H156V99H155ZM160 100H161V99H160ZM163 100H164V99H163ZM165 100H166V98H165ZM182 100H181V101H182ZM191 100H192V99H191ZM201 100H203V99H201ZM201 100H200L199 102H201ZM207 100H206V101L204 100V101L207 102ZM215 100H214V103L217 102V101H215ZM221 100H222V99H221ZM5 101H6V100H5ZM50 101H51V100H50ZM67 101H68V100H67ZM79 101H80V100H79ZM83 101H84V100H83ZM105 101H106V99H105ZM109 101H110V100H109ZM115 101H117V100H115ZM133 101L128 102V100H127L128 103H132V104L136 105V103H134ZM136 101H137V99H136ZM136 101H135V102H136ZM141 101H142V100H141ZM151 101H152V100H151ZM161 101H162V100H161ZM171 101H174V100H171ZM171 101H170V102H171ZM181 101L179 100V102H181ZM184 101H185V100H184ZM184 101H183V102H184ZM204 101H203V102H204ZM211 101H213V99H212ZM218 101H220V100L218 99ZM235 101H236V102H235ZM254 101H255V102H254ZM45 102H46V101H45ZM45 102H44V103H45ZM85 102H86V101H85ZM89 102H90V101H89ZM91 102H92V101H91ZM91 102H90V103H91ZM93 102H94V101H93ZM95 102H96V101H95ZM102 102H103V98H102ZM102 102H101V103H102ZM106 102H107V101H106ZM145 102L147 103V101H145ZM153 102H154V100H153ZM159 102H160V101H158V103H159ZM168 102H169V101H168ZM179 102H178V103H179ZM190 102H191V101H190ZM194 102H196V101L194 100ZM194 102H192V103H194ZM221 102H222V101H221ZM0 103H1V102H0ZM52 103H54V102H52ZM63 103H64V102H63ZM63 103H62V104H63ZM82 103H83V102H82ZM96 103H97V102H96ZM118 103H120V102H118ZM142 103H143V101H142ZM146 103H144V104H145V105H148V104H146ZM148 103H149V102H148ZM161 103H162V102H161ZM161 103H159V104H161ZM171 103H173V102H171ZM171 103H170V104H171ZM187 103H188V104H187ZM196 103H197V102H196ZM201 103H202V102H201ZM208 103H209V102H208ZM210 103H211V102H210ZM212 103H213V102H212ZM251 103H252V104H251ZM260 103H258V105H259ZM2 104H3V103H2ZM60 104H61V103H60ZM60 104H59V105H60ZM75 104H76V102H75ZM109 104H110V103H109ZM113 104H114V102H113ZM113 104H112V105H113ZM156 104H157V103H156ZM162 104H163V103H162ZM164 104L166 105V103H164ZM170 104H167V105H170ZM199 104H200V103H199ZM202 104H203V106H205V103H202ZM219 104H220V102H219ZM256 104H257V103H256ZM261 104H262V108H261V109L263 110V109H264V106H263L264 103L262 102ZM261 104H260V105H261ZM39 105H40V104H39ZM52 105H54V104H52ZM80 105H81V104H80ZM99 105H101V104L99 103ZM102 105H104V104H102ZM118 105H119V104H118ZM123 105H126V104H123ZM127 105H128V104H127ZM134 105H132V106H134ZM139 105H140V104H139ZM145 105H143V106H145ZM149 105H150V104H149ZM154 105H155V104H154ZM172 105H174V104H172ZM180 105H182V104L179 103V106H180ZM186 105H187V106H186ZM196 105H197V104H196ZM254 105H255V106H254ZM260 105H259V106H260ZM1 106H2V105H1ZM56 106H57V105H56ZM77 106H78V105H77ZM104 106H105V105H104ZM104 106H103V107H104ZM129 106H130V105H128V110H127L126 112H128V111L130 112V111H131L130 113H132L133 110L136 111V109H132L133 107L131 108V106H130V107H129ZM150 106H152V105H150ZM155 106H156V105H155ZM160 106H161V105H160ZM176 106H178V105H175V107H176ZM185 106H186V107H185ZM197 106H199V107L197 108ZM197 106H195V104H191V105H190V104H189V100H188V101L186 102V104H185V102H184V104L182 105V107H179V108H181L182 110H185V111H187V112H188V111H189V112H190V111L192 112V111H195V110H198V111H199V109L202 108L201 105H197ZM206 106H207V105H206ZM206 106L203 107L202 109H204V108L206 109ZM219 106H220V107H219ZM259 106H258V107H259ZM45 107H46V106H45ZM53 107H54V106H53ZM57 107H58V106H57ZM81 107H83V106H81ZM89 107H90V106H89ZM101 107H102V106H101ZM107 107H108V106H107ZM112 107H113V106H112ZM116 107H118V106H116ZM122 107H123V106H122ZM125 107H126V106H125ZM136 107H137V105H136ZM139 107H140V109L142 108L141 106H139ZM139 107H138V108H139ZM148 107H149V106H148ZM148 107H147L146 109H148ZM161 107H162V106H161ZM168 107H169V106H168ZM171 107H172V106H171ZM184 107H185L186 109H183ZM209 107H211V106H209ZM209 107H207V108H209ZM230 107H231V110H230ZM260 107H261V106H260ZM260 107H259V108H260ZM0 108H1V107H0ZM43 108H44V107H43ZM58 108H59V107H58ZM85 108H86V107H85ZM87 108H88V107H87ZM97 108H98V106H97ZM99 108H100V107H99ZM104 108L106 109V107H104ZM104 108H103V109H104ZM120 108H121V107H120ZM126 108H127V107H126ZM130 108H131L132 110H131ZM144 108H145V107H144ZM154 108H155V107H154ZM165 108H166V107H165ZM165 108H164V110H165ZM179 108H178V109H179ZM219 108H221L222 110H219ZM1 109H2V108H1ZM38 109H39V108H38ZM38 109H37V111H38ZM55 109H56V108H55ZM55 109H54V110H55ZM61 109H63V108H61ZM81 109H82V108H81ZM91 109H93V108H91ZM103 109H102V110H103ZM116 109H117V108H116ZM118 109H119V108H118ZM118 109H117V110H118ZM123 109H124V108H123ZM152 109H153V108H152ZM155 109H156V108H155ZM155 109H154V110H155ZM157 109H158V106H157ZM159 109H160V108H159ZM166 109H167V108H166ZM178 109H177V111L179 112L180 110H178ZM202 109L199 111V114L202 112ZM40 110H42V109H40ZM57 110H58V109H57ZM59 110H60V109H59ZM73 110H75V109H73ZM87 110H89V108H88ZM100 110H101V109H100ZM109 110H110V109H109ZM120 110H122V108H121ZM120 110H118V111H120ZM148 110H150V109H148ZM162 110H163V107H162ZM164 110H163V111H164ZM167 110H169V109H167ZM171 110H172V109H171ZM171 110H170V111H171ZM173 110H174V109H173ZM1 111H2V110H1ZM48 111H49V110H48ZM50 111H51V110H50ZM67 111H68V110H67ZM84 111H86V110H84ZM84 111H83V112H84ZM112 111H113V110H112ZM112 111H111V112H112ZM115 111H116V110H115ZM118 111H117V114H119ZM137 111H138V110H137ZM142 111H143V110H141L140 112H142ZM156 111H157V110H156ZM156 111L153 112V113H156V114H157ZM170 111H167V113L170 112ZM198 111H197V112H198ZM204 111H205V110H204ZM204 111H203V112H204ZM254 111H255V110H254ZM55 112H56V111H55ZM58 112H59V111H58ZM70 112H71V111H70ZM70 112H68V113L72 115V113H70ZM79 112H80V111H79ZM83 112H82V113H83ZM88 112H89V111H88ZM91 112H92V111H91ZM91 112H90V113H91ZM97 112H98V111H97ZM101 112H102V111H101ZM104 112H105V111H104ZM113 112H114V111H113ZM122 112H124V110H123ZM133 112H134V111H133ZM143 112H144V111H143ZM143 112H142V113H143ZM146 112H147V111H146ZM148 112H149V111H148ZM150 112H151V111H150ZM171 112H172V111H171ZM175 112H176V110H175ZM182 112H183V111H182ZM191 112H190V113H191ZM34 113H35V112H34ZM53 113H54V112H53ZM56 113H57V112H56ZM60 113H61V112H60ZM73 113H74V112H73ZM75 113H76V112H75ZM86 113H87V112H86ZM99 113H100V112H99ZM124 113H125V112H124ZM130 113H128V115H129ZM153 113H152V114H153ZM179 113L181 114V116H183L182 113H181V111H180ZM190 113H189V115H190ZM192 113H194V112H192ZM257 113H258V112H257ZM23 114H24V113H23ZM26 114H27V113H26ZM28 114H29V113H28ZM28 114H27V115H28ZM35 114H36V113H35ZM35 114H34V115H35ZM80 114H81V112H80ZM97 114H98V113H97ZM108 114H109V113H108ZM113 114H114V113H113ZM121 114H122V113H121ZM139 114H140V113H139ZM143 114H145V113H143ZM147 114H148V113H147ZM159 114H160V113H159ZM162 114H163V113H162ZM162 114H161V115H162ZM169 114H170V113H169ZM172 114H174V113H172ZM183 114H184V113H183ZM186 114H188V113H186ZM199 114L197 113L196 115L199 116ZM205 114H206V113H205ZM31 115H32V114H31ZM36 115H37V114H36ZM52 115H53V114H52ZM85 115H86V114H85ZM101 115H102V114H101ZM125 115H126V114H125ZM136 115H137V114H136ZM145 115H146V114H145ZM149 115H150V114H149ZM149 115H148V117H149ZM163 115H164V117L166 116L165 114H163ZM170 115H171V114H170ZM177 115H178V114H177ZM189 115H187V116H189ZM196 115H195V116H196ZM201 115H203V114H201ZM47 116H48V115H47ZM61 116H62V115L60 114V117H61ZM83 116H84V115H83ZM92 116H94V115L91 114V118H92ZM96 116H97V115H96ZM121 116H123V114L120 115V117H121ZM154 116H155V115H154ZM154 116H153V117H154ZM157 116H160V115H157ZM172 116H174V115H172ZM175 116H176V115H175ZM181 116H180V117H181ZM187 116H186V118H187ZM191 116H193V114H192ZM205 116H206V115H205ZM23 117H25V115H24ZM33 117H34V116H33ZM35 117H36V116H35ZM77 117H78V116H77ZM77 117H76V118H77ZM84 117H85V116H84ZM94 117H95V116H94ZM104 117H105V116H104ZM124 117H125V116H124ZM132 117H133V116H132ZM132 117H131V119L129 118L131 122H129L130 125H129L128 127H130V126H131V123H133V121H132V120H133ZM142 117H143V116H142ZM145 117H146V116H145ZM150 117H151V116H150ZM166 117H167V116H166ZM168 117H170V116H168ZM1 118H2V117H1ZM27 118H28V117H27ZM27 118H26V119H27ZM36 118H37V117H36ZM61 118H62V117H61ZM105 118H107V117H105ZM105 118H104V120H106ZM108 118H109V119H112V118H110V116H108ZM118 118H119V117H118ZM135 118L137 119V117H135ZM143 118H144V117H143ZM157 118H158V117H157ZM157 118L155 117L156 122H157V121L159 122L161 119L159 118L160 120H157ZM161 118H162V117H161ZM170 118H171V117H170ZM170 118H167V120L170 119ZM172 118H173V117H172ZM189 118L191 119L192 117H189ZM195 118H196V117H195ZM202 118H203V117H202ZM202 118H201V119H202ZM23 119H25V118H23ZM26 119H25V121H26ZM32 119H33V118H32ZM34 119H35V118H34ZM39 119H40V118H39ZM48 119H49V118H48ZM56 119H57V118H56ZM58 119H59V118H58ZM92 119H93V118H92ZM119 119H120V118H119ZM122 119H123V118H122ZM136 119H135V120H136ZM140 119H141V118H140ZM145 119H147V117H146ZM150 119H151V118H150ZM163 119H164V118H163ZM179 119H180V118H179ZM181 119H182V118H181ZM204 119H205V118H204ZM30 120H31V119H29V120L27 119V121L29 122V123H26V124H28V127L30 126V125H29V124H30ZM50 120H51V119H50ZM67 120H68V119H67ZM73 120H74V119H73ZM93 120H94V119H93ZM93 120H92V121H93ZM107 120H108V119H107ZM112 120H114V119H112ZM115 120H116V119H115ZM124 120H125V119H124ZM137 120H138V119H137ZM141 120H142V119H141ZM143 120H144V119H143ZM151 120H152V119H151ZM153 120H154V119H153ZM192 120H193V119H192ZM192 120H191V121H192ZM194 120H195V119H194ZM202 120H203V119H202ZM202 120H201V121H202ZM25 121H24V123H25ZM85 121H86V120H85ZM85 121H84V122H85ZM88 121H89V120H88ZM88 121H87V122H88ZM108 121H110V120H108ZM108 121H107V122H108ZM117 121H118V123H119V120H117ZM117 121H114V122H117ZM126 121H128V120H126ZM148 121H150V120L148 119ZM161 121H162V120H161ZM161 121H160V122H161ZM165 121H166V120H165ZM188 121H189V119H188ZM191 121H190V122H191ZM201 121H198V123L200 122V124H201ZM206 121H207V120H206ZM2 122H3V121H2ZM65 122H66V121H65ZM76 122H78V121L76 120ZM94 122H95V120H94ZM94 122H93V123H94ZM111 122H112V121H111ZM111 122H110V123H111ZM121 122H122V120H121ZM121 122H120V123H121ZM136 122H137V121H136ZM138 122H139V121H138ZM145 122H146V120H145ZM180 122H181V121H180ZM182 122H184V121H182ZM192 122H193V121H192ZM194 122H195V121H194ZM196 122H197V121H196ZM3 123H4V122H3ZM24 123H22V124H24ZM43 123H44V122H43ZM72 123H73V122H72ZM90 123H91V122H90ZM95 123H96V122H95ZM100 123H101V121H100ZM105 123H106V121H105ZM118 123H117V125H118ZM123 123H126V122H123ZM134 123H135V122H134ZM141 123H142V121H141ZM143 123H144V122H143ZM146 123H147V122H146ZM149 123H151V122H149ZM149 123H148V125H149ZM154 123H155V122H154ZM162 123H163V122H162ZM165 123H166V122H165ZM174 123H175V122H174ZM178 123H179V122H178ZM26 124H25V125H26ZM55 124H56V123H55ZM60 124H63V122L60 123ZM65 124H66V123H65ZM69 124H70V123H69ZM96 124H97V123H96ZM106 124H107V123H106ZM106 124H105V125H106ZM112 124H114V123H111V125H112ZM191 124H192V123H191ZM207 124H208V123H206V125H207ZM44 125H45V123H44ZM78 125H79V123H78ZM80 125H81V124H80ZM89 125H90V124H88V126H89ZM108 125H109V124H108ZM108 125H107V126H108ZM121 125H122V123H121ZM127 125H128V124H124V125H122V127H123L124 130L127 129V128H125ZM134 125H135V124H134ZM134 125H133V127L135 128ZM139 125H140V124H139ZM157 125H159V124H157ZM161 125H162V124H161ZM168 125H169V124H168ZM172 125H173V124H172ZM183 125H184V123H183ZM183 125H182L181 129L183 128ZM1 126H3V125H1ZM45 126H47V125H45ZM63 126H65V125H63ZM86 126H87V125H86ZM94 126H95V124L92 126V129H93V128H96V129H97V126H96V127H94ZM118 126H119V125H118ZM118 126H114V129H115L116 127L118 128ZM142 126H143V125H142ZM142 126H141V127H142ZM146 126H147V125H146ZM146 126H145L144 128H146ZM153 126H155V125H153ZM166 126H167V124H166ZM170 126H171V125H170ZM185 126H186V125H185ZM185 126H184V127H185ZM187 126H188V125H187ZM192 126H193V125H192ZM192 126H190V127H192ZM197 126H198V125H197ZM199 126H200V125H199ZM199 126H198V127H199ZM7 127H8V125H7ZM9 127H10V126H9ZM26 127H27V126H26ZM77 127H78V126H77ZM81 127H83V126H81ZM119 127H120L119 130H118V129H115V130L117 131L116 134L118 133V131L123 130V129H121V126H119ZM136 127H138V125H136ZM149 127H150V126H149ZM164 127H165V126H163V128H164ZM173 127H174V126H173ZM173 127L171 126L170 129L173 128ZM178 127H179V126H178ZM194 127H196V126H194ZM198 127H197V128H198ZM90 128H91V127H90ZM101 128H102V126H101ZM134 128H131V130L134 129ZM161 128H162V127H161ZM166 128H167V127H166ZM174 128H175V127H174ZM174 128H173V129H174ZM199 128H200V127H199ZM205 128H206V127H205ZM205 128H204V130H205ZM24 129H26V128H24ZM33 129H34V128H33ZM41 129H42V128H41ZM46 129H47V128H46ZM58 129H59V128H58ZM74 129H75V128H74ZM83 129H84V127H83ZM87 129H88V127H87ZM92 129H91V130L88 129V130L91 131L92 133H94L93 130L95 131L96 129H93V130H92ZM107 129H108V128H107ZM111 129L114 130L112 126H109V129H108V130L111 131ZM137 129H139V128H137ZM156 129H157V128H156ZM156 129L154 130L155 133H156ZM167 129H168V128H167ZM173 129H171V130H173ZM184 129H185V128H184ZM200 129H201V128H200ZM208 129L210 130V128H208ZM227 129H232V130H231L232 133H231V131H230V133H228L229 130L227 131ZM39 130H40V129H39ZM51 130H52V129H51ZM51 130H50V132H51ZM53 130H55V129H53ZM60 130H61V129H60ZM68 130H69V129H68ZM77 130H78V129H77ZM81 130H82V128H81ZM85 130H86V128H85L83 131H85ZM88 130H86V131H88ZM124 130H123V131H124ZM135 130H136V129H135ZM175 130H176L175 132H177V129H176V128H175ZM196 130H197V129H196ZM204 130H203V131H204ZM233 130H234V134H233ZM24 131H25V130H24ZM41 131H42V130H41ZM41 131H40V132H41ZM45 131H46V130H45ZM64 131H65V130H64ZM72 131H73V130H72ZM75 131H76V130H75ZM96 131H97V132H100V131H98V130H96ZM109 131L106 130L105 133H106V132L109 133ZM126 131H127V130H125V133H126ZM150 131H151V130H150ZM180 131H181V130H180ZM180 131L178 130L179 133H180ZM192 131H193V130H192ZM192 131H190V132H192ZM199 131H200V130H199ZM199 131H198V134H200ZM226 131H227V132H226ZM36 132H38V131H36ZM36 132H35V136H36ZM43 132H44V131H43ZM43 132H42V133H43ZM46 132H48V130H47ZM52 132H55V131H52ZM56 132H57V131H56ZM77 132H78V131H77ZM97 132H96V133H97ZM101 132H102V131H101ZM120 132H121V131H120ZM120 132H119V133H120ZM128 132H130V131H128ZM132 132H133V131H132ZM146 132H147V129H146ZM146 132H145V133H146ZM151 132H152V131H151ZM158 132H160V131H158ZM158 132H157V133H158ZM168 132H169V131H167L166 134H167ZM172 132H173V131L170 132V136H172V135H171ZM175 132H173V134H174ZM182 132H183V131H182ZM194 132H195V131H194ZM194 132H193V134H194ZM200 132H201V133H204V132H206V131H204V132L200 131ZM24 133H25V132H24ZM31 133H32V132H31ZM44 133H45V132H44ZM58 133H59V131H58ZM64 133H65V132H64ZM70 133H71V130H70ZM70 133H69V134H70ZM81 133H83V132H81ZM81 133H77L76 135H79V134H81ZM96 133H95V135H94V134H93V135L91 134L90 137H89V134H88V135H87L88 137L86 138V139H88V141L84 139V138H85L84 136H86V135H84V134H86V133L84 132V134H81V137H83L82 139H84L86 143H87V142H90L91 145H92L91 148H90V150L87 148V147H88L87 145H83V146H87V147H84V150L87 148L89 153H91L90 151H94V150H96L95 147H97V146L99 147V146H100L99 144H101V143H98V142L95 143V144H92V142H95V141H97V140L100 139V137H97V139L94 140V139L96 138V137H95L96 135H97V136H101V134H99V133L96 134ZM121 133H122V132H121ZM136 133H137V132H136ZM143 133H144V132H143ZM152 133H153V132H152ZM206 133H207V132H206ZM22 134H23V133H22ZM27 134H28V133H27ZM33 134H34V133H33ZM38 134H39V133H38ZM55 134H56V133H55ZM65 134H66V133H65ZM98 134H99V135H98ZM112 134H113V133H112ZM112 134H111V135L107 134V135H109V136H106V137L109 138V137L111 136L110 138L112 139L113 136H116L115 133L113 134V136H112ZM134 134H135V133H134ZM137 134L140 135V132L137 133ZM141 134H142V133H141ZM162 134H164V132H163ZM162 134H161V135H162ZM186 134H187V133H186ZM188 134H189V133H188ZM41 135H42V134H41ZM45 135H47V133H46ZM72 135H73V134H72ZM72 135H71V136H72ZM82 135H83V136H82ZM105 135H106V134H105ZM120 135H121V134H119V136H118V134H117V136H116V137H117V140H118V137H119V139H120ZM123 135H127V134H124V133H123V134L121 135V137H122ZM191 135H192V133H191ZM25 136H26V135H25ZM48 136H49V135H48ZM48 136H47V137H48ZM55 136L57 137L58 135H55ZM73 136H74V135H73ZM93 136H94V137H93ZM131 136H132V135H131ZM133 136H134V135H133ZM142 136H143V135H142ZM148 136H149V134H148ZM148 136H147V137H148ZM152 136H153V134H152ZM170 136H165V134H164V136H163V138H162V139H164V140H162V141H163V142L165 143V145H166V146H164V148L168 146L169 148H168V147H167V148H168L169 150H170V149L172 150L173 155L170 154V157L172 156V157H171L172 161L169 159L171 162H170V161H169V162L167 161L168 163H166V164H164V165H163L162 163H161L162 165H161V164H160V165L158 164V165L161 167V168L158 167V168H160V170H158V171H160L159 173H157L156 171H155V172H156V173H155V172L153 171V167H150V168H149V169L152 168V171L155 173L154 176L152 175V178L155 177L156 174H159V175H158V177H159L158 179L160 180V182L163 183V186H162L161 188H162V191L165 193V196L168 195V194L170 193V191H171V187H172V184H173V182L175 181L174 179L177 178L178 175L180 176V174H181V172L179 173L178 171H181V167H180V166L183 165L182 162H181V161H182V158H184V157H186L187 159H191V158H192V155H188V153H189L190 151H189V152L187 151V153H186L185 151L182 152L181 150L178 149L179 146H180L179 144H177L178 147H177V146L174 147V145H176V141H175V143H174V142H173V140H174V139H173V136H172V138H171ZM177 136H178V134H177ZM179 136H180V134H179ZM183 136H184V135H183ZM199 136H200V135H199ZM202 136H204V134H203ZM51 137H52V135H51ZM59 137H61V136H59ZM65 137H67V136L65 135ZM74 137H75V136H74ZM77 137H78V136H77ZM91 137L93 138V141H92V138H91ZM106 137H105V138H106ZM127 137H128V136H127ZM127 137H126V138H127ZM134 137H135V136H134ZM140 137H141V136H140ZM150 137H151V136H150ZM158 137H159V136H158ZM158 137H157V138L155 137V138H156V139H159ZM161 137H162V136H161ZM174 137H175V136H174ZM187 137H188V136H187ZM187 137H186V138H187ZM200 137H201V136H200ZM200 137H198V138H200ZM48 138H50V137H48ZM48 138H47V139H48ZM57 138H58V137H57ZM78 138L80 139V135H79ZM90 138H91V140H90ZM107 138H106V139H107ZM123 138H125V137H123ZM129 138H130V137H129ZM129 138H128V140H129ZM143 138H145V137H143ZM175 138H177V137H175ZM189 138H190V137H189ZM193 138H194V137H193ZM196 138H197V137H196ZM202 138H203V137H202ZM202 138H201V139H202ZM38 139H39V137H38ZM44 139H46L45 136H44ZM54 139H56V138H54ZM58 139H59V138H58ZM60 139H61V138H60ZM62 139H63V138H62ZM75 139H76V138H75ZM79 139H78L77 141H75V142H81V143H82V142L84 141V140L82 141V139H81V141H80ZM111 139H109V140H110V142L112 143L113 141H111ZM113 139H114V138H113ZM113 139H112V140H113ZM121 139H122V138H121ZM146 139H147V138H146ZM146 139H145V140L143 139V140L146 142ZM153 139H154V138H153ZM153 139H152V140H153ZM177 139H178V138H177ZM177 139H175V140H177ZM181 139H182V137H181ZM184 139H185V138H184ZM187 139H188V138H187ZM36 140H37V139H36ZM41 140L43 141V138H42ZM49 140H50V139H49ZM49 140H48V141H49ZM70 140H71V138L69 139V141H70ZM72 140H73V138H72ZM100 140H101V139H100ZM100 140H99V141H100ZM109 140H107V141H109ZM131 140H133L132 137H131ZM135 140H137V138L134 139V141H135ZM139 140H140V138H139ZM141 140H142V139H141ZM141 140H140V142L143 141V140H142V141H141ZM150 140H151V139H150ZM152 140H151V141H152ZM185 140H186V139H185ZM188 140H189V139H188ZM191 140L194 141V139H191ZM219 140H220V141H219ZM42 141H41V143H42ZM46 141H47V140H46ZM51 141H52V139H51ZM55 141H56V140H55ZM55 141H54V142H55ZM67 141H68V139H67ZM103 141H105V140H103ZM114 141H115V140H114ZM148 141H149V140H148ZM153 141H154V140H153ZM153 141H152V142H153ZM159 141H161V140H159ZM162 141H161L160 143H162ZM182 141H183V140H182ZM182 141H181V142H182ZM199 141H200V140H199ZM226 141H227V142H226ZM61 142H62V141H61ZM72 142H74V141H72ZM75 142H74V143H75ZM100 142H102V141H100ZM119 142H120V140H119ZM121 142H122V140H121ZM178 142H179V141H178ZM184 142H185V141H184ZM189 142H190V141H189ZM203 142H204V141H203ZM203 142H202V143H203ZM49 143H50V142H49ZM51 143H52V142H51ZM62 143H63V142H62ZM66 143L68 144V142H66ZM74 143H73V144H74ZM104 143H105V142H104ZM104 143H103V147H102V149H98V150H103V151H104V148L106 147V145H107V147H108V145H109L108 143H109V142H107V144H106V143L104 144ZM117 143H118V141H117ZM117 143H116V144H117ZM124 143H126V142L124 141ZM137 143H138V142H137ZM142 143H143V142H142ZM146 143H149V142H146ZM155 143H156V142H155ZM157 143H159V142L157 141ZM179 143H180V142H179ZM185 143H186V142H185ZM191 143H192V142H191ZM191 143H190V144H191ZM195 143H197V142H196V141L193 142V144H195ZM200 143H201V142H200ZM38 144H39V143H38ZM60 144H61V143H60ZM70 144H71V143H70ZM70 144H69V145H70ZM75 144H76V143H75ZM75 144L72 145L71 148H72V147H75L76 145H77V146L79 145V143H77L76 145H75ZM82 144H84V143H82ZM87 144H89V143H87ZM96 144H97V145H96ZM112 144H113V143H112ZM114 144H115V143H114ZM120 144H123V142L120 143ZM120 144L118 143V145H120ZM126 144H127V143H126ZM126 144H124V146H126ZM134 144H135V143H133L132 145H134ZM188 144H189V143H188ZM188 144H187V147L190 148V147H189L190 144H189V145H188ZM193 144H192V145H193ZM203 144H204V143H203ZM40 145H41V144H40ZM49 145H50V144H49ZM53 145H54V144H53ZM58 145H59V144H58ZM58 145H56V146H58ZM69 145H67V147H68ZM93 145H94L95 147H94ZM110 145H111V144H110ZM135 145H136V144H135ZM139 145H140V144L138 143V144H137V147L134 146V150H135V147H136V150H138V149H139V148H138ZM147 145H148V144H147ZM153 145H154V144H153ZM153 145H152V146L149 145V146L151 147V148L149 147L151 150H152ZM163 145H164V144H163ZM185 145H186V144H185ZM196 145H197V144H195V146H196ZM42 146H43V145H42ZM45 146H46V145H45ZM54 146H55V145H54ZM59 146H60V145H59ZM89 146H90V145H89ZM115 146H116V145H115ZM115 146H112L113 149H117V147H115ZM124 146L122 145V147H121V145H120L121 148H124ZM128 146H129V144H128ZM142 146H143V145H142ZM155 146H157V145H155ZM155 146H154V147H155ZM158 146H160V145L158 144ZM193 146H194V145H193ZM49 147H50V146H49ZM64 147H65V146H64ZM64 147H63V148H64ZM67 147H66V148H67ZM78 147H79V146H78ZM78 147H75V148H78ZM80 147H81V144H80ZM80 147H79V148H80ZM93 147H94V148H93ZM98 147H97V148H98ZM110 147H111V146H109V148H110ZM114 147H115V148H114ZM129 147H131V149L133 148V146H131V143H130V146H129ZM143 147L145 148L146 146L144 145ZM154 147H153V148H154ZM181 147H182V144H181ZM181 147H180V148H181ZM191 147H192V146H191ZM196 147H197V146H196ZM206 147L204 146V148H206ZM225 147H226V146H224L223 148L225 149ZM39 148H41V147H39ZM75 148H74V149H75ZM100 148H101V146H100ZM118 148H119V146H118ZM121 148H120V149H121ZM164 148H163V149H164ZM167 148H166V149H167ZM182 148H183V147H182ZM182 148H181V149H182ZM215 148H216V149H215ZM45 149H46V148H45ZM61 149H62V148H61ZM74 149H71L72 152H73V154H74V152H76V149H75V150H74ZM81 149H82V148H81ZM87 149H86V150H87ZM92 149H93V150H92ZM105 149H106V148H105ZM111 149H112V148H111ZM111 149H108V150L110 151ZM125 149H127V146L125 147ZM125 149H123V150H125ZM131 149L129 148L128 151H132L131 153H134V152H133L134 150H133V149L131 150ZM146 149H147V148H146ZM161 149H162V148H161ZM166 149H165V150H166ZM192 149H193V147H192ZM194 149H195V147H194ZM199 149H200V148H199ZM206 149H208V148H206ZM220 149H221V148H220ZM48 150H49V149H48ZM51 150H52V149H51ZM53 150L56 151L55 149H53ZM65 150H66V149H65ZM79 150H80V149H79ZM98 150H97V151H98ZM108 150H106V152H105V151H104V152L102 151L103 153L106 154V155H105L106 158L111 157V156H109V155H112V154H113L112 156H114V157H116L117 155H119V156L122 155V154H117V155H116V153L114 154V152H115L114 150H112V151H114L112 154H109V153H108V152H109ZM136 150H135V152H136ZM140 150H141V149H140ZM154 150H155V149H154ZM159 150H160V148H159ZM169 150H168V152H169ZM171 150H170V151H171ZM177 150H178V151H177ZM185 150H186V149H185ZM187 150H188V149H187ZM189 150H191V149H189ZM26 151H27V149H26ZM46 151H47V150H46ZM46 151H44V152H46ZM54 151H53V152H54ZM63 151H64V150H62V152H63ZM68 151H69V150H68ZM77 151H78V150H77ZM80 151H81V150H80ZM97 151H95V152H97ZM107 151H108V152H107ZM121 151H122V150H121ZM121 151H120V152H121ZM126 151H127V150H126ZM142 151H143V150H142ZM144 151H145V150H144ZM156 151H157V149H156ZM193 151H194V150H193ZM200 151H201V150H200ZM205 151H206V150H205ZM205 151H204V152H205ZM209 151H210V150H209ZM212 151H211V153H212ZM58 152H59V151H58ZM60 152H61V151H60ZM64 152H65V151H64ZM82 152H83V151H82ZM85 152H87V151H85ZM85 152H84V153H81V155L84 154L85 156L83 155L82 157H85L86 159H88V161H89V159L91 158V160H90L89 163H88L87 160H85V161H87V163L90 164V166H91L92 168L94 167L93 165L96 164V163L93 164V163H92V160H93V162H94V161L97 162L98 160L100 161V157L103 156L102 154H100L101 152H99V151L97 152V153H99L97 156H96L97 153H95V152H94L95 155H94V153H93L92 156H90V154H88V152H87V153H85ZM110 152H111V151H110ZM122 152H125V151H122ZM149 152H150V151H149ZM151 152H152V151H151ZM166 152H167V151H166ZM172 152H170V153H172ZM194 152H195V151H194ZM202 152H203V151H202ZM204 152H203V153H204ZM206 152H207V151H206ZM48 153H50V152L48 151ZM67 153H68V152H67ZM79 153H80V152L78 151V154H79ZM107 153H108V154H107ZM117 153H118V152H117ZM127 153H128V152H127ZM153 153H154V152H153ZM153 153H152V155H153ZM156 153H157V152H156ZM158 153H159V152H158ZM162 153H163V152H162ZM164 153H165V152H164ZM184 153H186V154L183 155ZM197 153H198V152H197ZM214 153H216V151H215ZM217 153H218V151H217ZM220 153H219V154H220ZM46 154H47V153H46ZM69 154H70V153H69ZM123 154L127 155L126 153H123ZM128 154H129V153H128ZM136 154H137V153H136ZM139 154H141V153H139ZM139 154H138V155H139ZM142 154H143V152H142ZM142 154H141V155H142ZM149 154H150V153H149ZM38 155H39V154H38ZM38 155H37V157H38ZM50 155H51V153H50ZM61 155H62V154H61ZM61 155H60V156H61ZM125 155H123V156H125ZM129 155H132V154H129ZM147 155H148V154H147ZM194 155H195V153H194ZM216 155H217V154H216ZM44 156H45V155H44ZM56 156H57V155H56ZM58 156H59V155H58ZM62 156H63V155H62ZM67 156H68V155H67ZM74 156H75V154H74L72 157H74ZM79 156H80V155H79ZM79 156H77V154H76V157H79ZM86 156H87L88 158H87ZM89 156H90V158H89ZM105 156H103V157L105 158ZM107 156H108V157H107ZM119 156H118V159H119ZM144 156H146V155L144 154ZM150 156H151V155H150ZM161 156H162V154H161ZM161 156H160V157H161ZM167 156H168V155H167ZM167 156H165V157H167ZM201 156H202V155H201ZM201 156H200V158H201ZM208 156H211V155H208ZM42 157H43V156H42ZM45 157L49 158L48 156H45ZM82 157H81V158H82ZM103 157L101 158V159H102L101 161L104 160ZM121 157H122V156H121ZM125 157H128V156H125ZM133 157L135 158V156H133ZM133 157H132V158H133ZM137 157H138V156H136V158H137ZM142 157H143V156H142ZM142 157H140V158H142ZM156 157H158V156L156 155ZM194 157H195V156H194ZM197 157H198V156H197ZM204 157H207V156L205 155ZM204 157H202V158H204ZM53 158L55 159V155H53ZM57 158H58V157H57ZM62 158H63V157H62ZM62 158H61V159H62ZM67 158H68V157H67ZM67 158H66V159H67ZM81 158H80V159H81ZM123 158H124V157H123ZM123 158L121 159V161H123V160L125 159V158H124V159H123ZM129 158H130V157H129ZM209 158H210V157H209ZM209 158H208L207 161H209V160H210V161H213V159L211 160V159H209ZM213 158H214V157H213ZM20 159H21V158H20ZM20 159H19V160H20ZM26 159H27V158H26ZM26 159H22L21 162L24 161V160H25V162H26V161L28 160V159H27V160H26ZM30 159H31V158H30ZM37 159H38V158H37ZM40 159H41V158H40ZM45 159H46V158H45ZM50 159H52V158H50ZM58 159H59V158H58ZM70 159H72V158H70ZM80 159H79V160H80ZM109 159L113 160L112 158H109ZM116 159H117V158H116ZM118 159H117V160H118ZM126 159H128V158H126ZM149 159H150V158H149ZM167 159H168V158H167ZM180 159H181V160H180ZM196 159H197V158H196ZM215 159H216V157H215ZM215 159H214V160H215ZM55 160L58 161L57 159H55ZM75 160H77V158L74 157L73 162H74ZM82 160H84V158H82ZM107 160H108V159H107ZM117 160H113L114 163H116ZM133 160H134V159H133ZM133 160L128 159V161H130V162H131V161L134 162ZM135 160H137V159H135ZM161 160H163V158H161ZM161 160H160V162H162ZM184 160H185V158H184ZM198 160H199V159H198ZM198 160H197V162H198ZM200 160H201V159H200ZM218 160H217V161H218ZM28 161H29V160H28ZM31 161H33V160L31 159ZM37 161H38V160H36V162H37ZM40 161H43V160H40ZM46 161H48V160H46ZM62 161H63V159H62ZM62 161H61V162H62ZM85 161H84V162H85ZM104 161H105V160H104ZM115 161H116V162H115ZM128 161H127V163H129ZM151 161H152V158H151ZM153 161H154V160H153ZM158 161H159V160H158ZM192 161H194V160H191L190 162H192ZM201 161H203V160H201ZM201 161H200V162H201ZM207 161H206V162H207ZM210 161H209V162H210ZM11 162H13V161H11ZM14 162H15V161H14ZM25 162H24V163H25ZM44 162H45V160H44ZM48 162H49V161H48ZM48 162H47V163H48ZM51 162H52V161H51ZM58 162H59V161H58ZM61 162H60V163H61ZM73 162H72V164H73ZM78 162H81V160L78 161ZM82 162H83V161H82ZM82 162H81V164H82ZM84 162H83V163H84ZM105 162H111V161H105ZM118 162H119V161H118ZM118 162H117V163H118ZM123 162H124V161H123ZM123 162H122V163H123ZM125 162H126V160H125ZM156 162H157V161H156ZM186 162H187V160H186ZM31 163H32V162H31ZM40 163H41V162H40ZM42 163H43V162H42ZM60 163H59V165H60ZM62 163H63V162H62ZM66 163H67V162H66ZM66 163H65V164H66ZM68 163H70V161H68ZM75 163H76V162H75ZM75 163L73 164L74 166H75ZM85 163H86V162H85ZM87 163H86V164H87ZM100 163H101V162H99V164H100ZM103 163H104V162H103ZM103 163H102V164H103ZM127 163H126V164H127ZM135 163H136V162H135ZM141 163H142V162H141ZM141 163H140V164L136 163V164H138V165H142V166H140V167L143 168L144 164H141ZM144 163H145V162H144ZM163 163H164V162H163ZM204 163H205V162H204ZM219 163L216 162V164H218V165H219ZM0 164H1V163H0ZM12 164H13V163H12ZM15 164H16V163H15ZM33 164H34V163H33ZM37 164H38V163H37ZM51 164H52V163H51ZM54 164H55V163H54ZM78 164H79V163H78ZM78 164H77L76 166H78ZM86 164H85L84 166H86ZM88 164H87V165H88ZM99 164H98V165H99ZM105 164H106V163H104V165H105ZM112 164H113V163H112ZM148 164H149V163H148ZM148 164H146V166H148ZM181 164H182V165H181ZM192 164H193V163H192ZM192 164L190 163L191 167L193 168V165L195 166V164H193V165H192ZM197 164H198V163H197ZM200 164H201V163H200ZM206 164H207V163H206ZM214 164H215V162H214ZM1 165H3V164H1ZM7 165H8V164H7ZM23 165H26V164H23ZM23 165H21V166L23 167ZM31 165H32V164H31ZM31 165H30V167H31ZM40 165H41V164H40ZM40 165H39V166H40ZM42 165H43V164H42ZM55 165H56V164H55ZM68 165L70 166V164H68ZM73 165H71V166L73 167ZM96 165H97V164H96ZM96 165H95L96 168L99 167L98 165H97V166H96ZM104 165H103V166H104ZM108 165H109V163H108ZM110 165H111V164H110ZM117 165H118V164H117ZM117 165H115V168H116ZM120 165H121V164H120ZM122 165H123V167H125V164H122ZM127 165H128V164H127ZM127 165H126V166H127ZM129 165H130V163H129ZM190 165H189V166H190ZM198 165H199V164H198ZM209 165H210V164H209ZM16 166H17V165H16ZM19 166H20V165H19ZM21 166H20V167H21ZM28 166H29V165H28ZM34 166H36V165H34ZM34 166H32V167H34ZM45 166H47V164H46ZM53 166H54V165H53ZM65 166H66V165H64V163H63V166H62V167L65 168ZM69 166H68V167H69ZM76 166H75V167H76ZM90 166H89V168H90ZM100 166H101V164H100ZM112 166H113V165H111V167H110L111 169H112ZM136 166H137V165H135V167H136ZM153 166H154V165H153ZM189 166H188V167H189ZM204 166H205V165H204ZM210 166H212V163H211ZM210 166H208V167H209V168H212V167H210ZM216 166H217V165H216ZM2 167H3V166H2ZM7 167H8V166H7ZM12 167H13V166H12ZM26 167H27V166H26ZM30 167H29V168H30ZM42 167H43V166H42ZM42 167H41V168H42ZM56 167L59 168L60 166L58 167V166L56 165L55 168H56ZM68 167H66V169H67ZM78 167H81V166H78ZM95 167L93 168L94 171H96ZM104 167H105V166H104ZM104 167L101 166L100 168L102 169V168H104ZM106 167H107V166H106ZM106 167H105V168H106ZM123 167H122V168H123ZM129 167H133V166L130 165ZM129 167H128V169H129ZM138 167H139V166H137V167L134 168V169H136V171H138V169H139ZM144 167H145V166H144ZM154 167H157V166H154ZM188 167H187V168H188ZM201 167H203V166H201ZM206 167H207V165H206ZM208 167H207V169H208ZM218 167H219V166H218ZM218 167H217V168H218ZM3 168H4V167H3ZM5 168H6V167H5ZM8 168H9V167H8ZM10 168H11V166H10ZM29 168H28V169H29ZM36 168H37V167H36ZM48 168H50V166H49ZM76 168H77V167H76ZM76 168H75V171H76ZM87 168H88V167H87ZM87 168H86V174L88 173V174L90 175V173H89L90 171L88 172ZM89 168H88V169H89ZM100 168H99V169H100ZM107 168L109 169V167H107ZM107 168H106V169H107ZM118 168H119V167H118ZM122 168H120V169H122ZM142 168H141V169H142ZM147 168H148V167H147ZM179 168H180V170H179ZM182 168H184V165H183ZM198 168H199V170H200V167H199V166H198ZM214 168H215V167H214ZM228 168H227L226 170H228ZM0 169H1V168H0ZM13 169H14V168H12V172H13ZM19 169H20V168H19ZM24 169H25V168H24ZM45 169H46V167H45ZM60 169H61V167H60ZM69 169L71 170L70 167H69ZM69 169H67L66 171H68ZM77 169H79V168H77ZM83 169H84V168H83ZM106 169H105V170H106ZM120 169H117V170H120ZM143 169H144V168H143ZM143 169H142V170H143ZM149 169H148V170H149ZM184 169H185V168H184ZM188 169H189V168H188ZM201 169H202V168H201ZM207 169H206V171H207ZM223 169H224V168H223ZM248 169H250L252 172H254V175H252V176H253V177H252L253 179L251 178V179L254 181V183L252 182V180H251V182H250V180H249V179H250V178H249L250 175L253 174V173H251L250 175H248V174H249V173H247L248 171L246 172V170H248ZM33 170H35V169L33 168ZM36 170L39 171L38 168H37ZM43 170H44V169H42V172H43ZM50 170H51V169H50ZM52 170H54V167L52 168ZM61 170H63V169H61ZM90 170L92 171V169H90ZM113 170H115V169L113 168ZM117 170H115V171H117ZM123 170H124V168L122 169V171H123ZM125 170H127V167H126ZM125 170H124V171H125ZM131 170H133V168H131ZM142 170H141V173L143 172ZM156 170H157V168H156ZM196 170H197V168H196ZM196 170H195V171H196ZM199 170H198V173H199ZM211 170H212V169H211ZM211 170H210V171H211ZM218 170H220V167H219ZM221 170H222V169H221ZM221 170H220V171H221ZM1 171H2V170H1ZM10 171H11V169L9 170V172H10ZM14 171H16V170H14ZM25 171H26V170H25ZM25 171L22 170L21 172H25ZM58 171H59V170H58ZM64 171H65V169H64ZM66 171H65V172H66ZM75 171H73V172H75ZM94 171H92V172L95 173ZM127 171H128V170H127ZM127 171H125V172H127ZM129 171H130V170H129ZM134 171H135V170H134ZM136 171H135V172H136ZM150 171H151V170H150ZM174 171H175V172H174ZM182 171L185 172L184 170H182ZM190 171H191V170H190ZM190 171H189V172H190ZM192 171H194V169H193ZM203 171H205V169H204ZM215 171H216V173H219V172H217V170H215ZM222 171H224V170H222ZM3 172H5L4 169H3ZM16 172H17V171H16ZM16 172H13V173L16 174ZM46 172H47V169H46ZM46 172H45V173H46ZM49 172H50V171H49ZM53 172H54V171H53ZM53 172H52V173H53ZM60 172H61V171H60ZM60 172H58V174H59ZM83 172H84V171H83ZM99 172L101 173L102 171H99ZM103 172H105V171H103ZM108 172H109V171H108ZM119 172H120V171H119ZM119 172L117 173V176H118V177H119V175L121 176V173L119 174ZM148 172H149V171H148ZM183 172H182V173H183ZM189 172H188V174H189ZM196 172H197V171H196ZM208 172H209V170H208ZM211 172H212V171H211ZM228 172H229V171H227V172L225 171V174L228 173ZM6 173H7V172H6ZM17 173H18V172H17ZM29 173H30V172H29ZM37 173L39 174V172H37ZM43 173H44V172H43ZM56 173H57V172H56ZM62 173H63V172H62ZM67 173H69V172H67ZM71 173H72V172L70 171L69 174H71ZM93 173H92V174H93ZM97 173H98V171H97ZM133 173H134V172H133ZM144 173H145V171H144ZM144 173H143V174H144ZM177 173H179V174L177 175ZM200 173H202V170L200 171ZM213 173H214V171H213ZM216 173H215V174H216ZM1 174H2V173H1ZM1 174H0V175H1ZM9 174H10V173H9ZM24 174H25V173H24ZM30 174H31V173H30ZM33 174H34V173H33ZM64 174H65V173H64ZM73 174H74V173H73ZM73 174H72V175H73ZM75 174H76V173H75ZM75 174H74V175H75ZM77 174H78V173H77ZM77 174H76V176H77ZM82 174H83V173H82ZM103 174H104L105 177H106L107 172H106V174H105V173H103ZM103 174H102V177H103ZM108 174H109V173H108ZM123 174H124V173H123ZM134 174H135V173H134ZM138 174H139V173H138ZM148 174H152V173L149 172ZM148 174H147V175H148ZM183 174H184V173H183ZM183 174H181V176H182ZM185 174H186V172H185ZM191 174H192V172H191ZM202 174H204V173H202ZM215 174H213V175H214V177L216 178V175H218V174H216V175H215ZM221 174H222V173H221ZM230 174H229V175H230ZM7 175H8V174H7ZM13 175H14V174H12V175H8V176H11V177H12ZM26 175H27V177H28L29 174L26 173ZM39 175H40V174H39ZM56 175H57V174H56ZM98 175L100 176L101 174L98 173ZM126 175H127V174H125V176L123 175L124 177H119V178H121L122 183H124V180L127 178ZM136 175H137V173L135 174V176H136ZM144 175H145V174H144ZM144 175H143V176H144ZM147 175H146V176H147ZM189 175H190V174H189ZM196 175H197V174H196ZM210 175H211V174H210ZM213 175H212V176H213ZM2 176H3V175H2ZM2 176H1V178H2ZM22 176H23V175H22ZM32 176H33V175H32ZM34 176H37V175H34ZM48 176H49V175H48ZM50 176H51V173H50ZM50 176H49V177H50ZM52 176H55V175L52 174ZM65 176H67V175L65 174ZM85 176H86V175H84V177H85ZM90 176H92V177L94 178L95 175L93 174V175H90ZM90 176H86V177H90ZM99 176H98V177H99ZM107 176H108V175H107ZM109 176H112L111 179L115 180V179L113 178V175H110V174H109ZM109 176H108V178H109ZM130 176H131V175H130ZM130 176H129V177H130ZM139 176L141 177L142 175H139ZM143 176H142V177H143ZM146 176H145V177H146ZM156 176H157V175H156ZM176 176H177V177H176ZM192 176H195V174H193ZM199 176H200V174H199ZM203 176H204V175H203ZM203 176H202V177H203ZM218 176H219V175H218ZM222 176H223V175H221V177H222ZM5 177H6V176H5ZM25 177H26V176H25ZM37 177H38V176H37ZM41 177H42V174H41ZM45 177H46V176H45ZM73 177H74V176H73ZM80 177H81V175H80ZM86 177H85V179H86ZM92 177H90L89 179H91ZM98 177H96V178H98ZM105 177H104V178H105ZM125 177H126V178H125ZM136 177H137V176H136ZM145 177H144V178H145ZM148 177H149V176H148ZM148 177H147V178H148ZM150 177H151V176H150ZM185 177L187 178V175H185ZM202 177L200 176V177H199L200 179L198 178V176H197V177H190V179H191L193 182L195 181V180H193V179H196V181H195L194 183H196V184L198 183V184H199L200 182H202V181H201V178H202ZM204 177H205V176H204ZM209 177H211V176H209ZM15 178H16V176H15ZM15 178H14V179H15ZM30 178H31V177H30ZM30 178H28V179H30ZM62 178H63V176H62ZM64 178H65V177H64ZM67 178H68V176H67ZM69 178H70V177H69ZM100 178H101V176H100ZM104 178H102V179H103V180H102L103 183L101 182L100 184H103V185H104ZM122 178H123L124 180H123ZM147 178H146V180H149V181L152 180L151 178H148V179H147ZM218 178H219V177H218ZM222 178H223V177H222ZM222 178H221V179H222ZM4 179H5V181H6V178H4ZM8 179H10V177H9ZM12 179H13V178H12ZM14 179H13V182H14ZM33 179H35V178H33ZM44 179H47V177L44 178ZM49 179H50V178H49ZM51 179H53V177H52ZM57 179H58V178H57ZM70 179H71V178H70ZM70 179H69V180H70ZM75 179H76V177H75ZM78 179H79V178H78ZM85 179H84V180H85ZM89 179H87V181H88ZM116 179H117V181L120 180V179H118V178H116ZM127 179H128V178H127ZM129 179H130V178H129ZM134 179H135V178H133V180H134ZM154 179H155V178H154ZM154 179H153V180H154ZM156 179H157V177H156ZM177 179H179V178H177ZM180 179H181V177H180ZM180 179H179V181H180ZM187 179H188V178H187ZM187 179H184V180L187 181ZM202 179H203V178H202ZM229 179H230V180H229ZM10 180H11V179H10ZM20 180H21V179H20ZM20 180H19V181H20ZM25 180H26V179H25ZM38 180H40V182H41V178H40V179L38 178ZM61 180H62V179H61ZM61 180H60V181H61ZM65 180H67V179H65ZM80 180H81V179H80ZM97 180H98V179H97ZM100 180H101V179H100ZM108 180H109V179L106 178L105 184L107 183ZM113 180H112V181H113ZM130 180H132V179H130ZM140 180H141V178H140ZM140 180H139V182H140ZM181 180H182V179H181ZM191 180H188V181H190V182H188V183H191ZM212 180H214V179L212 178ZM219 180H220V179H219ZM223 180H222V181H223ZM16 181H17V180H16ZM21 181H22V180H21ZM21 181H20V182H21ZM31 181H32V180H31ZM36 181H37V180H36ZM36 181H35V182H36ZM42 181L44 182L43 179H42ZM60 181H59V182H60ZM74 181H76V180H74ZM74 181H73V182H74ZM77 181H78V180H77ZM87 181H86V182H87ZM89 181H90V180H89ZM89 181H88L87 183H85L84 181H82V182L85 183V184H83L84 187H85V185L87 186V184L89 183ZM92 181H93V179H92ZM98 181H99V180H98ZM98 181L95 180V182L99 183ZM109 181H111V180H109ZM115 181H116V180H115ZM117 181H116L115 183H117ZM126 181H128V180H126ZM126 181H125V183H126ZM134 181H135V180H134ZM137 181H138V180H137ZM137 181H136V182H137ZM144 181H145V180H144ZM182 181H183V180H182ZM197 181H198V182H197ZM222 181H221V182H222ZM2 182H3V180H2ZM6 182H8V181H6ZM13 182H12V183H13ZM32 182H33V181H32ZM48 182H49V181H48ZM69 182H70V183H73V182H71V180H70ZM78 182H80L79 184L82 183L81 181H78ZM95 182H93V183H95ZM119 182H120V181H118V184H119ZM129 182H130V181H129ZM129 182L126 183V184H129ZM141 182L143 183V180H141ZM141 182L139 183V186H140V184H142ZM147 182H148V181H147ZM151 182H152V181H151ZM151 182H150V183L148 182V183L150 184V186H151ZM203 182H204V181H203ZM221 182H219V183H221ZM22 183H23V182H22ZM24 183H25V182H24ZM27 183H28V182H27ZM29 183H30V182H29ZM29 183H28V185H29ZM38 183H39V181H38ZM62 183H63V182H62ZM66 183H67V182H66ZM66 183H64V184H66ZM93 183L90 182V183L88 184V186H90V185L93 184ZM108 183H109V182H108ZM111 183H112V182H110L109 184L111 185ZM115 183L113 182V187H114V184H115ZM122 183L119 184L120 186L118 187V189H117V187H116V188H115V187L113 188V190H114V189L116 190V191H114V193H115V192L118 193V192H119V189H120V187H121L122 185L125 186V185H124L125 183H124V184H122ZM131 183H132V182H131ZM148 183H147V186H146L145 184H144V185H145L146 187H149V184H148ZM175 183H176V182H175ZM194 183H193V184H194ZM214 183H215V181H214ZM0 184H1V182H0ZM2 184H4V182H3ZM2 184H1V185H2ZM13 184H14V183H13ZM13 184H12V185H13ZM39 184H40V183H39ZM41 184L43 185L44 183H41ZM45 184H47V183L45 182ZM55 184H56V183H55ZM64 184H62V185H64ZM73 184L78 185L77 182H75V183H73ZM73 184H71V185L73 186ZM100 184H99V185H100ZM121 184H122V185H121ZM132 184H135V183L133 182ZM153 184H154V183H153ZM180 184H182V182H180ZM183 184L185 185L184 182H183ZM203 184H204V183H203ZM203 184H201V185H202V188H201L200 186H199V188H201V189H205L206 185L204 184L205 187H203ZM221 184H222V183H221ZM227 184H228V185H227ZM19 185H20V184H19ZM24 185H25V184H24ZM26 185H27V184H26ZM32 185H33V184H32ZM37 185H38V184H37ZM42 185H41V186H42ZM48 185H50V182L48 183ZM48 185H47V186H48ZM51 185L54 186V184H51ZM51 185H50V187H49V186H48V187L51 188ZM57 185H58V184H57ZM57 185L55 186V187H56V191H54L55 193H56L57 190H58V189H57ZM67 185H68V184H67ZM67 185H65V187H67ZM144 185H143V186H144ZM155 185H156V187H155ZM155 185H154L153 187H155V188L157 189V185H158V183L156 182ZM175 185H176V184H174V186H175ZM177 185H178V184H177ZM187 185H189V184H187ZM190 185H192V184H190ZM5 186L8 187L9 184H8V186H7V184H6ZM10 186H11V185H10ZM21 186H22V185H21ZM33 186H34V185H33ZM41 186H40V188H41ZM60 186H61V185H60ZM60 186H58V187H60ZM69 186H70V185H69ZM69 186H68V187H69ZM72 186H71V188H72ZM91 186H92V187H91ZM91 186L88 187L89 193L92 191L91 188H93V185H91ZM94 186L96 187V185H94ZM104 186L106 187V185H104ZM104 186L102 187V186L100 185L101 188L105 189ZM117 186H118V185H117ZM126 186H128V185H126ZM126 186H125V189H126ZM129 186H130V184H129ZM129 186H128V187H129ZM131 186H132V185H131ZM179 186L181 187V185H178V186H177L178 189H179ZM185 186H186V185H185ZM226 186H225V187H226ZM6 187H5V188H6ZM15 187H16V185L14 186V188H15ZM26 187H27V186H26ZM26 187H25V189H26ZM37 187H38V186H37ZM43 187H44V186H43ZM74 187H75V186H74ZM81 187H82V185H81V186H78V188H80L79 190H81ZM84 187H82V188H83V191H84V189H85ZM95 187H94V188H95ZM98 187H99V186L97 185V188H95L96 190L93 189L92 192L95 193V191H97V189H98V194H99L98 197H99V196H100V193H102L101 191H103V189H102V190L100 189V191H99V188H98ZM107 187H108V189H107V188L105 189L106 193H105V191H103L102 194H104V193H105V195L108 194L107 191L109 190V188H110V190H111V187H109V185H107ZM132 187H133V186H132ZM141 187H142V186H141ZM146 187H145V188H146ZM153 187L151 186V189H152ZM187 187H188V186H187ZM187 187H186V188H187ZM194 187H195L196 189H198V188H197L198 186H194ZM0 188H1V187H0ZM8 188H9V187H8ZM12 188H13V186H12ZM14 188L12 189L11 192H14V190H15ZM23 188H24V187H23ZM30 188H31V187H30ZM34 188H35V187H34ZM46 188H47V187H46ZM46 188H44V189H45V192H47V190H48V189H46ZM78 188H75L76 191L78 190ZM86 188H87V187H86ZM122 188H124V187H122ZM122 188H121V189H122ZM138 188H139V187H138ZM138 188H137V191H138V190L140 191V189H138ZM184 188H185V187H184ZM190 188H191V187H190ZM192 188H193V187H192ZM207 188L209 189L210 187L207 186ZM16 189H18V188H16ZM36 189H38V188H36ZM42 189H43V188H42ZM42 189H41V190H42ZM64 189H65V188H64ZM68 189H69V188H68ZM68 189H65L64 192L66 193V190H68ZM121 189H120V192L124 193V191H121ZM125 189H122V190H125ZM128 189H129V188H128ZM128 189H127V190H128ZM135 189H136V188H135ZM146 189H147V188H146ZM149 189H150V188H149ZM173 189H175V187H174ZM188 189H189V187H188L186 190H188ZM219 189H220V187H219ZM2 190H3V189H2ZM6 190H7V188H6V189L4 190V192H2V193H5ZM8 190H10V189H8ZM19 190H20V189H19ZM39 190H40V189H39ZM41 190H40L39 192H41ZM49 190H50V189H49ZM49 190H48L47 193H49V192H50L51 190H53V189H51L50 191H49ZM60 190H61V192H62L63 187H60L59 191H60ZM72 190H74V189L72 188ZM72 190H71V191H72ZM88 190H86V193H87ZM90 190H91V191H90ZM94 190H95V191H94ZM131 190H132V189H131ZM143 190H144V193H145L146 190H145V189H143ZM191 190H192V189H191ZM22 191H23V190H22ZM27 191H28V190H27ZM31 191H32V190H31ZM37 191H38V190H37ZM43 191H44V190H43ZM59 191H58V192H59ZM74 191H75V190H74ZM74 191H73V192H74ZM83 191L81 190V194H82ZM111 191H112V190H111ZM111 191H110V192H111ZM129 191H130V190H128L127 193H128ZM134 191H136V190H134ZM137 191H136L135 193H138ZM147 191H149V190H147ZM147 191H146V194H148ZM154 191H155V189H154ZM156 191H157V190H156ZM156 191H155V192H152V191H151V192H152V193H155V194H153V195H156V194L158 195V193H156ZM173 191H174V190H173ZM178 191H180V190H178ZM193 191H194V189L192 190V192H193ZM197 191H199V193L202 192V190L200 191V189H198ZM197 191H194L193 193L195 194V192H197ZM205 191H204V192H205ZM7 192H9V191H6V193H7ZM23 192H26V191H23ZM23 192H22V193H23ZM54 192H51V195H52V193L54 194ZM58 192H57L56 194H61V192H59V193H58ZM64 192H63V193H64ZM68 192H70V190L67 191V193H68ZM73 192L70 193L71 195H70L69 193H68V194L66 193L67 195H69V196L66 195V196L68 197V199H67L66 196H63V197H65L67 200H69V197H70V196H71V198L73 197V196H72ZM84 192H85V191H84ZM92 192H91V194H94V193H92ZM112 192H113V191H112ZM125 192H126V191H125ZM131 192L133 193V191H131ZM159 192H160V189H159ZM174 192H175V194H176V191H174ZM182 192H183V191H182ZM182 192H180V193H182ZM184 192H186V191H184ZM6 193L4 194V196L6 195ZM18 193H19V192H18ZM18 193H16V194L18 195ZM63 193H62V195L65 194V193H64V194H63ZM76 193H77V192H76ZM76 193H74V194H76ZM96 193H97V192H96ZM114 193H113V194H114ZM116 193H115V195H116ZM127 193H126V194H127ZM132 193H130V196L132 195ZM135 193H134V195H135ZM139 193H141V197L144 196V195H142L143 192L140 191ZM149 193H150V191H149ZM190 193H191V192H190ZM215 193H216V194H215ZM7 194H8V193H7ZM23 194H26V193H23ZM23 194H22V195H19V196H21L22 198H24V197H23ZM27 194H28V192H27ZM36 194H37V193H36ZM49 194H50V193H49ZM49 194H45V195H47L46 198L49 196ZM56 194L52 195L53 200H52V198H50V201L52 200V202L55 200L56 203L53 202V204L55 203V205H57V201L59 200V199H56V198H55ZM74 194H73V195H74ZM84 194H85V193H84ZM84 194H83V195H84ZM91 194H90V195H91ZM102 194H101V195H102ZM113 194H111V196H110V193H109L108 195L110 196V198H111V197L113 198V197L115 196V195L113 196ZM118 194H119V193H118ZM146 194H145V197H144L145 199H147V198H146ZM160 194H161V193H160ZM201 194H202V193H201ZM1 195L3 196V194H1ZM10 195H11V193L9 194V197H10ZM14 195H15V192H14ZM51 195H50V196H51ZM78 195H79V193H78ZM83 195H82V197H83ZM85 195H87V194H85ZM88 195H89V194H88ZM88 195H87V196H88ZM120 195H121V194H119V196H120ZM127 195H128V194H127ZM138 195H139V194H136V195H135V198H137ZM148 195H149V194H148ZM151 195H152V194H151ZM151 195H150V196H151ZM171 195H173V193H171L169 196H171ZM179 195H180V194H179ZM184 195H185V194H184ZM187 195H188V194H187ZM195 195H196V194H195ZM195 195H194V197H195ZM197 195H198V194H197ZM197 195H196V197H197ZM12 196H13V194H12ZM43 196H44V195H43ZM60 196H61V195H60ZM60 196H59V197H60ZM79 196H80V195H79ZM79 196H78V197H79ZM87 196H85L86 199H88V197H90V196H88V197H87ZM92 196H93V195H91L89 201L87 200L88 202H90V201H92V200L94 199V198L92 199ZM94 196H97V195H94ZM119 196H118V197H119ZM121 196H122V195H121ZM124 196H125V195H124ZM124 196H122V197H124ZM130 196H128V198L125 197V199H126V198L129 199ZM136 196H137V197H136ZM150 196H149V197H150ZM173 196H174V195H173ZM180 196H181V195H180ZM190 196H191V195L189 194L188 197H190ZM192 196H193V194H192ZM192 196H191V197H192ZM199 196H201V195H199ZM205 196L203 195L202 198L200 197L201 199L198 197L199 201H200V200L202 201V199H203ZM211 196H209V198H210ZM9 197H8V198H9ZM21 197H20V198H21ZM38 197H39V196H38ZM41 197H42V196H41ZM56 197H58V195H57ZM82 197H81V198L79 197L80 199H79V198L77 199V197H76V198H75V199H76L75 201L78 202L77 200H79V203H80L81 199H83ZM98 197H97V198H98ZM100 197H101V198H102V197L104 198L103 195L100 196ZM100 197H99V198H100ZM107 197H108V196H107ZM116 197H117V196H116ZM118 197H117V198H118ZM131 197H133V196H131ZM139 197H140V196H139ZM141 197H140V198H141ZM147 197H148V196H147ZM149 197H148V198H149ZM154 197H155V196H154ZM158 197H159V195H158ZM174 197H175V196H174ZM174 197H169L170 200H171V203H172V201L177 200V199H171V198H174ZM176 197H177V195H176ZM185 197H186V196H185ZM4 198H5V197H4ZM8 198H7V199H8ZM16 198H17V197H16ZM20 198H19V200H21ZM43 198H44V197H43ZM48 198H49V197H48ZM48 198H47V200H48ZM99 198H98V199H99ZM101 198H100V200H101ZM110 198H109V200H107L108 202H109L110 200H112V199H110ZM114 198H115V197H114ZM114 198H113V200H114ZM140 198H138V199H140ZM155 198H156V197H155ZM163 198H164V197H162V201L164 200ZM186 198H187V197H186ZM212 198H213V197H211V200H212ZM215 198H213V200H214ZM221 198H223V199L221 200ZM237 198H236L235 200H233L232 203H233L234 201L236 202ZM2 199H3V197H1V200H2ZM11 199H12V198H11ZM13 199H15V198H13ZM25 199H26V198H25ZM33 199H34V198H33ZM39 199H40V198H39ZM66 199H65V200H66ZM104 199H105V198H104ZM104 199H102V200L104 201ZM120 199H121V197H120ZM120 199H119V200H120ZM122 199H124V198H122ZM125 199H124V200H125ZM141 199H143V198H141ZM151 199H152V197H151ZM159 199H160V197H159ZM159 199H157L158 202L155 201V199H153V200H154L153 202H157V204H159V203H161V201L159 202ZM166 199H167V198H166ZM194 199H195V198H194ZM205 199H207V198L205 197ZM8 200H9V199H8ZM40 200H41V199H40ZM40 200H39V201H40ZM45 200H46V199H45ZM56 200H57V201H56ZM60 200H61V201H59V202H60V205H63V203H64V199L61 198ZM62 200H63V201H62ZM70 200H71V199H70ZM73 200H74V199H72L71 203L73 202ZM100 200H98V201L100 202ZM102 200H101V204H104V202H105L106 205H107L108 202L105 200V201L102 203ZM113 200H112V201H113ZM115 200H116V199H115ZM115 200H114V202H115ZM124 200H123V201H124ZM136 200H137V199H136ZM136 200H135V199H132V202H133V201H136ZM147 200H148V199H147ZM147 200H145L144 202L146 203ZM167 200H169V199H167ZM208 200H209V199H208ZM213 200H212V201H213ZM2 201H3V200H2ZM12 201H13V200H12ZM23 201H25V200H22L21 204L23 203ZM26 201H28V199H27ZM35 201H36V198H35ZM50 201L48 200L49 203H50ZM84 201H86V200L83 199V201H82L83 204L85 205L86 202H84ZM95 201H96V200H95ZM98 201H96V202H98ZM123 201H122V202H123ZM127 201H128V200H127ZM127 201H124L123 204L126 203ZM130 201H131V200H130ZM149 201H150V198H149ZM151 201H152V200H151ZM188 201H189V200H188ZM188 201H186V202H188ZM199 201H198V202H199ZM201 201H200V202H201ZM220 201H219V202H220ZM242 201H241V202H242ZM5 202H6V199H5ZM5 202H4V203H5ZM17 202H18V201H16V203H17ZM43 202H44V201H43ZM59 202H58V203H59ZM61 202H63V203L61 204ZM67 202H68V203H67ZM67 202H65V203H66L65 205L70 204L69 201H67ZM96 202H95V203H96ZM99 202H98V204L101 205ZM128 202H129V201H128ZM132 202H131V203H132ZM136 202H137V201H136ZM138 202H139V200H138ZM140 202H143V201L140 200ZM153 202H152V203H153ZM165 202H167V201H165ZM165 202H164V203H165ZM178 202H179V201H178ZM183 202H185V201L183 200ZM194 202H195V201H194ZM194 202L191 201V203H194ZM196 202H197V200H196ZM203 202H204V201H203ZM214 202H215V201H214ZM216 202H218V201L216 200ZM238 202H239V201H237L236 203H238ZM6 203L8 204V202H6ZM14 203H15V202H14ZM14 203H12V204H14ZM19 203H20V202H19ZM26 203H27V202H26ZM26 203H25V204H26ZM28 203H29V202H28ZM30 203H32V202H30ZM49 203H48V204L46 203L45 205H48V206L51 205V203H50V204H49ZM111 203H113V202H111ZM115 203H116V202H115ZM119 203H121V201H120ZM147 203H148V201H147ZM164 203H163V204H164ZM181 203H182V202H181ZM206 203H207V202H206ZM206 203L204 204L205 206H206ZM209 203H211L210 200H209ZM220 203H221V202H220ZM225 203H226V201H225ZM225 203H224V204H225ZM232 203L229 202L230 207H231ZM236 203H234V205H235ZM239 203H240V202H239ZM0 204H1V203H0ZM9 204H11V202H10ZM23 204H24V203H23ZM25 204H24V205H25ZM53 204H52V206H53ZM72 204H73V203H72ZM74 204H77V203H74ZM74 204H73V206H74ZM83 204H82V205H83ZM98 204H97V205H98ZM108 204H110V203H108ZM123 204H121V205L124 206L125 208L128 206V205L126 206V205H123ZM150 204H151V203H150ZM153 204H154V203H153ZM168 204L170 205V203H168ZM179 204H180V203H179ZM199 204H200V203H199ZM215 204H216V203H215ZM224 204H221V205H223V206L226 205L225 207H227L228 202H227V204H225V205H224ZM33 205H34V204H33ZM36 205H37V204H36ZM39 205H40V204H39ZM58 205H59V204H58ZM70 205H71V204H70ZM70 205H69V207H68V206H64L65 208H63V209L66 210V207L70 208ZM77 205H79V209H80V208H81V207H80V204H77ZM84 205H83V206H84ZM86 205L88 206V208H89V207L91 208V206H93V205H95V204H92V203L90 202V205H91V206H89V203H87ZM86 205H85V206H86ZM97 205H95V206H97ZM104 205H105V204H104ZM106 205H105V207H102L103 210H104V208L106 209V208L109 206V205H108V206L106 207ZM110 205H111V204H110ZM115 205H117V204H115ZM115 205H113V207H114ZM129 205H130V204H129ZM136 205H137V204H135V207H136ZM160 205H161V204H160ZM160 205H158L159 207H161L160 209H162V208L165 206V205H164V206H163V205L160 206ZM185 205H186V204H185ZM187 205H190V203L187 204ZM193 205H195V203H194ZM211 205H212V204H210V206H211ZM229 205H228V206H229ZM238 205H240V204H238ZM238 205H237V206H238ZM1 206H2V205H1ZM15 206L17 207L18 205H15ZM15 206H14V207H15ZM28 206H29V205H28ZM28 206H25V207H28ZM34 206H35V205H34ZM52 206H49V207H52ZM85 206L82 207V208H84L83 210L86 209L87 206H86V207H85ZM95 206H94V207H95ZM132 206H133V208H134V205H132ZM140 206H141V205H140ZM140 206H139V208H141ZM148 206H149V205H148ZM148 206H147V207H148ZM150 206H151V205H150ZM154 206H156V204H154ZM154 206H153V207H154ZM166 206H167V205H166ZM210 206H209V204H208V205L206 206V208H203V204H202V208H199V209L194 208L195 206H194V207H193V206H192V207H190V206H187V207H186V206H185V208H184V210H183V211H184V213H183V217H182V216H181V217L184 218V219H183V221H184V223H183L184 226L182 225L184 228H183V227H182V228L184 229L183 231L186 233V238H187V237L190 238L189 241H188L189 238H187V239H186V240H187L186 243L184 242V244H185V245H184L185 251H186L187 249H189L190 252L187 253V254L189 255V254L191 253V254L189 255L190 258H187V256H185V257L188 259V261H187L188 264H193L192 262H193V260L195 259V257H198V260H199V257L203 256L202 254H204V251H205V257H206V254H208V256H210L211 253H213V250H214L213 247H214L215 245L218 244V241L222 240V239H220L221 236H222V238H223V234H222L221 236H220V235L218 236V234H217L218 232H217V231L219 230V232L222 233L223 227H224V233H225V231H227V229H226V227H225L226 225H224L223 227L221 226L222 229H219V227H220V226H219L220 223H224V224H225V222H229V223H230V226H229L228 229H230V228H231V224H233V223L236 221V219H237V216H236V218H235V216H233L232 209H230L232 214H229L230 212L228 213V211H227V215H226L228 221H226L227 219H226L225 221H223L224 218H220V217H221V215H222V212H224L223 214H225L226 212H225V211H222L223 209H221L220 207H218V208H220V210H221V212H220L221 215H220L219 212H216V211H218L219 209H218V210H215V212H214V208H213V207H212V208H209V210H207L208 207H210ZM214 206H215V205H214ZM217 206H220V204L217 203ZM241 206H242V203H241ZM245 206H246V205H245ZM3 207H4V205H3ZM7 207H8V206H7ZM10 207H11V206H10ZM19 207H21V206H19ZM25 207L23 206V208H25ZM38 207H39V206H38ZM49 207H48V208H49ZM55 207H56V206H55ZM61 207H63V206H61ZM61 207H60V209H59L58 207H56V209L58 208L60 211H63V209L61 210ZM74 207H75V206H74ZM94 207L91 208V213L94 211ZM98 207H99V206H98ZM113 207H112V208H113ZM117 207H118V205L116 206V208L113 209V211H114V210L116 211V210H117ZM120 207H121V206H120ZM124 207H123V208H124ZM153 207H151V210L154 209ZM159 207H157V208L159 209ZM168 207H170V206H167V208H168ZM177 207H180V206H177ZM196 207H199V205L196 206ZM232 207H233V206H232ZM239 207H240V206H239ZM247 207H246V208H247ZM1 208H2V207H1ZM4 208H5V207H4ZM21 208H22V207H21ZM23 208H22V209H23ZM29 208H30V207H29ZM41 208H44V207L41 206ZM53 208H54V206H53ZM75 208H77V207H75ZM90 208H89V210H90ZM112 208H111V212H110V208H109V209L107 208V209H108L107 212L110 213L109 216L113 215V217L115 216L114 218H116L115 220L119 221L118 218L116 217V215H117V213H119V212H123L124 209L121 207V210H122V211L118 209V212L113 214ZM130 208H131V207L126 208V209H125L126 212H127V209H128V211H129ZM149 208H150V207H149ZM155 208H156V207H155ZM167 208H166V209H167ZM175 208H176V207H175ZM216 208H217V207H216ZM222 208H223V207H222ZM227 208H228V207H227ZM227 208H226V209H227ZM233 208H234V207H233ZM10 209H11V208H10ZM13 209H14V208H13ZM13 209H12V211H13ZM32 209H33V208H32ZM36 209H37V208H36ZM50 209H51V208H49V210H50ZM92 209H93V211H92ZM100 209H101V206H100ZM107 209H106V210H107ZM141 209H144V208H141ZM141 209H140V210H141ZM164 209H165V208H164ZM173 209H174V208H173ZM182 209H183V208H182ZM211 209H212V210H211ZM236 209H237V208H236ZM241 209H242V208H241ZM243 209H244V208H243ZM8 210H9V209H8ZM18 210H19V211H18ZM41 210H43V209H41ZM47 210H48V209H47ZM49 210H48V211H49ZM54 210H55V209H54ZM80 210H82V209H80ZM83 210H82V211H83ZM86 210H87V209H86ZM86 210H85V211H86ZM106 210H105V211H106ZM125 210H124V211H125ZM130 210H132V209H130ZM133 210H134V209H133ZM136 210H139V209L136 208ZM176 210H178V209H176ZM210 210H211V211H210ZM238 210H240V209H238ZM244 210H245V209H244ZM4 211H5V209H4ZM10 211H11V210H10ZM14 211H15V210H14ZM17 211L20 212V209H17ZM32 211H33V210H32ZM32 211H31V212H32ZM43 211H44V213H46V212H45V211H46L45 209H44ZM43 211H42V212H43ZM52 211H53V209H52ZM56 211H57V210H56ZM67 211H68V210H67ZM67 211H66V212H67ZM70 211H71V210H69V212H70ZM72 211H73V210H72ZM74 211H75V209H74ZM82 211H81V212H82ZM97 211H98V210L96 209V210L94 211V213H93V214L96 215V216H97V213H98ZM115 211H114V212H115ZM134 211H135V210H134ZM134 211H130V212H127V213L125 212V213H126V216H127V214L129 213L130 215H132V216H131L132 220H134V218L136 219V217H139L140 215H137V213H139V211H138V212H134ZM156 211H157V209H156ZM156 211H154L155 214H157ZM163 211H165V210H163ZM169 211H171V209H170ZM172 211H173V210H172ZM179 211H180V210H179ZM7 212H8V211H7ZM7 212H6V213H7ZM26 212H29V211H27V208H26V211H24V213H23V212H22V213H23V214H26ZM40 212H41V211H40ZM75 212H77V211H75ZM89 212H90V211H89ZM102 212H103V211H102ZM107 212H104V213L106 214ZM131 212H132V213H131ZM142 212H144V210H142ZM158 212H159V211H158ZM234 212H235V210H234ZM238 212H239V211H238ZM247 212H246V213H247ZM2 213H3V212H2ZM2 213H0V214L3 215ZM36 213H39V210H38V212L36 211ZM44 213H41V214H39V215L42 216ZM47 213H48V212H47ZM56 213H57V212H56ZM58 213L60 214V212H58ZM67 213H68V212H67ZM70 213H71V212H70ZM73 213H74V212H73ZM73 213H72V214H73ZM87 213H88V212H87ZM95 213H96V214H95ZM104 213H103V214H104ZM125 213H124V214H125ZM134 213H136L137 216L134 215L135 217H133V214H134ZM166 213H168V212L166 211ZM166 213H165V214H166ZM175 213H176V211H175ZM179 213H180V212H178V214H179ZM241 213H242V212H241ZM16 214L18 215V213H16ZM51 214H52V212H51V210H50L49 213L47 214V217L50 216ZM54 214H55V213H54ZM54 214H53V215H54ZM64 214H65V213H64ZM64 214H63V215H64ZM72 214H71V216H72ZM80 214H81V213H80ZM83 214H85V212H83ZM89 214H90V213H89ZM99 214H101L100 210H99ZM99 214H98L97 217L101 216V215H99ZM121 214H122V213H121ZM124 214H122L123 217L121 216L122 219H120V221H121V220L123 221V218L126 219V218H125L126 216H124ZM147 214H148V212H147ZM160 214H161V213H160ZM168 214H169V213H168ZM180 214H181V213H180ZM180 214H179V215H180ZM4 215H6V214H4ZM12 215H13V214H12ZM20 215H21V214H20ZM29 215H30V214H29ZM34 215L37 216V214H34ZM44 215H46V214H44ZM44 215H43V216H44ZM55 215H56V214H55ZM57 215H58V214H57ZM68 215H69V214H68ZM85 215H86V214H85ZM85 215H83V216H85ZM94 215L91 214V216H89V215L87 214L86 217H87V216L92 217V216H94ZM119 215H120V214H119ZM119 215H118V217H120ZM141 215H142V213H141ZM151 215H152V213H151ZM153 215H154V214H153ZM236 215H238V214H236ZM239 215H240V214H239ZM239 215H238V217H239ZM243 215H245V214H243ZM10 216H11V212H10ZM21 216H22V215H21ZM23 216H24V215H23ZM23 216H22V217H23ZM25 216H27V215H25ZM25 216H24V217H25ZM41 216H40V218H42ZM59 216H60V215H58V217H59ZM61 216H62V215H61ZM61 216H60V217H61ZM66 216H67V215H66ZM77 216H78V215H77ZM83 216H82V217H83ZM105 216H106V215H105ZM105 216L103 215V217H105ZM107 216H108V214H107ZM155 216H156V215H155ZM155 216H154V217H155ZM159 216H160V215H159ZM176 216H177V215H176ZM176 216H175V218H176ZM223 216H225V215H223ZM15 217H16V216H15ZM22 217H21V219H22ZM31 217H32V215H31ZM31 217H30V218H31ZM34 217H35V216H34ZM45 217H46V216H45ZM45 217H43V219H44ZM47 217H46V219H47ZM50 217H52V215H51ZM50 217H49V218H50ZM53 217H54V216H53ZM68 217H69V216H67V219H70V220H71V218H68ZM72 217H73V216H72ZM74 217H75V216H74ZM86 217H85V218H86ZM97 217H96V218H97ZM128 217H129V216H128ZM145 217H146V216H145ZM145 217H144V219H143L142 221H144V220L147 221L148 218L146 219ZM151 217H152V216H151ZM157 217H158V216H157ZM245 217H247V216L245 215ZM3 218H4V217H3ZM27 218H28V221H29V217H27ZM27 218H26V219H27ZM37 218H38V217H37ZM40 218H39V219H40ZM54 218H56V217H54ZM80 218H81V217H80ZM92 218H93V217H92ZM96 218L94 217V220L92 219L93 222H95V223L97 222V220L95 221ZM101 218H102V217L99 218V221H100ZM106 218H107V217H106ZM110 218H112V217H110ZM129 218H130V217H129ZM129 218H128V219H129ZM140 218H141V216H140ZM140 218H138V220L141 221L142 218H141V219H140ZM158 218H159V217H158ZM164 218H165V217H164ZM169 218H171V217H169ZM172 218H173V217H172ZM219 218L222 219L223 222H221V220H220ZM241 218H242V216H241ZM5 219H7V217H6ZM19 219H20V217H19ZM46 219H45V220H46ZM57 219H59V218H57ZM61 219H62V218H61ZM63 219H64V217H63ZM67 219H66V220H67ZM72 219H73V218H72ZM89 219L91 220V218H88V220H89ZM97 219H98V218H97ZM102 219H104V218H102ZM154 219H155V218H154ZM154 219H150V220L153 221ZM242 219L244 220V218H242ZM246 219H247V218H246ZM2 220H3V219H1V221H2ZM7 220H9V219H7ZM16 220H18V218H17ZM16 220H15V221H16ZM31 220H32V219H31ZM31 220H30L29 222H31ZM34 220H36V219H33V221H34ZM51 220H53V219H51ZM54 220H55V219H54ZM59 220H60V219H59ZM70 220H69V221H70ZM79 220H80V219H79ZM79 220H77V221H79ZM105 220L108 221V219H104V221H103V220H102V221L105 222V225L107 224L106 227L109 228V227H110V224H109V223H111V222H113V221L109 222V221H110V220H109V221H108L109 223H107ZM112 220H113V219H112ZM132 220H131V221H132ZM138 220L136 219V222H137ZM155 220H156V219H155ZM157 220H158V219H157ZM159 220H160V219H159ZM161 220H163V218H162ZM165 220H166V219H165ZM168 220H169V219H168ZM171 220H174V219H171ZM243 220H242V221H243ZM13 221H14V219H13ZM19 221H20V220H19ZM21 221H22V220H21ZM40 221H41V220H39V224H40ZM46 221H47V220H46ZM46 221L43 220L44 223H46ZM49 221H50V219H49ZM61 221H63V220H60V223H62ZM64 221H65V220H64ZM69 221H68V222H69ZM74 221H75V220H74ZM81 221H83V220L81 219ZM81 221H80V223H81ZM86 221H87V219L84 221L85 224L87 223ZM120 221L118 222L119 224H117V225H119L118 229H120V226L122 227V225H121L122 223H120ZM122 221H121V222H122ZM125 221H126V222L128 221L127 224L129 225V220L126 219ZM134 221H135V220H134ZM140 221H138V222H140ZM146 221H145V224L142 225V226L145 225V228L148 227V226H151V225H149V223H148V225H146V223H147ZM169 221H170V220H169ZM174 221H175V220H174ZM177 221H179V222H176L177 224L179 223L178 225L182 224V223H181V220H178V219H177ZM240 221H241V220H240ZM240 221H238V222L240 223ZM242 221H241V222H242ZM246 221H247V220H246ZM6 222H8V221H6ZM16 222L19 223L18 221H16ZM22 222H23V221H22ZM34 222H35V221H34ZM43 222H42V224H43ZM47 222H48V221H47ZM53 222H54V225H56L55 222H57V221H52V223H53ZM72 222H73V221H72ZM93 222L90 224L91 227L94 226L95 229H96L97 227L100 229V228L102 227V224H103V230L105 231V229H104L105 226H104V223H103V222L100 224L101 227H100V226H97V227H96L97 224L95 225V224H93ZM132 222H133V221H132ZM136 222H134L133 225H136ZM150 222H151V221H150ZM167 222H168V221H167ZM238 222L236 221V223H235V224H237V226L239 225ZM248 222H249V221H248ZM10 223H11V222H10ZM26 223H28V222H26ZM37 223H38V222H37ZM37 223H36V224H37ZM60 223H58V224H60ZM63 223H65V222H63ZM70 223H71V222H70ZM80 223H76V224H79L80 229H81V225H82V224L84 225V226H83L84 229H85L86 225H89V224H86V225H85L84 223H81V225H80ZM97 223H98V222H97ZM140 223H141V222H140ZM140 223H139V224H140ZM142 223H143V222H142ZM142 223H141V224H142ZM157 223H159V221H158ZM168 223H169V222H168ZM168 223H167V224H168ZM229 223H226L227 226L229 225ZM243 223H244V222H243ZM245 223H246V222H245ZM245 223H244V225H245ZM8 224H9V223H8ZM31 224H32V225H35V224H33V223H31ZM39 224H38V226H39ZM42 224H41V226H42ZM67 224H68V223H67ZM76 224H75V225H76ZM108 224H109V225H108ZM115 224H116V223H115ZM115 224L113 223L111 226H114ZM123 224H124V223H123ZM139 224H137V225H139ZM141 224H140V226H141ZM152 224H153V223H152ZM155 224H156V222H155ZM160 224H161V222H160ZM163 224H164V223H163ZM165 224H166V223H165ZM165 224H164V225H165ZM172 224H173V223H172ZM235 224H234V227H237ZM241 224H242V223H241ZM241 224H240V226H243V225H241ZM14 225H15V224H14ZM21 225H22V224H21ZM45 225H49V226L46 227ZM61 225H62V224H61ZM68 225H70V224H68ZM75 225H74V226H75ZM98 225H99V223H98ZM124 225H125V224H124ZM128 225H127V227L124 226V227L126 228V230H125L124 227H123V228H124V230H125L126 232H128V234H126V235L131 236V234H129V231H127V229H128ZM168 225H169V224H168ZM168 225H167V226H168ZM174 225H175V223H174ZM174 225H173V227H174ZM222 225H223V224H222ZM16 226H17V225H16ZM19 226H20V225H19ZM50 226H51V225H50V222H49V223H47V224H44V226H42V227H43V229L45 230V228H49ZM52 226H53V224H52ZM66 226H67V225H66ZM71 226H72V223H71ZM129 226L131 227L132 225H129ZM142 226H141V227H142ZM152 226H153V225H152ZM159 226H160V225H159ZM176 226H177V225H176ZM11 227L13 228V225H12ZM20 227H21V226H20ZM36 227H37V225H36ZM44 227H45V228H44ZM57 227H58V225H57ZM57 227H56V228H57ZM61 227H62V226H61ZM61 227H60V228H61ZM67 227H68V226H67ZM75 227H76V226H75ZM75 227H74V229H78V228H75ZM77 227H78V226H77ZM130 227H129V228H130ZM137 227H138V226H136V228H137ZM141 227H138V228H140V229H141V232H142V229H143V228H141ZM177 227H178V226H177ZM177 227H176V228H177ZM250 227H252V229H251ZM1 228H2V227H1ZM4 228H5V227H4ZM6 228H7V227H6ZM6 228H5V229H6ZM14 228H15V227H14ZM26 228H27V227H26ZM26 228H25V229H26ZM40 228H41V227H40ZM50 228H51V227H50ZM50 228H49V229H50ZM53 228L55 229V227H53ZM53 228L51 229V230H52L51 232H52V233H53V232L55 233V230H56V229L53 230ZM60 228H58V229H60ZM63 228H64V226H63ZM63 228H62V230H63ZM68 228H69V230H70V231L67 230V231H68V232H67L68 236H66L67 234L63 235V236L66 238V239H65V242H63L64 237L61 235L62 238H63L62 242H63V243H66V244L68 245V247H67L68 249H69V247H70L69 250H73V251H74V252H73V251H71V252H72V253H75V254L78 256V259H79V255H81V253H82V254L86 253L87 250H89V253H91V254H89V253L87 252L88 254H85V255L89 256V258L92 256L91 259H90V261H88V263H89V262L91 263V261H94V260L96 261L97 259H100V258L95 259V257H93V256H94L95 254H97V253L95 252V254H93V252H90V249H88V248H90L91 246L89 247V243H90V241L88 242L87 238H86V237H83V235L85 236L86 234L81 235L82 233H81V231L78 229V230L76 231V233L79 231L80 234H78V235H79V236L81 235L80 238H79V236L77 237L76 233H74L75 230L73 229V230H74L73 233L76 235V236L74 237V234L71 232V229H72V228H71V229H70V227H68ZM68 228H65V229H68ZM98 228H97V231H98ZM108 228H107V229H108ZM115 228H116V226L114 227V230H115ZM131 228L133 229V228H135V227H131ZM136 228H135V230H136ZM138 228H137V230H138ZM145 228H144L143 230H145ZM149 228H151V227H149ZM155 228H157V227H155ZM158 228H159V227H158ZM166 228H167V227H166ZM237 228H238V227H237ZM237 228H234V229H237ZM2 229H3V228H2ZM20 229H22V228H20ZM20 229H19V230H20ZM25 229H22V230H25ZM27 229H28V228H27ZM33 229H34V228H33ZM37 229H39V228H37ZM41 229H42V228H41ZM41 229H40V232H41ZM58 229H57V233H58ZM65 229H64V230H65ZM84 229H83V232H85ZM88 229L90 230V227H88ZM92 229H93V228H92ZM107 229H106V230H107ZM112 229H113V228H112ZM118 229L116 230L117 232H118ZM147 229H148V228H146V230H145V231H147L146 233H145V231H143V233H145V237H144V239H146V236H147L146 234H148V230H150V229H148V230H147ZM151 229H153V228H151ZM168 229H169V228H168ZM168 229H167V230H168ZM174 229H175V228H174ZM174 229H173V230H174ZM179 229H181V228H179ZM238 229L240 230V227H239ZM3 230H4V229H3ZM10 230H11V229H10ZM17 230H18V229H17ZM17 230H16V231H17ZM31 230H32V228H31ZM44 230H43V231H44ZM46 230H48V229H46ZM46 230H45V231H46ZM89 230H87L85 233H87ZM101 230H102V229H101ZM101 230H100V232L103 231V230H102V231H101ZM108 230H109V229H108ZM108 230H107V231H108ZM120 230H121V229H120ZM124 230H123V231L121 230V231L124 232ZM128 230H129V229H128ZM135 230H134V232H135ZM157 230H158V229H157ZM161 230H163V229H161ZM164 230H165V228H164ZM173 230L171 229V231H173ZM239 230H237V231L234 230V232H239V233L241 234V231H243V230H240V231H239ZM7 231H8V230H7ZM11 231H12V230H11ZM14 231H15V230H14ZM25 231H26V230H25ZM45 231H44V233H45ZM90 231L92 232V230H90ZM97 231H96V232H97ZM116 231H115V232H116ZM132 231H133V230H132ZM132 231L130 230V232H132ZM155 231H156V230H155ZM165 231H166V230H165ZM168 231H170V229H169ZM168 231L165 232V235H167L166 233H168ZM171 231H170V232H171ZM17 232H19V231H17ZM17 232H16V233H17ZM20 232H21V231H20ZM35 232H36V231H35ZM48 232H49V233H48ZM64 232H65V231H64ZM69 232H70V235H69ZM91 232H89V233H91ZM100 232H99V234H100ZM117 232H116V233H117ZM119 232H120V231H119ZM122 232H121V233H122ZM139 232H140V231H139ZM139 232L136 231V233H133V234H135V235L137 234V235L135 236V235L132 234V236L137 237V236L139 235V234H138ZM141 232H140V233H141ZM151 232H152V231H151ZM162 232H163V231H162ZM176 232H178V231H176ZM180 232H182V231H180ZM180 232H179V233H180ZM184 232H183V233H184ZM215 232H217V233H215ZM5 233H6V232H5ZM14 233H15V232H14ZM14 233H12L13 236H14ZM33 233H34V232H33ZM36 233H37V232H36ZM36 233H35V234H36ZM65 233H66V232H65ZM71 233H72V234H71ZM92 233H94V231H93ZM92 233L90 234L91 237H92L93 235H95V234L92 235ZM110 233H111V230H110ZM110 233H108V234H110ZM116 233H113V231H112V234H114V235H113V238L110 239L108 242H106V240H105V242H106V243H109L111 240H113V242H114V240H115V242H116L117 240L114 239L115 237L121 239V236L118 237V236H119V233L117 234V236H115ZM124 233H125V232H124ZM124 233H122V236H123ZM143 233H142V234H143ZM152 233H153V235L156 236V234H154V232H152ZM152 233H151V234H152ZM172 233H173V232H172ZM174 233H175V232H174ZM221 233H220V234H221ZM229 233H230V232H229ZM18 234H21V233H18ZM24 234H25V233H24ZM28 234H29V233H28ZM35 234H34V236L32 237L33 239L36 238ZM40 234H41V233H40ZM46 234H50V231H47ZM58 234H59V233H58ZM102 234H103V232H102ZM151 234H150V235H151ZM158 234H159V233H158ZM160 234H161V233H160ZM168 234L170 235V233H168ZM225 234H226V233H225ZM225 234H224V236H225ZM0 235H1V234H0ZM6 235H7V234H6ZM9 235H10V234H9ZM9 235H8V237H9ZM15 235H16V234H15ZM25 235H26V234H25ZM31 235H32V234H31ZM38 235H39V234H38ZM38 235H37V236H38ZM43 235H45V234H42V236H43ZM52 235H53V234H52ZM55 235H56V234H55ZM71 235H72V236H71ZM96 235H97V238H96V244H97V243H101V242L103 241V239H100V238H101L103 235H102V236H101V235H98V233H96ZM126 235H124V237L127 238L128 236H126ZM153 235H151L150 237H152ZM163 235H164V234H163ZM177 235H178V234H177ZM187 235H188V236H187ZM215 235H216V236H215ZM228 235H226L227 237L225 236L227 239H228V237H229ZM233 235H232V236H233ZM237 235H239V234H237ZM20 236H21V235H20ZM20 236H19V237H20ZM27 236H28V235H27ZM40 236H41V235H40ZM40 236H39V237H40ZM46 236H47V235H46ZM58 236H59V235H58ZM86 236H87V235H86ZM88 236H89V234H88ZM99 236H101V237H99ZM104 236H106L105 238L108 239V238L111 236V234H110V236H109V235H107V233H106ZM104 236H103V237H104ZM107 236H109V237L107 238ZM114 236H115V237H114ZM132 236H131V237H132ZM139 236H140V235H139ZM143 236H144V234H143ZM143 236H142V237H143ZM158 236H159V235H158ZM161 236H162V235H161ZM167 236H168V235H167ZM173 236H174V235H173ZM217 236L220 237V238H219V239H216V240H218V241H216L217 243H215V238H216ZM3 237H4V235H3ZM5 237H6V236H5ZM5 237H4V238H5ZM21 237H23V236H21ZM29 237H30V234H29ZM29 237H28V238H29ZM39 237H38V238H39ZM50 237H51L52 240H53V237H52V236H48L47 238H50ZM56 237H57V236H56ZM73 237H74V238H73ZM76 237L79 239L78 241H77V238H76ZM81 237H83L82 240H80ZM94 237H96V236H93V238H94ZM98 237H99V239L102 240V241H97ZM142 237H141V239L143 240ZM147 237H148V236H147ZM150 237H148V238H150ZM168 237H169V236H168ZM168 237H167V238H168ZM174 237H175V236H174ZM174 237H173V238H174ZM178 237H179V235H178ZM225 237H224V240H226ZM13 238H14V237H12V239H13ZM17 238H18V237H17ZM17 238H16V239H17ZM30 238H31V237H30ZM43 238H44V237H43ZM43 238H42V239H43ZM54 238H55V237H54ZM57 238H58V237H57ZM59 238H60V236H59ZM93 238H92V239H93ZM105 238H104V239H105ZM110 238H111V237H110ZM132 238H133V237H132ZM148 238H147V239H148ZM165 238H166V237H164V240L167 239V238H166V239H165ZM170 238H171V236H170ZM170 238H168V239H170ZM173 238H172V239H173ZM184 238H185V237H184ZM7 239H8V238H7ZM14 239H15V238H14ZM16 239H15V240H16ZM26 239H27V237H26ZM55 239H56V238H55ZM55 239H54V242H55ZM88 239H91V238L89 237ZM134 239H135V241H139V240H141L140 238H137V239H139V240H136V238H134ZM134 239H133V240H134ZM147 239H146V240H147ZM153 239H154V238H153ZM156 239H157V237H156ZM158 239L160 240V239H162V237H161V238H158ZM158 239H157V240H158ZM168 239H167V240H168ZM176 239H177V238H175V240H176ZM0 240H1V239H0ZM4 240H5V239H4ZM4 240L2 241V243L4 242ZM9 240H10V239H9ZM9 240H8V241H9ZM15 240H14V241H15ZM18 240H19V238H18ZM29 240H30V239H29ZM29 240H28V242H29ZM38 240H39V239H38ZM48 240L51 241V239H48ZM59 240H60V239H59ZM94 240H95V239H94ZM129 240H130V243L133 242V244H131V245H132V246L134 245L135 247H134V246L131 247V245H129V244H130V243H129V244L127 245L128 248H125V246H126L127 243H126V242H125V243L122 242L123 240L121 241V243H124V245L122 244V245L124 246L123 248H124L125 250H127V251H128V249H129V246L131 247L132 250H134V249L137 247L135 244H136V243H139V242H136V243L134 244V241H132V239H129ZM142 240H141V241H142ZM146 240H145V241H146ZM151 240H152V239H151ZM167 240H166V241H167ZM173 240H174V239H173ZM173 240L171 241V239H170L169 242H172V243H173ZM180 240H181V239H180ZM6 241H7V240H6ZM11 241H12V240H11ZM22 241H23V238H22ZM24 241H25V239H24ZM24 241H23V242H24ZM34 241H36V240H34ZM45 241H47V240H46V237H45ZM76 241H77V242L80 241L81 243L78 244ZM124 241H125V240H124ZM145 241H142V242L145 243ZM148 241L150 242L149 239H148ZM166 241H165V242H166ZM176 241H177V240H176ZM193 241H194V245H193ZM0 242H1V241H0ZM9 242H10V241H9ZM20 242H21V241L17 242L18 245H19ZM23 242H22V244L25 243V242H24V243H23ZM28 242H27V243H28ZM48 242H49V241H48ZM56 242H57V240H56ZM62 242H61V240H60L59 243H57V244L59 245V244H61ZM111 242H112V241H111ZM113 242H112V245H113ZM119 242H120V240H119ZM127 242H128V241H127ZM142 242H141V244L143 245ZM155 242H157V241H155ZM158 242H159V241H158ZM174 242H175V241H174ZM188 242H189V245H190V246L188 245ZM190 242H191V243H190ZM224 242H225V244H224ZM2 243H1V245H2ZM6 243H7V242H6ZM11 243H13V242H11ZM31 243H32V242H31ZM106 243H104V241H103V244H106ZM151 243H152V241H151ZM153 243H154V241H153ZM153 243H152V244H153ZM176 243H178V242H176ZM180 243H182V242L180 241ZM8 244H10V243H8ZM8 244H7V245H8ZM15 244H16V242H15ZM32 244L34 245V242H33ZM37 244H38V242H37ZM48 244H50V243H48ZM52 244H53V242H52ZM52 244H51V245H52ZM96 244H95V245H96ZM109 244H110V243H109ZM117 244H120V243H117ZM139 244H140V243H139ZM139 244H138V247H137V248H139V246H140ZM147 244H148V243H147ZM149 244H150V243H149ZM157 244H158V243H157ZM157 244H156V245H157ZM160 244H161V243H160ZM169 244H171V243H169ZM182 244H183V243H182ZM214 244H215V245H214ZM4 245H5V244H4ZM13 245H14V244H13ZM25 245H26V243H25ZM28 245H29V243H28ZM35 245H36V244H35ZM38 245H39V244H38ZM38 245H37V247H38ZM43 245H44V244H43ZM64 245H65V244H64ZM64 245H63V247H64ZM97 245H98V244H97ZM97 245H96V246H97ZM114 245H116V244H114ZM114 245H113V246H114ZM122 245H121V247H122ZM142 245L140 246L141 248L144 247V245H143V246H142ZM154 245H155V244H154ZM166 245H167V244H166ZM175 245H176V244H175ZM177 245H178V244H177ZM221 245H222V244H221ZM8 246H9V245H8ZM8 246H7V247H8ZM14 246H15V245H14ZM14 246H13V248H14ZM29 246H30V245H29ZM49 246H50V245H49ZM98 246H100V245H98ZM98 246H97V248H98ZM104 246H105V245H104ZM104 246H102V243H101V246H100L99 249H101V247H102L103 249H102L101 251H104L105 253H104V252H103V253L107 256V255H108V254H107V253H108V251H107V250H108V247H107V250H106V249L104 250ZM108 246H109V245H108ZM116 246H117V245H116ZM116 246H114L113 248H112L111 246H110V247H111L112 249H114V248H116ZM145 246H146V245H145ZM149 246H150V245H149ZM160 246H161V245H160ZM167 246H168V245H167ZM171 246H172V244H171ZM179 246H180V245H179ZM185 246H186V247H185ZM5 247H6V246H5ZM10 247H11V246H9V248H10ZM23 247H24V246H23ZM23 247H21V248H23ZM26 247H27V246H26ZM30 247H33V246H30ZM30 247H29V248H30ZM40 247H42V246H40ZM50 247H52V246H50ZM53 247H55V246L53 245ZM56 247H57V246H56ZM58 247H59V246H58ZM58 247H57V249H58ZM60 247H62V245H60ZM63 247H62V248H63ZM117 247H118V246H117ZM150 247H152V246H150ZM161 247H162V246H161ZM165 247H166V246H165ZM169 247H170V246H169ZM169 247H166V248L169 249ZM172 247H173V246H172ZM175 247H176V246H175ZM181 247H182V245H181ZM216 247H215V248H216ZM9 248H8V251H9ZM13 248L11 247L10 249L13 250ZM15 248H16V246H15ZM15 248H14V250L18 249V247H17L16 249H15ZM42 248H43V247H42ZM46 248H47V250L49 249V247H47V246H46ZM62 248H61V250H62ZM65 248H66V246H65ZM105 248H106V247H105ZM111 248H110V249H111ZM123 248H119V249H120L121 251H123V252H121V253H124V254H125ZM141 248H140V249H141ZM154 248H155V247H154ZM154 248H153V249H154ZM178 248H179V247H178ZM178 248H177V249L175 248V250H178V251H179L180 249H178ZM184 248H183V252H184ZM199 248H200V249H199ZM225 248H226V246H225ZM235 248H236V249H235ZM23 249H25V247H24ZM26 249H27V248H26ZM31 249H32V248H31ZM31 249H30V250H31ZM33 249H35V248H33ZM33 249H32V250H33ZM51 249H52V248H51ZM51 249H50V250H51ZM54 249H56V248H54ZM54 249H53V250H54ZM68 249H66V250H68ZM117 249H118V248H117ZM117 249H116V250H117ZM119 249H118V250H119ZM122 249H123V250H122ZM143 249H144V248H143ZM148 249H149V248H148ZM148 249H147V250H148ZM163 249H164V247H163ZM167 249H166V250H167ZM172 249H173V248H172ZM2 250H3V248H2ZM11 250H10V251H11ZM21 250H22V249H21ZM21 250H20V251H21ZM27 250H28V252L30 251L29 249H27ZM36 250H37V249H36ZM38 250H39V249H38ZM45 250H46V249H45ZM58 250H59V249H58ZM63 250H64V249H63ZM120 250H119V251H120ZM132 250H130V251H132ZM144 250H145V249H144ZM151 250H152V249H151ZM155 250H156V249H155ZM166 250H165V252H166V254H167V251H166ZM199 250H200V252H199ZM201 250H202V251H201ZM203 250H204V251H203ZM215 250H217V248H216ZM4 251H5V250H4ZM10 251H9V252H10ZM39 251H41V250H39ZM42 251H43V250H42ZM42 251H41V252H42ZM55 251H56V250H55ZM55 251H54V252H55ZM85 251H86V252H85ZM112 251H113V250H112ZM119 251H118V253H120ZM135 251H136V252H135ZM139 251H140V250H138V249L136 250V249H135L134 251H132L131 254L133 255L134 252L136 253V255H140V254H143V253H144V251H143V253L141 252V253H138V254H137V252H139ZM141 251H142V249H141ZM149 251H150V249H149ZM153 251H154V250H153ZM173 251H174V249H173ZM236 251H237V253H238V255H239L240 257L237 255ZM2 252H3V251H2ZM2 252H1V253H2ZM9 252H8V254H9ZM11 252H12V251H11ZM13 252H15V251H13ZM17 252L19 253V250H17ZM32 252H33V251H32ZM32 252H30V253H32ZM45 252H46V251H45ZM48 252H49L48 254H50V252L52 253V251H48ZM56 252H57V251H56ZM61 252H63V251H61ZM66 252H67V251H66ZM99 252H100V251H99ZM109 252H111V251H109ZM147 252H148V251H147ZM174 252H175V251H174ZM187 252H188V251H187ZM201 252H203V253L200 254ZM18 253H17V254H18ZM25 253H27V252L25 251ZM30 253H29V254H30ZM33 253H35V252H33ZM36 253H37V252H36ZM38 253H39V252H38ZM58 253H59V251H58ZM64 253H65V252H64ZM64 253H62L63 256H64ZM116 253H117V252L115 251V254H116ZM118 253H117V256H118ZM126 253H127V254H125V255H127L126 257H128V252H126ZM145 253H146V251H145ZM145 253H144V254H145ZM150 253H151V251H150ZM153 253H155V252H153ZM161 253H162V251H161ZM161 253H160V251H159V254H161ZM168 253H170V252H168ZM171 253H173V252L171 251ZM176 253H177V252H176ZM216 253H217V252H216ZM216 253H215V254H216ZM234 253H236L235 256L237 255V257H238L239 260H237V258L234 257ZM10 254H12V253H10ZM10 254H9V255H10ZM15 254H16V252H15ZM17 254H16V255H17ZM19 254H21V252H20ZM23 254H24V253H23ZM23 254L21 255L22 258H23ZM39 254H40V253H39ZM44 254H45V253H44ZM44 254H43V255H44ZM48 254H47V255H48ZM55 254H56V253H55ZM68 254H71V253H70V252H69V253L67 252V257H68ZM100 254H102V252H101ZM100 254H97V255L100 257V256H102V255H100ZM109 254H110V256H112L111 253H109ZM112 254H113V256H114V253H113V252H112ZM147 254H148V253H147ZM155 254H157V251H156ZM155 254H151V255L154 256ZM159 254H158V255H159ZM174 254H175V253H174ZM183 254H184V253H183ZM227 254H228V255H227ZM0 255H1V254H0ZM12 255H13V254H12ZM12 255L10 256L11 258H12ZM31 255H32V254H31ZM33 255H34V254H33ZM41 255H42V254H41ZM51 255H54V254L52 253ZM71 255H72V254H71ZM90 255H91V256H90ZM105 255H103V257H101V258H104V259H105V258H106ZM122 255H123V254H122ZM136 255H133V257L136 256ZM145 255H146V254H145ZM158 255H156V256H158ZM177 255L180 256V253H177ZM184 255H186V254H184ZM199 255H201V256H199ZM3 256L5 257V256H7V255H4V252H3ZM14 256H15V255H14ZM14 256H13V257H14ZM69 256H70V255H69ZM73 256H74V254H73L71 257H73ZM87 256H85L84 258L82 257V259H83V260H82V263H83V261L85 260V258H86ZM98 256H97V257H98ZM104 256H105V257H104ZM108 256H109V255H108ZM108 256H107V258H108ZM120 256H121V254H120ZM141 256H142V257H146V256H143V255H141ZM141 256H140V257H141ZM147 256H148V255H147ZM149 256H150V255H149ZM149 256H148V257H149ZM156 256H155V258L157 259L158 257H156ZM160 256H161V255H160ZM160 256H159V258H161ZM162 256H163V255H162ZM164 256H167V255H164ZM170 256H171V258L168 257V256H167V257L170 258V260H171L173 256H172V255H170ZM181 256H182V254H181ZM213 256H214V254H213ZM213 256H212V255L210 256V257H212V260H213ZM215 256H216V255H215ZM7 257H8V256H7ZM26 257H29V256H26V254H25V258H26ZM32 257H33L32 259H33V260L35 259L36 262H37V260H39L38 257H40V256L38 255V257H35V255H34V256H32ZM34 257H35V258H34ZM49 257H50V256H49ZM53 257H54V256H53ZM55 257H56L57 259H58V258H61V259H62V257H60V256L58 257V255H55ZM65 257H66V253H65ZM80 257H81V256H80ZM121 257H122V256H121ZM137 257H138V256H137ZM167 257H165V258H167ZM175 257H176V256H175ZM193 257H194V258H193ZM205 257H203V258L205 259ZM1 258H2V257H1ZM76 258H77V257L75 256L74 259H76ZM89 258H88V260H89ZM92 258H94V260H92ZM114 258H115V256H114ZM114 258H113V259H114ZM119 258H120V257H119ZM119 258L117 257V260H120ZM129 258H130V255H129ZM151 258H153V257H151ZM159 258H158V259H159ZM163 258H164V257H162V258L159 259V260H162ZM173 258H174V257H173ZM176 258H177V257H176ZM179 258H181V257H178L177 260H179V261H181V259H183V258H181V259H179ZM201 258H202V257H201ZM4 259H7V258H4ZM15 259H16V260H15V262H16V261H17V258L15 257ZM18 259H19V255H18ZM20 259H21V258H20ZM23 259H24V258H23ZM32 259H31V260H32ZM44 259H46V257H45ZM44 259H43V261H44ZM53 259H54V258H53ZM53 259H52V261H53ZM64 259H66V258H64ZM68 259H71V258L68 257L66 260H68ZM104 259H102L103 262H102L101 264L105 263V262H104ZM109 259H112V257H110ZM109 259H108V260H109ZM122 259H123V257H122ZM125 259L127 260V258H125ZM131 259H132V257H131ZM131 259H129V260H131ZM136 259H137V261H136V263H137L139 260H138V258H136ZM136 259H134V260H136ZM139 259H141V258H139ZM142 259H143V258H142ZM142 259L140 260L141 262L143 261ZM146 259H149V258L146 257ZM206 259H207V258H206ZM208 259H209V258H208ZM10 260H12V259H10ZM24 260H25V259H24ZM28 260H30V259H28ZM28 260H27V264H28ZM35 260H34L33 262H35ZM80 260H81V258H80ZM100 260H101V259H100ZM100 260H99V261H96V262L99 263V262L102 261V260H101V261H100ZM106 260H107V259H106ZM129 260H128V261H129ZM151 260H152V259H151ZM185 260H186V259H185ZM185 260H184V261H185ZM198 260H197V261H198ZM210 260H211V259H210ZM210 260H208L209 262H207L206 260H204V263H205V261H206L207 263H210ZM212 260H211V262H212ZM6 261H7V262H11V261H8V260H6ZM19 261H20V260H19ZM39 261H40V263L42 262V260H39ZM50 261H51V260H50ZM59 261H60V260H59ZM69 261H70V260H69ZM71 261H72V260H71ZM73 261H74V260H73ZM110 261L113 262V263L115 264L116 262H114V261H116V258L114 259V261H113V260H110ZM144 261H146V260H144ZM144 261H143V262H144ZM153 261H154V259H153L151 262H153ZM166 261H167V263H166ZM174 261H175V260H174ZM179 261H178V262H179ZM184 261H183V262H184ZM194 261H195V260H194ZM197 261H196V262H197ZM200 261H201V259H200ZM1 262H2V261H1ZM7 262H5V263H6V264H9V263H7ZM13 262H14V261H13ZM17 262H18V261H17ZM36 262H35V263H36ZM45 262H46V261H45ZM54 262H55V261H54ZM57 262H58V261H57ZM96 262H94V263L96 264ZM111 262H110V263H111ZM117 262H118V261H117ZM120 262H122V261L120 260ZM131 262H134V261H131ZM141 262H138V264H139V263L141 264ZM143 262H142V263H143ZM148 262H149V260L146 261V263H148ZM156 262H157V261H154L155 264H156ZM172 262H173V261H172ZM196 262H195V263H196ZM198 262H199V261H198ZM217 262H216V263H217ZM5 263H4V264H5ZM20 263H21V262H20ZM22 263L25 264V261H22ZM35 263H34V264H35ZM60 263H61V262H60ZM60 263H59V264H60ZM69 263H70V262H69ZM85 263L87 264V260H86V262H84V264H85ZM94 263H92V264H94ZM98 263H97V264H98ZM108 263H109V261H108ZM118 263H119V262H118ZM123 263H124V262H123ZM123 263H122V264H123ZM144 263H145V262H144ZM144 263H143V264H144ZM158 263H159V262H158ZM158 263H157V264H158ZM160 263H163V262H160ZM168 263H170V261H169L168 259L165 260V264H168ZM176 263H177V262H174V264H176ZM179 263H180V262H179ZM179 263H178V264H179ZM184 263L186 264V261H185ZM201 263H202V262H201ZM212 263H213V262H212ZM0 264H1V263H0ZM11 264H12V263H11ZM16 264H17V263H16ZM29 264H30V263H29ZM37 264H39V262H38ZM43 264H44V263H43ZM50 264H51V263H50ZM54 264H55V263H54ZM56 264H57V263H56ZM65 264H66V263H65ZM72 264H73V262H72ZM75 264H77V263H75ZM105 264H106V263H105ZM111 264H112V263H111ZM125 264H128V263L125 262ZM151 264H152V263H151ZM170 264H171V263H170ZM197 264H198V263H197ZM210 264H211V263H210ZM214 264H215V263H214Z\"/></svg>",
    "mask_w": 264,
    "mask_h": 264
}]
</instances>
